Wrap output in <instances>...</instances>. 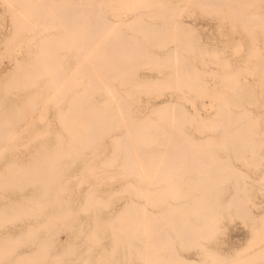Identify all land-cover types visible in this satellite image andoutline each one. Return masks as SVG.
<instances>
[{
  "label": "rangeland",
  "instance_id": "374dc122",
  "mask_svg": "<svg viewBox=\"0 0 264 264\" xmlns=\"http://www.w3.org/2000/svg\"><path fill=\"white\" fill-rule=\"evenodd\" d=\"M0 1H1V2H0V77H4V78H5V79H3V78L0 79V81H2V82H0V105H1V106H0V120H1V121L6 120L7 122H9L8 124L10 125V126H8V127L5 126V129L7 128L6 130L4 129V126H3V129H2V126H1L0 128H1L3 131L5 130V132H6L7 134H8V132H9V133H11L10 135H12V134H13V135H16V133H17V135H19L18 137H16L17 135L11 137L12 139L14 138V141L12 140V141L9 142V141H6V139L4 138V141H6L7 143H6V142L3 143L4 141L0 143V148H1L2 145H3V148H4V146H7V145H8V146L6 147V149H4V151H1V150H3V148L0 150V152H2V153L4 152L3 154L1 153L3 157H2V156L0 157V161H1V162H0V173H2L1 175H3V177H4L5 180L8 179L7 181L10 182L11 179H10V176L8 175L9 173H7V171H6V170H8V169H7L8 166L11 167V164H12V163L14 164V166L19 165V167H22V168H25L27 165L29 166L30 162H32L33 159H36V158H35V155H34L35 152L32 153V152H30V151L37 150V151H36V153H38L37 156H38V157H42V156H39L40 152H41V153H42L43 151H44L43 153L48 152L46 148H48V147L50 146L49 149L52 150V148L54 147V145L56 144V142H57V144H58V141H56L57 138H55V137H57V136L59 135L58 132L61 133L60 136H62V137L65 136V137L63 138V139H64V141H63V139L61 140L62 137L58 136V137L60 138V141H59V142H60L61 144H62V142H63L62 145H61L60 143L58 144V145H61L62 148H61L60 146H59V147H60L62 150H61V149L58 147V145L56 144V146H57L58 148H57L56 150L54 149L55 151L60 150V151H64V152H66L67 154H68V153L70 154V153H72V151H73L75 148H76L75 150L78 149L77 147L73 148L75 145H74V146L71 145V142H72V144L77 142V140H76L77 138L74 139L75 137H74V138L72 137V138L74 139V141H76V142H73V139H72V141L68 142V138H69V137H67V135H66V133H65V128H64L63 131H62V128H63V127H62V128H61L60 126L58 127L57 120H56V118H55V117H56L55 113H58V114H59V115H57V118H58V116H60V113H62L63 110L65 111V108H66V107H69V106L67 105V103H68V99L70 98L69 96H72V95L74 94V92H75V94L77 95V93L79 92V91L77 90V86H78V85H77V86H76L75 84H72V85H71V83L74 82V81H76V80H77V82H75V83H76V84L78 83V79H77V78L80 76V73H81V72L78 71V69L80 70V68H81V66H80L81 63L79 64V68H77L78 65H77V67L75 66L76 68L73 67V64L76 62V58H77V62H76V63L79 62V60H78L79 58H78V57L75 58V57H73V55L75 54V52H78V50H79L80 47H79V45H78V46L75 45V47L77 46V47L75 48L76 51L73 50V48H74L73 46H71V47H73V48L69 47V45H74V44H71V43L68 41V39L70 40V38H68V39H67V42H65V43H68V42L70 43L69 45H66L68 48H70V56H68L69 51H65V49H64V50L59 49V48H58V45H57V44H59V42H60V45H61V43L64 42V41L61 42V41H62L61 39H60L61 41H59L60 36H63V34L60 35L59 33H60V32H61V33H66V34H68V32L71 33V29H72V28H71V29H70V28H67L68 31L65 32L64 29H63V28H65V27L62 26V27H63V28H62V29H63V32H62V29H61V28H58L59 30H57V28H56V29L53 28V29H51L53 32H52L51 30H50V32H47V31H48L47 29H48L49 27L46 28V30H47V31H46L44 28H42L43 26H42V27H37V25H36V29L34 30L35 33H33V34L31 33L32 35H34V34L37 33L36 30H37V28H38V30H41V33H43L44 36H43L41 33H38V34L42 35L43 37L48 36V37H46L47 40H48V39H51V40H53V41L55 42V40L58 39V42H56L57 44H56V43H52L53 45L51 44L52 46H51V45H50V46H51L52 48H54V49L57 48L59 51L62 50L61 52L64 51V53H63L64 57H63V58L66 57L65 54L67 55V57L65 58V59H66L65 62H64L63 60L59 61V62H60L59 66L61 65V68H63V67L65 66V67H64L65 70L62 69V70H63L62 72H64V73H62L61 76H59V79H60V77H64L63 75H66V76H67L66 79H68V78L70 77V80H71V76H72L73 73L71 72V76H68L67 74H68V73L70 74L69 69L72 70V71H74L73 69H75V72L78 71L77 73H79V74H78V77H77V74H73V75H76V79H72L71 82H70V80H69V82H70V84H69V85H70V88H71V86L75 85V87L73 86L74 88L70 89V90H71L70 92H69V91L67 92V93H70V95H69V94L67 95V94L65 93V94L67 95V96H66V95L64 94V97L66 98V100H65L64 102H60V101L57 102V101H56L57 103H60V106H59V104H58V106H57L56 104L54 105V104H53L54 102L51 101L50 99H48V96H50L51 94H54V93H51L52 91H50L51 89L53 90V86H52V87L49 86V87H51V89H48V92H49V93H48V92L46 93V90H47V88H48V86H46V84H47V80L45 81L46 83L43 84V83H44L43 80L47 79L46 77H48V76L45 75V77H44V74H43V77H44L45 79H44L43 77H42V78H37V79H39V81L37 80L38 82L36 81L35 83H37L38 85L35 84V83L33 82L32 77L30 78L31 80L28 78L29 75H30L31 73H30L28 76H26V75L28 74V71H29V70H28L29 66L32 65L33 63H34V64H37V63H35V62L32 63V61L29 63V61H30V60H29V59H30V56H31L32 58L35 59V60H33V61H36V62H37V60H38V56H40V55L42 54L41 52L43 51V48H44V47H43L42 50H40V51H38V50L41 49V48H37V47L39 46V45H37V44H39L38 40H39V39L41 40V39H42V38H41L42 36H38V35L35 36V35H34L33 39H35V40H34L35 42L30 41V42H29V46H30V45H31V46L27 49L26 46H25V41H26V38L28 39L29 36H31L30 33H29L28 30H27L26 32H28L29 35L26 34L25 31H23L24 29H22L23 33H20L19 31H21V29H20L21 27L18 28V25H17L18 22H17V23L14 22V24L16 23L17 28H14L15 25L12 26L13 23H12V24L10 23V21H11L12 19L9 17V15H10L9 12H11V16H12V13H13V12L10 11L8 8H6V5H5V4L2 6V4H3L4 2H2V0H0ZM33 1H34V0H32V3H33ZM39 1H40V0H39ZM39 1H36V2L38 3ZM44 1L47 2L46 0H44ZM50 1H51V0H50ZM56 1H58V0H56ZM60 1H61V0H59V2H60ZM64 1H66V0H64ZM64 1H61V2L63 3ZM69 1H70V0H68V2H69ZM72 1H73V0H72ZM75 1H76V0H75ZM75 1H74V3H75ZM83 1H84V0H82L81 2H83ZM101 1L104 2L105 0H101ZM118 1H120V0H118ZM118 1L115 0V2L119 3ZM129 1H130V0H129ZM135 1H136V0H135ZM138 1H139V0H138ZM138 1H137V2H138ZM142 1H143V0H142ZM150 1H153V2L155 3V6L152 5L153 2H152V4H151V6H148V3H151ZM156 1H157V0H156ZM159 1H160V2L162 1V3H163V4H162V3L159 2V3H160L159 6L162 5L161 8H163V7H166V8H169V7H170V9H171L172 7H173V9L176 8L175 11H177V12L174 13V11H173V13L175 14V17H176V18L173 16L174 14H172V15L170 14L171 11H168L169 9H164V8H163V9H162L163 11H161V12H157L158 10L161 9V8L157 7V3H158V2L156 3L154 0H148V3H147V1H146L147 6H148L149 8L146 9L147 6H146L145 8L141 6L142 8H144V10H141L142 8H140V10H137L139 13L142 12V14H141V13H140V14L143 15V16H141V19H142V17H143V21H144V22L148 20V23H147V22H145V23L142 22V24H141V19L137 18V22H140V24H139V23L137 24V22H136V25H137V29H139L138 32L140 33L141 36H139V34L137 33V30L135 29V26L133 25V26H134V27H133V26L131 25L130 22H129L128 25H131V26H129V28H128V26H127V31H126L127 33L125 32L124 29H125L127 23L125 24L124 22H122V19H123V21H124V20H125V21H126V20L128 21L127 18H131L133 15H135V16L138 15V12L135 11L136 8H135L134 6H133V8H132V4H128L130 8H129V7H127V8H129V10L131 9L130 12H132V9H133L134 12H135V13H130L129 10H128L127 8H124L126 5L124 6V5L122 4V3H123L122 1H121L122 3H119L120 6H123L122 8H123V9H127L128 12L123 11V10H122V11H118V10H120V9H118V8H121L120 6H118V8H116V9H118V10H116V11L118 12V14L116 13V11H114V9L111 10L112 8H114V7L117 6V4H115V6H114V1H113V3H111L110 1H108L109 4L106 3L107 5H106L105 3H103V2L101 3V7H100V8H102V9L105 8L106 6L110 5V4H113L112 6H114V7L111 8V7H110L111 5H110V6H109V7H110L109 9H110L111 11H114L116 14L114 15V12L111 13V11H110V13H107L106 11H108L109 9H106V8H105V10H104V9H103V10L100 9V10H101L100 12L98 11L99 8L97 9V11L95 10V11H94L95 13H97V12H98V13H101L102 11L104 12V13L102 14V16L100 15V17H103V19L101 18V19H102V20H101V21H102V22H101L102 24H101V25L99 24V25L101 26V28H100L99 25H98V26L96 27V30L100 28L99 30H101V31H105L106 28H107V27H105L104 24H103V23L105 22V18H106L107 20H109L108 18H110L109 21H113V22H114V20H113V18H114L116 22L119 21L118 25H120V26H121V25H124V28H123V27H122V28L120 27L121 30H118V29H120V28H118V29L116 30V28H117V27H116L117 24H116L115 26H113L116 22L113 23V25H109V24H108V26H111V30H108V29H107L105 32H107V31H108V32L111 31V32H109V33H111V34H110V35H111V37H110L111 39H112L113 37H116L117 35L119 36V35H120L119 33H121L122 31H123V32H122L121 34H125V35L127 34L125 37H127V36L129 37L130 34L133 36V35L136 33V35H138L139 38H138V36H136V35H134V36H136L138 39H140V37L143 38V36H144V35H142L143 32H142V33L140 32V30L143 29V26H144V28H145V29H143V30H146L147 33L149 32V34H151V32H153L152 29H153L154 27H153L152 29H150L151 31L149 30V28L152 27V24H153V23H150V22H155V24H156V27H155V28H157V27L159 28L157 31H161V32H163L162 29L164 28V26L166 27V28H164V30H165V29H170V25L172 26V24H173L172 21H175V23H176V21H177L176 25L178 24L177 26L179 27V28L177 29V31L180 30V31H181L180 33L184 32V34H185V36H181V37H185V41H186V39L188 40V42L186 41L187 43H189V40L192 39V40H191V43H193V44H192L193 46L190 45V46H192V47H190L185 41H183L184 39H182L181 41H183V42L186 43V44L184 43V46H182V45H183V42L180 43V42H181L180 39H179V40H178V39L176 40V41L179 42L178 44H180V45L182 44V45H181L182 48L180 47V51L183 53V55H184V56H183V59H185V60H181V57H180V54H181V53H180L179 50H177L179 53L177 52V55H176L177 57L174 55V57H175V58L173 59V60H174L173 65H174V66H173L172 64H170V63L166 64L167 61L165 62V61L163 60L164 63L162 62V64H164V65L167 66V67H169V64H170L171 67H172L173 69H172L171 67H169V68H167V69H163V68L161 69V68L159 67L160 62H161L162 60H161L160 62H158V61H159L158 58H159V57H160V58L163 57L164 54L166 55V54H167L166 52L169 51L170 46H171V48H172V47H176V45H177V44L175 43V41L172 42V40H171L170 44H166V45L168 46V48H166L167 46H165V48H164V45H163L162 43L165 42V41H166L165 39H167L168 36H170V35L168 34V35H167V38H165V37H163V36H166V35H164L166 32L171 31V30H169V31L167 30L166 32H163L164 34H163V33L161 34V37H163V39L165 38V39H164L165 41H164L162 38H158V37H157V39H158L159 41L156 39L157 42H159V44L162 42V43H161V44L163 45L162 49H161V48L159 49V44H158V43H155L154 45H152V46L155 47V48H151V47H152V46H151V47H148V48H149L148 50H146L145 48H141V47H140L141 49H139V50H142V49H143V50H145V51H149V50H150V53H151V52H152V53H156L155 55H154V54H153V55L156 56L157 59H156V57L146 56V55H148L149 52H148V53L146 52L147 54H145V53H143V51H142V53L145 54L146 57H145V59H144V56H140V57H142V58H140V59H143L142 62H144V63L141 62L142 64H141V63H138V65H136L137 62H135V59H136V58H135L134 61H133V60H132V62L130 61V64H129L128 66H126V67H127L126 69H128L129 66H131V69H129V71H130V70H133L132 67H135V66H138V67H139V65L141 66V65H143V64H145V66H146L149 62H148V61L145 62V60L149 57V58L154 59L153 61H155V59H156V61L158 62L157 66H158V69H159V70H157V68H156L157 66H155V65H156L155 62L151 61V62L154 63L155 68H152L151 66L153 65V63H150V67H149V66H148V67H145V66L143 65L144 68L141 66V68L139 67L137 70H135V71L133 70L134 72H133V75H131V76H132V77H131V78H132L131 80H132V81L134 80L135 82H132V81H128V80H127L128 83H127V81H126V85H125V84H123L122 86L117 85V80H118L117 77L120 78V76H116V77H115L114 74H113V72H111V73L113 74L112 76L115 77L116 81H115V79L113 78V80H112V81H109L108 84L112 85V86H113V89L117 86V87H116L117 89L115 88V91L117 90L118 92H120V93H118V98H117L118 100H120L121 98L123 99V97H124L125 101H126L127 99H128L127 101H129V99L133 100L132 97H134V98H138V102H141V103H142V106H144L146 103H148V104H154V105H157V106H158L159 103H163V102H166V101H168V103L166 102L168 105H171V103H173V102L175 101L174 103H177V102H178L179 105H184V106H185V109L183 108L182 110H185L186 112L188 111V112L192 113V112H193V108H192V106L195 107V108H197V109L200 108L201 116H202V117L205 116L204 118H209V115H211L212 113L214 114V111H213L210 107H212V106H214V105L216 104V101H217V98H218L219 94H222L221 92H223V90H224V92H223V95H224V96H223V95H220V96H222L223 98H222V97H219V98H221L222 100L225 99L227 102L229 101L228 103H230V104H233V103H234V104H237L238 107H234V108L237 110V109L240 107V108L238 109L239 111L237 110L238 112H240V110L242 111V108H243L242 106H245V107L243 108V110H244L245 108H247V110L250 109V111H246V109H245L246 114H244L245 112H244V113H243V112H240V113H242V114L244 115V117H243L244 120H243V119H242V120L240 119L241 122H240V120L238 121V124L236 125V128H239L238 125H239L240 123H242V125L244 126V124H246V123H245L246 121H247V123H248V121L250 122L251 119H252L251 116H252L253 119H254V118H255L254 116H256V118H258L259 115H257V113L260 114L258 120L255 118V119L259 122V123H257L259 126H257V124H255L256 126L253 125L255 119H254V120L252 119L253 122H250V123H248V125H247V127H248V126H250V125L252 124L251 127H253V128L251 129V131H250V129H249L248 131H249V133L251 132L252 135L255 134L254 136L257 137V138H255V137L253 136L254 139H255L256 147H257V145L260 143V146H261L260 148H262V149L258 150V149H259V147H258L257 151H258L259 153L256 151V148H255V151H256L260 156H259V155L253 150L254 148H252L253 152L256 153V155L259 157V158H258L257 156L254 157L255 155L252 156V158L254 157V160H253L254 163H252V161H250V154H251V153L254 154V153H253L252 151L249 150L248 153L245 155V152H244V150L247 151V150H248V147H249V146L251 147V146L253 145V143H251L252 145H249V144H248V147L246 146L247 148H244V150H243V148H241V147H242V144H243V142H244V140L246 139V138H244V137H246V135H245V136H242V137H243V142H242V144H241L242 137L240 138V141H239L240 144H235L234 147H235L236 149H235L234 147H233L234 149H233L232 147H231L230 149H228V148H227V149H228V151H230V152L233 151L234 153H236V154H234V155H237V149L240 150V151H238V154L241 152V149H242V150H243V153H241V154H244L243 156H244L245 158H244V157H243V158L245 159V163H246V165L248 164V166H246V165L244 164V161H243L242 158H241V159H238V158H240V157H239L240 154H239L238 156H235L236 159H234V158H233V157H234L233 154L230 153V152L224 151V150H223L224 148H223L221 145H220L221 147L218 146L217 148H214V147H216V144H217V143H215V146H214V145H213V142H218L217 145H219V141H218L219 138H217V137H219L220 135H217V134H209V135H210V136L208 135L209 137H206V136H205L207 139H210L209 141H210L211 144H208V140H207V141L205 140L206 138H200V141H201L202 139H203L204 141H206V143H207L208 145H207L206 143H205V145H206L207 147L209 146L208 149H210V150L212 151V153H210V156L213 155L212 157L217 156V157L221 158V159H220L221 161H219V162H218V160L212 158V160L214 161V163L216 162L217 167H216V164H215V166H214L213 162H212L213 165L210 164V165H212V166H210V165H206V166H209L210 168L212 167V169H210V170H214L215 167L217 168V170H216V168H215V170L213 171V173L210 174V171L206 172V170L208 169L207 167H206L207 169H204V171L201 170V168H203L204 163H203V164H201L200 162L197 163L198 165L201 164V166H199L200 169H199L198 171H199V172H200V171L203 172V173H202V177H203V175H205L206 173H207V174L209 173V174H210V175L208 174L209 176L206 175V176H204V177L207 178V176H208L209 179H212V177L215 176V178H214L215 181L218 179V177L215 175V174H217V173H218V174L221 173L220 176H219V179H220V177H221V178L224 177V179H222V180H224V182H226L227 180L229 181V179H230L229 177H231V176H229V174H228V172H227V170L229 171V169L226 170V168H223V163H225V162H226V164H229V163L231 164V165L229 164V165H230V168H232V169L235 168V167L237 168V169L235 168V169H233V170H230V172L232 171V174H233V171H235V172L237 171V173H234V174L237 175V176H238V173L241 174V176H243V177H244V176L246 177L247 174H248L250 177L247 176L245 179L243 178L244 186L242 185V181H241L242 177H241V176H238V178H237V176L234 175L235 177H233V178H235L236 180L238 179V180H237V181H238V182H237V183H238V185H237L238 188H237V189L240 188V187H239L240 185H241V187H242V186L244 187V191H245V189H246V191L250 189V190H249L250 193H247V192L245 191V195L248 196V198H249L248 201H250L251 203L243 202V201H246V200H247V199H246L247 197H245V195H243L244 193L242 194L243 190H241V189H240V190H241L242 192L239 191V190H238L239 192L237 191V193H238L237 196H239V197L241 196V198H242V196H243V197L245 198V200H241V201H242V204H240L241 202H240V201L238 202V200L235 199V198L233 197L234 195H236V190H235L236 188H235V189H232V188H233L232 186L235 187V185H234V184H235L234 181L236 182V180H235V179L233 180L232 177H231V179H230L229 182L227 181L228 183L221 182V179H220V181L217 180V182L219 181L218 184L221 183L222 187H221V185H216L217 182H214V180H212L213 182H211V183H212V184L215 183V184H213V187H216L215 189H217V186H218V189H220V191H221V193H220L219 190H216L217 192L215 191V192H216V196L218 195V196H217L218 199L216 198V200H215V199H214V198H215V197H214V195H215L214 188L211 187V185H209L210 187H209V186L206 187V189H207V188H213L212 190L207 189L209 193H208L207 191H204L205 189H202L203 186L205 187L204 183L206 182V180H207L208 178L205 179L204 177H203V178L201 177L202 180H203V179L205 180L204 183L201 184V186H200V184L196 185V184L199 182L198 180H196V182H197L196 184H195L194 181H190L191 178H192V180H193V179H194V180L197 179V178H193V177H195L196 174H197V173L194 174L195 171H193V173H192V170H193V169H192V170L190 171V173H189L190 176L192 175L191 177H189L188 175H186L185 173H183L184 171L187 172V169H188L187 166H186V170H184V169H185L184 166H183V168H180V167L178 166V167L180 168V170H183V172L180 174L179 177L183 179V178H184L183 174H185V178H184V179H185V182H187L186 184H185V182H183L184 179L181 180V181H182V182H180L181 184H180L179 182H176V181H177L176 179H178V177H177L178 175L176 176V173L173 174V175L176 176V178H174L175 176L173 177V178L176 180V181H175L176 184L179 183L178 186L180 187V188H178V187L176 188V187L173 186V185H175V184H172L173 189L175 190V191L172 190V191L174 192V193H173V192L171 191V189L169 188L168 185H170L171 183H175V182H173L174 179H173V178H169V177H170V176H173V175H171V172H172V171H171L170 169H176V166H177V165H176V166L174 165V163H176V162L172 163V165H174L175 168H173V167L170 168L169 164H167V163H165V162L163 163V165H164V164H165L166 166L168 165L167 167H169L170 169H168L167 167H166V168H167L169 171H171L170 173L167 172L168 170H166V171L164 172V170H165L166 168L163 167V166H162V169L159 168L158 171H156L157 167L155 168V170H154V168H152V169L154 170V172H156V173L159 172V173H160V171H161V173H162V174H159V173L156 174V173H155L154 176H153L152 173L149 174V172H148V170L151 169V168H148V170L145 171L144 168H143V169H142V168H139V167H142V166H139V164H138L139 167H138V166H137V167L140 169V172H138L139 169H137L136 166L134 167V166L132 165L133 168L137 169V170H136V171H137L136 174H138V173H142L141 171L143 170V173H146V174H147V172H148V175H146V176H150V175L152 174V175H151L152 177H151V178L149 177L150 179H146V178H145L146 176H145V177H143V178H145V181L142 180V182H141V180H139L138 177H135L136 175H134V173H133V175H132V178H131V176H127V177H126V175H127L128 172H129V173H130L131 171L135 172V170H128V171L125 170V171H126V173H125V171H124V176H125V178H123V173H122V176H120L118 173H121L122 170H124L123 166H122L123 169H122L121 166H120V165H121V162L126 163V160H125V161H122V160H123V158H122L123 155L126 154V153L122 154V153L124 152V151H123L124 149H121L122 152H121V151L118 152L120 148L118 149V151H116V148H115V147H116V142H115V144H114L115 147H114V146L112 147V142H111V141H112V140H113V142H114V141H117V140H116V139H117V138H116L117 136H116L115 134H113L112 131L106 133L107 136L104 135V134H103L104 136H102V134L100 133L102 137L100 136L99 138H101V139L104 138V139H102V140L99 139L100 142L98 141V139L96 140V143L94 144L95 147H97L96 150H94V148H95L94 145H93V148H92V150H94V151H92V150L90 151L87 147H81L82 150H80V148H79L78 150H80V151H78V150H77V151H78L79 153L82 151V153L77 154L78 152H75V150H74V152L76 153V154H75V153H74V154L77 155V156H74V159H73V160H71V159L73 158V157L71 158V156H73L74 154H73V155L71 154V155H70V158H69V157H68L69 154L67 155L66 153H64V155H63V153H62V155L65 156V157L67 156V158L63 157L64 159H62V158L60 157V159H62V160H60V163H59V161L57 162V164L59 163L58 166H57L58 168H56V166H54V162H56V160H59V159L54 158V157L52 156L53 153L51 152V157L54 158V160H55V159H56V160L53 161V160H50L49 158L46 159V160H47V161H48V160L53 161V162H50V163H51V164L53 163L54 170H56V171L58 172L57 174L54 173L55 175H52L54 178H58V177H59L58 180L53 179V178H50V179H49V180L52 179V180H54L55 182H53L52 180H51L52 182H50L49 180H44V179H43V178H44V176H43L44 173H42V172H45V171H43L44 169H41V173H42L41 177L43 176V178H41L40 180L43 179V182L41 181L42 183H40L39 180L36 179V178H38V177H36V176L33 177V178H35L39 183H36L35 180H33L32 178L29 179V178H28V177L30 176V175H29V176L27 177L28 180H26V182L28 183V185H27V183H24V182H22V180H21V182H17L18 184H19V183L21 184V185L19 184L18 189H17V188L15 189V187H14V185H15V186L18 185V184H16V182H15L14 185L11 184L14 188H13L12 186L10 187V186L8 185V184H9V183H8L7 185H8L9 187L7 188V187H6L7 185H6V186H5V187H6V190H5L4 187L2 188V189L5 190V192H4L3 190H0V211H1L0 213L3 212V213L6 214L7 216H8V215H11V216L8 217V219H9L10 217H13V216H12L13 214H11V212L13 213V211H17V210L19 209L18 207H20V206H21V208H23V209H24V208H27L28 206L31 205L30 202L33 203V202L35 201V203H33L34 207H35L37 201H42V203H45V202H46L45 204H48V203H49L48 205H46V206H48V207H45V206H44L45 204L42 205L41 202L38 203L39 205L41 204L42 206H44V207H41V206H38V204H37V207H41L42 210H39L40 208L37 209V207L34 208V207L31 205V207H33L32 209H37V211H38V212H37V215L35 214L36 211L34 212L35 216H34V214L32 215V216H34V217L31 216V212H32V211L30 212V214H25V216H23L24 218L22 217V214H21V217H22L23 219H22V218H19V217H18L19 219L16 218V221H15L16 223H15V222H14V223L12 222L13 219H12V220H11V219L6 220V216H4V217H5V220H4V219L2 218L3 216H2V217L0 216V221H1V222H0V227H1V223L3 222V220H4L5 222H9V221L11 220V223L13 224V225H11L10 223H5V222H4L5 224H3L2 228H0V238H2V237L5 238V237H7V235L9 236V237H7L6 239H3V241H4V240L6 241V240L8 239L6 242H5V241H4V242H3V241H0V246H1L0 257H1V254H2V256H3V252H4V251H5V252H9V249H10V248L8 249L7 247H10V246L13 247L12 244H13L14 242H15V244H16V242H18V241H20V240H22V241L24 240V241H25V242L23 241L24 243L21 241V242H22L21 244H20V242H18L20 245L15 246V250L17 249V251L14 250V252H12L13 249L11 248V250H10L11 253H10V252H9V253L12 254V255H7V254L4 252V254H6L7 257H5V255H4L3 258H4V259L7 258V259H6V260H3V258L1 257V261H0L1 263H0V264H15V263H13V258H14V261L18 262V264H22V263H20L21 261H20V262L18 261V260L21 258L20 256H21V255H22V256H25V255H26V257H27V256H30V258H31V255H29V253H30V252L33 253V251H34L35 249H36V251H34V252H36L37 255H36L35 253H34V254L30 253V254H32V258H31V259H32V262H33L34 264H35V262H36V264H37V263L42 264L43 262H44L43 264H45L46 260L48 261V263L46 262V264H49V262L52 263L53 261L57 263V261H58L59 259H61V262L59 261L57 264H78V263H80V264H85V262L83 263L84 260H87V261H88L86 264H147L146 261H150L151 259H150V260L145 259V263H144V262L142 261V260H144V259L142 258L143 255H142V257H141V255H140V253H139V257L142 258V260H139V259L137 258V254H138V252H137V254H136L135 251H136V248H138L139 245H140V249H142V247H144V248L142 249V251L145 250V247L147 248V246H149V247L147 248V252H149L148 250H150L149 248L152 247L153 243H152V245H151V243L149 244V242L146 243V241H144L142 244H145V243H146L147 246H146V244H145V245H142V244H141V242H142L141 239H142V238H143V240L147 239V236L145 237V235H146V234L148 235V233H149L150 230H153V232H154V229H155V231H156L154 235L156 236V233H157V234H158L157 236H159V237H157V236L155 237V236L153 235L154 237L149 238V236L153 233V232H150L151 234L148 235V238H149V239H148L147 241H150V242H151V241H154V243H155V241L157 242V241L159 240V241H161V242H163V243L165 242V246H164V249H163V246H162L163 243H160V242H159L158 245L155 243V244L153 245V249L155 248V250H150L151 252H149V253H150V254H151V253L153 254V251H157L158 253H157V252H156L157 254L155 253V254H156V257H157V255H158V256H161L160 258L164 257V259H165L167 256L173 255V256H171L172 258H173V257H175V258H177V259L179 258L178 260H181L182 258H184L183 260H185V262L183 261V262L180 263V261H178V262L174 261L173 259H175V258H173V259H172V261H173L172 263H174V264H176V263H177V264H179V263H180V264H185V263L187 262L186 260H188L190 257H191V258L189 259V260H190V263L193 262L194 264H195V262H196L197 264L201 263V261H199V260H202V263H201V264H212V263L207 259V258H209V257H212L213 261L216 259V257H218L219 259H217V262H218V260H219V262L221 261L220 264H224V263L227 264L226 262H228V261H230V262H228V264H229V263L232 264L233 262L236 264V262H237L236 259H237V258H238L237 260H239V261H238V264H239V262H241L240 264H242L244 261H245L247 264H249V261H252L255 257L259 258V256H261L262 258H264V257H263L264 254H263V256H262V254H261V253H264V252H262V251L264 250V240H263V239H264V223H263V221H264V217H263L264 215H263V214H264V213H263V214L261 213V212L264 211V204H262L263 201H264V188L262 189V186L264 187V180H263L264 178L262 179L263 181H261V182L259 181V180H260L259 177H260V176H264V162H263L262 160H259V161H261V162H260V165L257 164L258 166H257V167L255 166L256 168H254V165H253V164L256 163V162H255L256 159H263L262 156L264 155V153H263V152H264V146H262V145H264V125H262V123L264 122V120H263V119H264V114H263V113H264V112H263V111H264V107H263V105H264V102H263V101H264V64L261 63V61H260V60L263 59L262 57H264V56H263V54H264V44H263V42H264V40H263V39H264V34H263L264 29H262L263 31H261V30H256V31H254V33L252 34V36L250 35L251 37H250L249 35L247 36V34H245V33L243 32L242 27L240 26V24L243 25V22H242V23H241V22L239 23V21L242 20V18L240 17L241 19L238 21V20H237V17H232V16L230 15L229 17H232V18H231L232 21L229 22V21H230V20H229L230 18H229V17H226L227 15H229L228 12H227V10H226L227 8H226V9H225V7H222V9L219 8V5H220V4L223 5V2H222L221 0H220V1H221L222 3L219 2V4H218V2L216 1L218 7L214 6V5H216V3H214L215 0H213V2H212L211 0H208V2L206 3V5H204L205 2H204V3L201 2V1H203V0H201V1H200V0H192L191 2L195 1V3H194V2H193V3H191V2L188 3V2H187L188 8H184V11H183L184 13L181 11L182 9H180V7H183V4H182V3H184V4L186 5V3H185L186 1H184V0H178V1H177V0H169L168 2H167V0H166V1H165V0H159ZM164 1H165V2H164ZM175 1H177V2H175ZM180 1H181V3H180ZM187 1H188V0H187ZM204 1H206V0H204ZM209 1H210V2H209ZM34 2H35V1H34ZM45 2H44V3H45ZM53 2H54V1H52L51 3H53ZM59 2H56L55 4L57 5V3H58V7L61 8L62 5L59 4ZM81 2H78V3L80 4ZM105 2H106V1H105ZM174 2H175V3H174ZM200 2H201V3H200ZM1 3H2V4H1ZM39 3H40V2H39ZM64 3H65V2H64ZM64 3H63V5H64ZM69 3H70V2H69ZM133 3L135 4L136 2H133ZM139 3H140V2H139ZM141 3H143V2H141ZM202 3H203V7L200 8L199 5H202ZM42 4H43V3H42ZM47 4H48V3H47ZM71 4H72V2H71ZM102 4H105V5H104L105 7H104ZM124 4H126V3H124ZM136 4H137V3H136ZM144 4H145V3H144ZM173 4H174V5H173ZM180 4H181L182 6H181ZM209 4H211V5L214 4L212 7L215 8V10H213V8H209V7H210V6H208ZM36 5H37V4H36ZM60 5H61V6H60ZM65 5L67 6L68 4H65ZM74 5H75V4H74ZM81 5H82V4H81ZM139 5H140V4H138L136 7H138ZM142 5H143V4H142ZM167 5H168V6H167ZM169 5H170V6H169ZM196 5H198V6L196 7ZM222 5H221V6H222ZM41 6H42V5H41ZM41 6H40V7H41ZM45 6H46V4H45ZM48 6H49V5H47L46 7H48ZM71 6H72V5H71ZM143 6H144V5H143ZM178 6H179V7H178ZM221 6H220V7H221ZM223 6H224V5H223ZM256 6H260V7H261V6H264V0H263V1H259L258 4L256 3ZM256 6H255V7H256ZM38 7H39V6H38ZM40 7H39V8H40ZM42 7H43V6H42ZM50 7H53V6H50ZM69 7H70V6L68 5V8H67V9H69ZM75 7H76V6H75ZM75 7H73V8L75 9ZM83 7H84V8H83L82 10H84V11L86 10V11H87L88 8L85 7L84 3H83ZM150 7H153V8H151V10H152L151 12H150ZM155 7H157L158 10H157ZM174 7H175V8H174ZM205 7H206V8H205ZM33 8H35V7H33ZM44 8H45V7H44ZM53 8H57V7L55 6V7H53ZM60 8H58V9H60ZM70 8H71V7H70ZM80 8H81V7H80ZM122 8H121V9H122ZM138 8H139V7H138ZM154 8H155L156 10H155ZM178 8H179V9H178ZM197 8H198V9H197ZM199 8L201 9V11H200ZM203 8H205V9H204L205 11L203 10ZM15 9L18 10L19 13H20V10H21V13L24 14L25 19L28 17V15H26L27 12L25 13L24 11H22L23 9H20V8L17 9V7H16ZM15 9H14V10H15ZM35 9H36V8H35ZM58 9H55V10H58ZM71 9H72V8H71ZM74 9H73V11L76 10V9H75V10H74ZM77 9H79V7H77ZM145 9H146V10H145ZM177 9H178V10H177ZM206 9H207V10H206ZM219 9H220V11H218V12H220V13H221V11L224 12V13L222 12V13H223L222 15H219L218 12H217V13H216V12H213V11H217V10H219ZM36 10H37V9H36ZM41 10H42V9H41ZM46 10H47V8H46ZM60 10L63 11V7H62ZM60 10H59V11H60ZM65 10H66V7H65ZM69 10H70V9H69ZM69 10H68V11H69ZM165 10H167V11L169 12V13H168V15H169L168 17H170V18L172 17L171 19L168 18L167 21L165 20V19L167 18V17H166V16H167V13H166V14L163 13V12H167V11H165ZM202 10L204 11V13L202 12ZM61 11H60V12H61ZM154 11H156V12H154ZM179 11H181V12L178 13ZM32 12H33V11H32ZM37 12H38V11H37ZM42 12L45 13L44 11H42ZM42 12H41V13H42ZM46 12H47V11H46ZM52 12H53V10H52ZM66 12H67V10H66ZM66 12H64V13H66ZM70 12H71V10H70L69 12H67L66 17H67V15H68V13H70ZM78 12H80V11L78 10ZM87 12H88V11H87ZM87 12H86V14H87ZM120 12H121V14H119ZM122 12H124V15H125V17H126L125 19L123 18L124 15H122V14H123ZM143 12H145V13L150 12V13L145 14V13H143ZM152 12H154L156 15H157V13H160V16H162V15L164 14V16H162L161 19L158 18V19H159V20H158V19L155 18L156 15H154ZM211 12H213V13H215V14H213V13H211ZM15 13H17V11H16ZM29 13H30V12H29ZM38 13H39V12H38ZM53 13H55V12H53ZM53 13H52V14H53ZM64 13H61V16H62ZM73 13H74V12H72V14H73ZM76 13H77V10H76ZM92 13H93V11H92ZM125 13H126V14H125ZM151 13H152L153 15H152ZM171 13H172V12H171ZM181 13H182V14H181ZM17 14H18V13H17ZM17 14H15V16H17ZM49 14H50V13H49ZM57 14H58V12H57ZM59 14H60V13H59ZM81 14H83V13H81ZM81 14H80V15H81ZM86 14H85V15H86ZM112 14H113V15H112ZM161 14H162V15H161ZM178 14L180 15V17H179ZM226 14H227V15H226ZM30 15H31V14H30ZM55 15H56V14H55ZM98 15H99V14H98ZM105 15H107V16H105ZM110 15H112L113 17L111 18ZM120 15H121V16H120ZM151 15H152V16H155V17L152 18L153 20L151 19V17H152ZM165 15H166V16H165ZM177 15H178L179 18H177ZM181 15H182V17H181ZM225 15H226V16H225ZM19 16H20V15H19ZM26 16H27V17H26ZM36 16H37V15H36ZM38 16H39V15H38ZM43 16H45V15L43 14ZM46 16H47V15H46ZM48 16H49V15H48ZM50 16H51V15H50ZM57 16H58V18L61 19L60 15H57ZM74 16H75V15H74ZM82 16H83V15H82ZM86 16H87V15H86ZM135 16H134V17H135ZM144 16H147V17H144ZM157 16H158V15H157ZM219 16L221 17L220 19H219ZM223 16H224V17H223ZM12 17H13V16H12ZM29 17H30V16H29ZM29 17L26 19L27 21H25V23L29 21L30 24H31V23L33 24V21H34V20H35L34 24L37 23V22H36V19H34V20H32V19L29 20V19H30ZM34 17H35V15H34ZM34 17H33V18H34ZM63 17H64V15H63ZM137 17H138V16H137ZM163 17H164V18L166 17V18L164 19ZM173 17H174V19H173ZM217 17H218V19H217ZM9 18H10V20H8ZM31 18H32V17H31ZM35 18H36V17H35ZM51 18H52V17H51ZM54 18H55V19H58V18L55 17V16H54ZM64 18H65V17H64ZM69 18H71V17H69ZM74 18H75V17H74ZM76 18H77V17H76ZM82 18H83V17H82ZM84 18H87V17H84ZM98 18H99V17H95V21H96V20H100V18H99V19H98ZM119 18H120V20H119ZM121 18H122V19H121ZM147 18H148V19H147ZM226 18H227V19H226ZM228 18H229V19H228ZM13 19H14V17H13ZM15 19H16V18H15ZM15 19H14V20H15ZM20 19H21V17H20ZM43 19H44V18H43ZM65 19H66V18H65ZM67 19H68V18H67ZM80 19H81V18H80ZM91 19H92V17H91ZM131 19H132V18H131ZM131 19H130V20H131ZM135 19H136V18H135ZM138 19H139L140 21H139ZM154 19H155V20H154ZM176 19H177V20H176ZM39 20H41L40 17H39ZM49 20H50V17H49ZM49 20H48V21H49ZM70 20H71V19H70ZM74 20H75V19H73V21H74ZM78 20H79V19H78ZM93 20H94V17H93ZM164 20H165V22H166L167 25L165 24ZM227 20H228V21H227ZM5 21H6V22H5ZM15 21H16V20H15ZM20 21H21V20H20ZM46 21H47V20H46ZM46 21H45V23H46ZM51 21H53V20H51ZM81 21H82V20H81ZM83 21L86 22V20H83ZM95 21H94V22H95ZM109 21H108V22H109ZM120 21H121L122 24H120ZM132 21L135 22L134 19H133ZM132 21H131V22H132ZM156 21H157V22H156ZM158 21H159V22H158ZM182 21H183V22H182ZM234 21H235V22H234ZM11 22H12V21H11ZM29 22H28V23H29ZM40 22H41V21H40ZM42 22H44V21H42ZM65 22H66V21H65ZM67 22H68V20H67ZM69 22H70V21H69ZM76 22H77V21H76ZM91 22H92V20H91ZM91 22H89V24H91V26L94 25V23H91ZM187 22H188V24H187ZM218 22H220V23H218ZM5 23H6V25H5ZM22 23H23V22H22ZM49 23L51 24L50 27H52V24H53V25H56V24L58 25V24H60V22L57 23V21H56V22L54 21V23H52V22H49ZM73 23H74V22H72V24H73ZM80 23H81V22H80ZM82 23H83V22H82ZM82 23H81V24H82ZM98 23H100V21H98ZM123 23H124V24H123ZM171 23H172V24H171ZM179 23H180V24H179ZM230 23H231V24H230ZM19 24H20V23H19ZM41 24L43 25V23H40L39 25H41ZM50 24H49V25H50ZM66 24H68V23H65V25H66ZM75 24H76V23H75ZM83 24H84V23H83ZM105 24H106V23H105ZM133 24H134V23H133ZM147 24H151V25L149 26V25H147ZM155 24H154V25H155ZM169 24H170V25H169ZM183 24H184V25H183ZM189 24H191V27H190ZM46 25H47V24H46ZM57 25H56V26H57ZM138 25H139V27H141V28H139ZM140 25H141V26H140ZM146 25H147V26H146ZM154 25H153V26H154ZM168 25H169V28H167ZM176 25H174V26L176 27ZM182 25H183V26H182ZM7 26H9V27H7ZM19 26H21V25H19ZM34 26H35V25H34ZM59 26H60V25H59ZM59 26H58V27H59ZM69 26L71 27V26H73V25H70V24H69L68 27H69ZM80 26H81V25H80ZM112 26H113L114 28H115V27H116V28L113 30V29H112ZM159 26H162V29H161ZM12 27H13V29H17V31L20 29V30L18 31V33L15 32V30H14V32L17 33V34H14V35H16V36H12V37L15 38L14 40L16 41V43H15V42L13 43L14 40H12V39H11V40H12L11 43H7L8 39L11 38V37H10V36H11L10 33L13 32V31H11V30H12ZM22 27H23V25H22ZM28 27H29V26H28ZM30 27H31V26H30ZM44 27H45V25H44ZM74 27H75V25H74ZM76 27H77V25H76ZM76 27H75V28H76ZM83 27H86V25L83 26ZM83 27H81V28L83 29ZM103 27H104V30H103ZM194 27H195L196 29H195ZM214 27H215V28H214ZM32 28L34 29V27H32ZM41 28L44 29L45 32H46L47 34H46L45 32H43L44 30L42 31ZM75 28H73L72 31H73V30L75 31V30H76ZM81 28H79V26L77 27L78 30H80ZM87 28H88V27H87ZM87 28H84V29H87ZM133 28H134V29H133ZM171 28L173 29L174 27L172 26ZM184 28H185L186 30H185ZM28 29H29V28H28ZM65 29H66V28H65ZM69 29H70V31H69ZM84 29H83V30H84ZM128 29H129L130 31H128ZM131 29H133V31H132ZM29 30H30V29H29ZM31 30H32V29H31ZM31 30H30V31H31ZM83 30H81L80 32H82ZM115 30H116V31H115ZM135 30H136V31H135ZM143 30H142V31H143ZM154 30H155V29H154ZM184 30H185V31H184ZM192 30H193V32H192ZM197 30H198V31H197ZM8 31H9V32H8ZM22 31H21V32H22ZM59 31H60V32H59ZM86 31H87V30H86ZM86 31L84 30L85 34L87 33ZM118 31H120V32L118 33ZM31 32H32V31H31ZM38 32H40V31H38ZM56 32H58V33H56ZM75 32H76V31H75ZM75 32H72V33L74 34ZM80 32H79V35H77V34L75 33V35L79 36V38L81 37V36H80ZM84 32H82V33H84ZM108 32H107V33H108ZM130 32H135V33H130ZM155 32H156V30H155ZM174 32H175V31H174ZM48 33H50V34H48ZM51 33H52V34H51ZM54 33H55L57 36H56ZM70 33H69V34H70ZM72 33H71V34H72ZM99 33H100V32H99ZM107 33H106V34H107ZM113 33H114L116 36H114ZM153 33H154V32H153ZM169 33H171V32H169ZM20 34H22V35L20 36ZM58 34H59L60 36H59ZM73 34H72V35H73ZM97 34H98V33H97ZM97 34H93V35L95 36V35H97ZM128 34H129V35H128ZM154 34H155V33H154ZM154 34H153V35H154ZM166 34H167V33H166ZM173 34H174V36H175L176 33H173ZM184 34H183V35H184ZM195 34H196V35L198 34L197 37L195 36ZM199 34H200V35H199ZM9 35H10V36H9ZM45 35H46V36H45ZM49 35H50V36H49ZM51 35H52V36H51ZM64 35H65V34H64ZM72 35H71V36H72ZM75 35H73L72 37H74ZM81 35H84V34H81ZM87 35H89V34L87 33ZM104 35H105V33H104L103 36H102L103 39H104V41H105V39H106V40H107L106 42H111V39H109V41H108V37H109V36L107 37L106 35H105V36H104ZM108 35H109V34H108ZM162 35H163V36H162ZM171 35H172V34H171ZM180 35H181V34H180ZM6 36H7V37H6ZM8 36H9V37H8ZM18 36H19V37H18ZM53 36H54V39H55V40H54L53 38H51V37H53ZM65 36H66V35H65ZM77 36H76V37H77ZM84 36H85V35H84ZM94 36H92V37H94ZM98 36H99V38L101 37V35H99V34H98ZM122 36H123V35H120V38H121ZM157 36H160V34H158ZM186 36H187V38H186ZM198 36H200V37H198ZM5 37H6V38H5ZM57 37H58V38H57ZM66 37H70V36L67 35ZM72 37H71V38H72ZM76 37H75V38H76ZM149 37H151V36H149ZM152 37H153V36H152ZM170 37L172 38L173 35L170 36ZM176 37H177V36H176ZM179 37H180V36L178 35V38H179ZM189 37H190V38H189ZM253 37H254V40H253ZM37 38H39V39L37 40ZM81 38H82L81 40H83V37H81ZM84 38H85V37H84ZM88 38H90V37L87 36V41H90L89 43H92L91 41H92L93 38H92L91 40H89ZM122 38H123V37H122ZM132 38H133V37H132ZM142 38H141V39H142ZM153 38H154V37H153ZM4 39H5V40H4ZM30 39H31V38H30ZM63 39H64V37H63ZM72 39H73V38H72ZM95 39H96V38H95ZM101 39H102V38H101ZM101 39H100V40H101ZM113 39H114V38H113ZM117 39H119V37L115 38L114 41H115V43L117 42V44H118V43L121 42V41H120V39H119V40H117ZM124 39H125V38H123V39H121V40L123 41ZM200 39H201V40H200ZM249 39H250V40H253L254 43L250 42ZM28 40H29V39H28ZM31 40H32V39H31ZM40 40H39V41H40ZM42 40H43V39H42ZM47 40L45 41V38H44V41H45V42H48ZM51 40H50V41H51ZM75 40H76V39H75ZM75 40H74V41H75ZM128 40L130 41L129 38H128ZM136 40H137V39H135V41H136ZM160 40H163V41L160 42ZM167 40L170 41V38L167 39ZM199 40H200V41H199ZM255 40H256V42H255ZM2 41H4V42H3L4 45H5L6 43H7V44H10V45L8 46V48L5 47L3 44H1ZM93 41H94V39H93ZM97 41H98V38H97ZM112 41H113V40H112ZM118 41H119V42H118ZM124 41H126V39H125ZM129 41H126V42H129ZM132 41H133V40H132ZM139 41H140V40H139ZM142 41H143V39H142ZM142 41H141V42H142ZM169 41H167V42H169ZM262 41H263V42H262ZM31 42H32V43H31ZM51 42H52V41H51ZM71 42H72V40H71ZM94 42H95V41H94ZM102 42H103V41H102ZM106 42H105V43H106ZM126 42H123V44H124V43L126 44ZM130 42H131V41H130ZM141 42H139V43H141ZM146 42H147V41H146ZM146 42L144 41L143 43H141V44H143V47H145L144 45L147 44ZM247 42H250L251 44H250V43L248 44ZM30 43H31V44H30ZM42 43H43L42 45H45L44 42H42ZM48 43H49V42H48ZM77 43H78V41H77ZM82 43H83V41H81V44H82ZM85 43H86V42H85ZM89 43H88V44H89ZM112 43H113V46H114V42H111V43H108V44H112ZM136 43L138 44V42H136ZM145 43H146V44H145ZM165 43H166V42H165ZM165 43H164V44H165ZM172 43H174V44H172ZM196 43H197V46H196ZM199 43H200V45H199ZM205 43H206V44H205ZM33 44L36 45L35 48H34V45H33ZM54 44H55L56 46H54ZM86 44H87V43H86ZM127 44H129V43H127ZM131 44H132V43H131ZM133 44H135V43H133ZM133 44H132V45H133ZM137 44H136V45H137ZM148 44H149V43H148ZM157 44H158V46H157ZM161 44H160V47L162 46ZM202 44L205 45V47H204ZM247 44H248L249 46H248ZM253 44H257V45L259 44V45H258L257 47H255V45L252 46ZM13 45H14V46H13ZM42 45H41V46H42ZM60 45H59V46H60ZM62 45H64V44H62ZM101 45H102V44H101ZM104 45H105L104 48H106V47H107L106 44H103L102 47H103ZM120 45H121V44L119 43V46H120ZM174 45H175V46H174ZM180 45H179V46H180ZM185 45H186V47L193 48L194 51H193L192 49H190V52H191V50H192V51L194 52V54H195L196 51H199V52L201 51L199 54L203 53L202 57H201V55H198L200 58L197 57V56L195 57V55H197L198 52H196L197 54H195V55H193L192 52L190 53L191 55H190V54H187V52L189 53V51H187L188 49H183V47H185ZM187 45H188V46H187ZM206 45H208V46H206ZM262 45H263V46H262ZM27 46H28V45H27ZM46 46L48 47V49L50 48V46H48V45H46ZM46 46H45L44 49H45V50H48V49H46ZM66 46H65V47H62V48H67ZM85 46H86V45H85ZM92 46H93L94 48H96L95 45L91 44V45H90L91 49H92ZM109 46H110V45H109ZM115 46H116V45H115ZM134 46H135V45H134ZM146 46H149V45H146ZM202 46H203V47H202ZM220 46H222V47H220ZM235 46H236V47H235ZM246 46H248V47H246ZM251 46H252V47H251ZM3 47H4V48H3ZM55 47H56V48H55ZM60 47H61V46H60ZM78 47H79V48H78ZM102 47H99V46H98V48L103 52L102 54H105V55H104V57H105L106 54H108V50H109V49L111 50V48L107 47V49H104V48H102ZM111 47H112V45H111ZM125 47H126L125 49L128 50V49H127L128 45H125ZM186 47H185V48H186ZM211 47H212V51L210 50ZM52 48H50L51 51H53ZM84 48H85V47H84ZM122 48H123V46H122ZM131 48H132V47H131ZM177 48H178V46H177ZM177 48H172V49L174 50V49H177ZM197 48H198V49H197ZM201 48H202V49H201ZM233 48H234L235 50H233ZM247 48H249L250 50L247 49ZM1 49H2V50H1ZM3 49H5V50H3ZM7 49L10 51V52L7 51L9 54L6 52ZM37 49H38V50H37ZM57 49H56L55 52H59V51H57ZM71 49H72V50H71ZM77 49H78V50H77ZM80 49H82V48H80ZM88 49H89V47H88ZM112 49H114V47H113ZM117 49H118V48H117ZM129 49H130V48H129ZM132 49H133V48H132ZM134 49H136V48H134ZM172 49H171V51H172ZM178 49H179V48H178ZM181 49H182V50H181ZM196 49H197V50H196ZM207 49H208V50H207ZM213 49H215L214 52H215L216 54H213ZM251 49H252L253 51H251ZM27 50L30 51V52L27 53ZM68 50H69V49H68ZM82 50H84V49H82ZM100 50H99V51H100ZM105 50H106V51H105ZM114 50H115V49H114ZM120 50H121V49H120ZM123 50H124V49H123ZM123 50H122V51H123ZM126 50H125V51H126ZM139 50H138V51H139ZM152 50H153V51H152ZM183 50H184V51H187V52H183ZM203 50H205V52H207V53L205 54V52H204ZM220 50H222V51H221L222 53L220 52ZM245 50H248L249 52H248V51L245 52ZM35 51H36V52L38 51L37 54H38V53L40 54V55H38V56L35 55V56H37V58L33 57ZM48 51H50V50H48ZM72 51H74V54L72 53ZM79 51H81V50H79ZM115 51H117V50H115ZM133 51H134V50H133ZM133 51H131V52L133 53ZM164 51H166V52L164 53ZM208 51H209V52H208ZM216 51L220 52V53H219L220 55H219ZM55 52L53 51V53H55ZM61 52H59V56H58V57H60V56L62 55ZM85 52L88 53V52H90V51H89V50H85ZM109 52H110V51H109ZM111 52H112V51H111ZM174 52H176V50H175ZM174 52L172 51V53L170 54V56H171ZM43 53H44V52H43ZM53 53H50V56H52V57H56V59H57V56H55L56 54L54 55ZM60 53H61V54H60ZM80 53H81V52H80ZM87 53H85L86 55L83 53L84 56H83L82 54L80 55L79 53H76L75 55L77 56V54H78V55L83 56V57L85 58V56H87V55L89 54V53H88V54H87ZM90 53H91V52H90ZM94 53H95V51H94ZM99 53H100V52H98V54H99ZM118 53H119V52H118ZM118 53H117V54H118ZM121 53H122V52H121ZM123 53H124V52H123ZM125 53H126V52H125ZM125 53H124V54H125ZM129 53H130V52H129ZM139 53H140V54H139ZM139 53L136 52V54H138V55H142L141 51H140ZM211 53L214 55L215 58L212 57L213 55H212ZM246 53H248V54H249V53H252L253 56H255V57H253L252 55H251L252 57H251L250 55H248V56L246 57V56H245ZM29 54H30V55H29ZM46 54H47V53H46ZM48 54H49V53H48ZM51 54H52V55H51ZM112 54H113V52H112V53H109L108 55L110 56V55H112ZM119 54H120V53H119ZM133 54H134V53H133ZM157 54H158L159 56H157ZM168 54H169V53H168ZM174 54H176V53H174ZM178 54H179V55H178ZM217 54H218V55H217ZM43 55H45V53H44ZM53 55H54V56H53ZM57 55H58V54H57ZM75 55H74V56H75ZM120 55H121V54H120ZM122 55H123V54H122ZM134 55H135V54H134ZM151 55H152V54H151ZM153 55H152V56H153ZM161 55H162V56H161ZM192 55H193V56H192ZM207 55H209V56H207ZM215 55L217 56L218 59L216 58ZM13 56H15V57H13ZM48 56H49V55H48ZM100 56H101V55H100ZM126 56H127V55H126ZM167 56L169 57V55H167ZM167 56H166V57H167ZM249 56H250V57H249ZM19 57H21V58H19ZM23 57H24V58L27 57L25 60H26V61L29 60V61H27L28 63L24 61ZM46 57H47V56H45V58H46ZM71 57H72V58H71ZM106 57H107V56H106ZM110 57H111V58L113 57V58H112V60H113L112 62L115 64L114 67L116 66V68H120V69L122 70L123 68H121V67L119 66V64L117 65V59H116V61H114V57H116V55H112V56H110ZM110 57H109V59H106V60H108L107 62H109V61L111 60ZM118 57H120V56H117V58H118ZM129 57H130V56H129ZM129 57H128V58H129ZM166 57H163V58L166 59ZM171 57H173V56H171ZM179 57H180V59H178ZM192 57H193L194 59H193ZM224 57L227 58L226 62H228V64L230 65V66H229V65H228V66H229L230 68H227V69H226V68H224V65H222V69H221V65H220V64L224 62V61H223V59L225 60ZM259 57H260V58H259ZM15 58H17V59H15ZM48 58H49V57H48ZM48 58H46V59H48ZM60 58L63 59L62 56H61ZM60 58H58L56 61L60 60ZM81 58H82V57H81ZM81 58H80V59H81ZM107 58H108V57H107ZM133 58H134V56H133ZM133 58H132V59H133ZM169 58H170V57H169ZM186 58H188V59H186ZM189 58H190V59H189ZM201 58H202V59H201ZM219 58H220V62H221V63L219 62ZM228 58H229V60H228ZM245 58H246V59H245ZM250 58H251L252 60H251ZM257 58H258L259 61L257 60ZM14 59H15V61H14ZM20 59H21L22 61H24L26 64H25L24 62H22ZM51 59H52V58H51ZM102 59H104V58L102 57ZM102 59H101V60H102ZM119 59H121V58H119ZM125 59H126V58H125ZM129 59H131V58H129ZM161 59H162V58H161ZM170 59H172V58H170ZM170 59L167 58L166 60H170ZM175 59H177V62H178V60H181V63H185L184 61L187 60L186 62H189V63H191V64L193 65V66L191 65L192 69H196V68H197L198 70H201V71H199V74H200V75H198V73H197L198 71L196 72V74L198 75L199 78H198L196 75H195L194 78L197 77V78H198V81H199V79L201 78L203 81H202L201 83H199L200 81H199V82L196 81V82H198V83H196L195 81H194V82H195V87H196V86L198 87V84H203V85H205V86H203V85L200 86V85H199V87H201V89H202V86H203V90L205 89L204 92L206 93V95L202 93L203 91H202L201 89H199V87H198V88L196 87L197 89H199V90L197 91V93H198V92L201 93V95H199V96H198V94L194 93V89H193V92H189L190 89H188V92H189V93H188L187 91H184V90H187V88L185 89L184 87L181 88V89L183 90V92H182V90H180L179 87H178V90H177V88H176L177 86H175V85H176L177 82L180 83V82H181V79H182L183 81H185V82H189V83H191V80H190V81H188L187 79L184 80L183 77H185V75L182 76V75H181L182 73L179 74V73L183 70V66L181 65L180 61L178 62V63H179V64H178V63L175 61ZM221 59H222L223 62L221 61ZM241 59H242V60H241ZM18 60H19L20 62H19ZM31 60H32V59H31ZM49 60H50V59H49ZM52 60H53V59H52ZM52 60H50V62H51ZM82 60H83V58L81 59V61H82ZM85 60L87 61L88 59L86 58ZM101 60H100V62H102ZM121 60H122V59H121ZM137 60L139 61V59H137ZM147 60H148V59H147ZM173 60H172V62H173ZM217 60H218V62H217ZM243 60H246V61L249 60L250 62H251V61H252V62L250 63V62L248 61V63H247V62L244 61V63H243V62H242ZM256 60H257V61H256ZM67 61H68L69 64L72 62V64L69 65V64L67 63ZM81 61H80V62H81ZM97 61H98V60H97ZM97 61H96V62H97ZM119 61H120V60H119ZM122 61H123V60H122ZM126 61H127V60H126ZM140 61H141V60H140ZM149 61H150V60H149ZM203 61H204V62H203ZM208 61H209V62H208ZM215 61L217 62V64H216ZM240 61H241V62H240ZM16 62H17L19 65H18ZM21 62L24 63L25 66H26V65H29V64H30V65H29L28 67H27V66L25 67V66L22 65ZM48 62H49V61H48ZM83 62H84V60H83ZM91 62H92V61H91ZM100 62H99V63H100ZM168 62H169V61H168ZM170 62H171V60H170ZM172 62H171V63H172ZM206 62H207V63H206ZM210 62H211V63H210ZM226 62H224L223 64H225V67H228L227 64H226ZM236 62H238L239 64H237ZM259 62H260V64H259ZM51 63H52V62H51ZM55 63H56V62H55V60H54V61H53V65H54ZM76 63H75V64H76ZM87 63H89V62L87 61ZM102 63H103V62H102ZM102 63H101V64H102ZM104 63H105V62H104ZM128 63H129V61H128ZM131 63H133L135 66H132ZM175 63H177V64H175ZM189 63H188V64H189ZM202 63H205V64H202ZM213 63L216 64V65H213ZM233 63H234V65H233ZM245 63H246V64H245ZM249 63H250V64H249ZM257 63H258V65H255V64H257ZM13 64H14V65H13ZM57 64H58V62H57ZM62 64H64V65L62 66ZM107 64H108V63H107ZM111 64H112V63H111ZM151 64H152V65H151ZM206 64H207V65H206ZM236 64H237V67H236ZM11 65H13V66H11ZM38 65H39V63H38ZM53 65H50V64H49V66H51L52 68H53ZM84 65H85V64H84ZM89 65H90V64H89ZM164 65H163V66L161 65V67H165ZM175 65H176V66H175ZM179 65L182 67L181 69H180ZM189 65H190V64H189ZM217 65H218V66H217ZM219 65H220V67H219ZM238 65H239V66L241 65V66H240V67H241V71L239 70L240 67H239ZM242 65H244V66H242ZM16 66H17V68H15ZM18 66H20L21 68L19 69ZM55 66H58V65H55ZM55 66H54V69H52V70H53V71L51 72L52 74L49 73V76H50V74L53 75V76L55 75V74H54V73H56V72H54V70L56 69ZM97 66H98V65H97ZM103 66H104V65H103ZM103 66H102V68L107 67L106 65H105V67H103ZM194 66H195L196 68H195ZM251 66H252V67H251ZM22 67H23V68H22ZM31 67H32V66H30V68H31ZM34 67L37 68L36 65H35ZM34 67L31 68V69L29 68V69L31 70V72L35 70ZM39 67H40V66H39ZM68 67H70V68H68ZM72 67H73V68H72ZM82 67H83V66H82ZM93 67H95V66H93ZM110 67H112V66H110ZM175 67H176V68H175ZM193 67H194V68H193ZM235 67L237 68V71H236V72H235V70H234ZM243 67H245L244 69H245V70L247 69L248 71H247V70L244 71V70H243ZM246 67H247V68H246ZM250 67H251V68H250ZM258 67H259V68H258ZM26 68H27V69H26ZM59 68H60V67H59ZM61 68H60V69H61ZM86 68H88V66H87ZM89 68H91V67H89ZM170 68H171V71H170ZM174 68H175V69H174ZM188 68H190V66H189ZM206 68H207V72H209L208 69H211L212 71H215L214 73L217 72L216 75H218V76L213 75L214 73H212V72L208 73V74H210V75H208L207 72H206ZM213 68H214V70H213ZM262 68H263V69H262ZM6 69H7V71H6ZM11 69H12V70H11ZM15 69H18L19 71H16ZM33 69H34V70H33ZM50 69H51V68H50ZM60 69H58L57 72L60 71ZM81 69H82V68H81ZM99 69H101L100 66H99ZM110 69H111V68H110ZM124 69H125V68H124ZM126 69H125V70H126ZM160 69H161V70H160ZM204 69H205V71H204ZM8 70H9V71H8ZM21 70H23V71H22L23 74L21 73ZM36 70H37V71L39 70V73H40V69H39V68H37ZM89 70H90V69H89ZM103 70H104V69H103ZM125 70H124V71H125ZM179 70H180V71H179ZM184 70H185V69H184ZM202 70H203L204 72H203ZM211 70H210V71H211ZM233 70H234V71H233ZM5 71L8 72L9 75L11 74V71H13V73H14V74H13L14 77H13V75H11L10 77H11V80H12V77H13V79H16V80H14L15 83H13L14 81H11L10 78H9L10 81L7 79V78L9 77V75H8ZM24 71H25V72H24ZM68 71H69V72H68ZM104 71H105V70H104ZM111 71H112V69H111ZM116 71H117V70H116ZM119 71H120V70H119ZM185 71H187V72L189 71V72H190V71H193V70H191V68H190V70L187 69V70H185ZM194 71H195V70H194ZM219 71H221V72H219ZM231 71L234 72V78H236V77L239 75V73H240V75H239L240 77L238 76V77H239V81H237V79H238V77H237L236 82H235L234 78L231 76V77H232L231 81L234 80V81H233V82H234V83H233V84H234V87H232L233 85L231 86V83H229V81H228V80H229V79H228V77H229L228 74H229V73H232ZM238 71H239V72H238ZM250 71H251V72H250ZM19 72H20V73H19ZM75 72H74V73H75ZM82 72H83V71H82ZM84 72H86V71H84ZM100 72H101V71H100ZM108 72H109V70H108V71L106 70V73H107V74H108ZM121 72H122V71H121ZM121 72H118V73H121ZM144 72H145V73H144ZM175 72H176V73H175ZM201 72H202L203 74L206 72V73L203 75V77L205 76L204 78L201 76ZM223 72H224V73H225V72H226V73L228 72V74H226V75H228V77H227ZM237 72H238V73H237ZM247 72H250V73L247 74ZM259 72H261V73L263 72V74H261V73H259ZM5 73H6V75H8V76H6V75L3 76ZM16 73H17V74H16ZM18 73H19V74H22V76H21V75L18 76ZM32 73H33V72H32ZM58 73H59V72H58ZM101 73H102V72H101ZM101 73H100L99 76H101ZM168 73H169V74L172 73V75H173L174 77H175V76L177 77L178 75L181 76V77H179V76L177 77V79H179V81H178L177 79H175L176 77H175V78L173 77V78L175 79V81L177 80L176 82H175V81L173 82V78L171 79V81L167 82V80H169V78L172 77V75H171V76H170V75L168 76V75H167ZM173 73H174L175 75H174ZM211 73H212V74H211ZM220 73H221V74L223 73V74L225 75V78L228 79V80L226 79V80L228 81L227 86H226V81L223 82L225 79H222V81H220L221 83H219V77L221 76ZM235 73H237V76L235 75ZM257 73H259V74H257ZM33 74H34V73H33ZM33 74H32V75H33ZM37 74H38V72H37ZM81 74L83 75L84 73H81ZM116 74H117V72H116ZM116 74H115V75H116ZM125 74H126V73H124L123 75H125ZM145 74H146V75H145ZM164 74L167 75L169 78H168L167 76H166V78H165V75H164ZM176 74H177V75H176ZM256 74H257V75H256ZM1 75H2V76H1ZM15 75H16V78H15ZM24 75L26 76L25 78L28 79L29 82L32 81V82H30V83H33L34 85H33V84L30 85L29 82L26 83V84H29V86H25V85H24L25 83H23V85L25 86V87L23 86L24 88H23V87H20V86H13V85H11L12 83L15 85L17 82L19 83V82H24V81H26V79H24ZM32 75H30V76H32ZM35 75H36V71H35ZM41 75H42V72H41ZM57 75H58V74H57ZM57 75H55V76H57ZM86 75H87V74H86ZM120 75H121V74H120ZM127 75H128V74H127ZM127 75H126V76H127ZM134 75H135V77H134ZM150 75H151V76H150ZM190 75H191V74H190ZM190 75L187 74L186 76L190 78ZM224 75H223V77H224ZM230 75H233V73L230 74ZM248 75H249V76H248ZM20 76H21V77H20ZM84 76H85V75H84ZM105 76H106V74H105ZM121 76H122V75H121ZM126 76H125V77H126ZM128 76L130 77V75H128ZM144 76H145V77H144ZM192 76H194V75H191V79L193 78ZM215 76H216V77H215ZM260 76H261V77H260ZM33 77H35V76L33 75ZM38 77H40V74L38 75ZM82 77H83V76H82ZM85 77H86V78H85ZM85 77H84V78L87 80V76H85ZM129 77H128L127 79H129ZM138 77H141V78L144 77L145 79H144V80H143V79L138 80ZM146 77L148 78L147 80H146ZM150 77H151V78H150ZM187 77H186V78H187ZM217 77H218V78H217ZM244 77H245V80H247V82L243 79ZM251 77H252V78H251ZM35 78H36V77H35ZM48 78H49V77H48ZM50 78H52V76H51ZM55 78H56V77H55ZM57 78H58V77H57ZM57 78H56V80H57ZM64 78H65V77H64ZM101 78H102V76H101ZM104 78L109 79V76H108V77H104ZM122 78H124V77H122ZM152 78H153L154 80H152ZM155 78H156L157 80H156ZM159 78H160V79H159ZM194 78H193L192 80H194ZM221 78H222V76H221ZM19 79H20V81H19ZM52 79H54V77H53ZM66 79H63V81L66 80ZM81 79H82V78H81ZM85 79H84V80H85ZM135 79H136L137 81H136ZM166 79H167V80H166ZM201 79H200V80H201ZM204 79H205V80H204ZM7 80H8L9 82H7L5 86H3V84H5L4 82L7 81ZM48 80H49V79H48ZM73 80H74V81H73ZM86 80H85V81H86ZM101 80H103V79H101ZM109 80H110V79H109ZM151 80H152V81H155V80H156L155 82H158L159 80H161V81H159V82H161L162 85H164V83H170V82H171V83H170V86H169V84H166V86H168L169 88L166 87V86L164 85L166 88H168V90L164 89V91H163V89H162V91H161V92H162L161 95H160V92H159V91L161 90V88H159V91H156V90H155V92H157V93H154V91H153L154 89L152 90V88H153L152 86L155 85V84H154L155 82H153L154 85L152 84V86H151L152 88L149 87V88H151V89H149L150 92H151V90L153 91L152 93H150V92H149L148 90H146V89H145L146 91H145L144 89H141L144 85L141 84V85H142V87H141L140 84H136V83H138V82L141 83V82H144V81H145V84H146L147 81H148V84H149V83L151 84ZM196 80H197V79H196ZM206 80H207V82H204V81H206ZM241 80H242V81H241ZM248 80H249V81H248ZM256 80L258 81V83H256ZM49 81H50V80H49ZM52 81L54 82L55 80H52ZM52 81H51V82H52ZM57 81H58V80H57ZM66 81H67V80H66ZM85 81H83V82H85ZM123 81H124V80H123ZM149 81H150V82H149ZM162 81H165V82H162ZM231 81H230V82H231ZM240 81H241V82H240ZM26 82H27V81H26ZM40 82H41V83H40ZM60 82H61V83H60ZM87 82H88V81H87ZM89 82H90V81H89ZM102 82H103V81H102ZM104 82H106V81L104 80ZM110 82H111V83H110ZM112 82H113V83H112ZM172 82L175 83V85H173ZM194 82L192 81L193 84H194ZM212 82H213V83H212ZM216 82H217L218 84H216ZM222 82H223V83H222ZM237 82H238V83H237ZM244 82L247 84V87H246V85H245ZM248 82H250V83L248 84ZM18 83H17V84H18ZM49 83H50V82H49ZM49 83H48V84H49ZM56 83H57V82H56ZM58 83L60 84V86H58V85L56 84L57 87H58V89L55 90V93H56L57 91H60V89H62V88L65 89L64 87H61V84L63 83V82H62V78H61V81H60V80L58 81ZM65 83H66V82H64V86H65ZM85 83H86V82H85ZM85 83H83V84L85 85ZM129 83H130V84H129ZM131 83H132V84H131ZM179 83H178V85H180ZM204 83H205V84H204ZM239 83H240V85H239ZM251 83H252V84H251ZM8 84L11 85L13 88L15 87V89H17V90L11 88V86L8 87V86H9ZM19 84H20V83H19ZM86 84H87V83H86ZM88 84H89V83H88ZM88 84L85 85V86H87L88 89H89V85H88ZM96 84H97V83H96ZM96 84H95V86H96ZM99 84H100V83H99ZM104 84H105V83H104ZM127 84H128V85H127ZM143 84H144V83H143ZM148 84H146V85H148ZM150 84H149V85H150ZM156 84H158V83H156ZM171 84H172V85H171ZM182 84L184 85L185 83H182ZM206 84H207V85H206ZM208 84H210V85H208ZM212 84H215V85H212ZM224 84H225V87H222ZM229 84H230L231 87H228ZM241 84H244L245 86L243 85V87H242ZM36 85H37V86H36ZM49 85H53V83H52V84H49ZM56 85H54V87H55ZM69 85H67V87H68ZM91 85H92V83H91ZM93 85H94V83H93ZM132 85H134V86H132ZM136 85H137V86H138V85L140 86V87L135 88L137 91L135 92V89H134V90H133V89H130L132 92H129V91H130L129 88H130L131 86H132V87H136ZM149 85H148V86H149ZM159 85H160V83H159ZM159 85L157 86V88L159 87ZM219 85H220V86H219ZM238 85L241 86V87H240L241 90L238 88V87H239ZM249 85H251V87H250ZM32 86H33V87H32ZM41 86H42V88H40ZM45 86H46V88H45ZM62 86H63V84H62ZM85 86H84V87H85ZM97 86H98V84H97ZM112 86H111V87H112ZM114 86H115V87H114ZM129 86H130V87H129ZM172 86H173L175 92H173V91L171 90V89H172ZM180 86H181V85H180ZM215 86H216V88H215ZM253 86H254V87H253ZM255 86H257V88H255ZM2 87H4V89H2ZM7 87H8V88H11L12 90H8ZM19 87H20V88H19ZM26 87H27V88H26ZM28 87H29V89H28ZM57 87H55V88H57ZM59 87H60V88H59ZM65 87H66V86H65ZM82 87H83V85H82ZM84 87H83V88H84ZM91 87H92V86H91ZM122 87H123V88H122ZM126 87H127L128 90H129V91H127V95L129 94V95H131V96L128 95V97H125V96H127V95H125L126 92L124 91V92H125V93H124L123 90H124V88H126ZM145 87H146V86H144L143 88H145ZM155 87H156V86H154V88H155ZM160 87H161V86H160ZM206 87H209V91H210L209 93H207V92H208V89H206ZM220 87H221V88H220ZM252 87H253L255 90H254ZM5 88H7V90H8V95L5 94L6 97L8 96L7 98H5V97L3 96V95H4V94H3V91L5 90ZM43 88H44V91H41V92H40V90H42ZM83 88H81V90H83ZM93 88H94V87H93ZM100 88H101V86H100ZM127 88H126V89H127ZM146 88L148 89V87H146ZM162 88H164V87H162ZM175 88H176L177 91L175 90ZM236 88H238V89L240 90V92H242V93H239V92H238V94H239L238 96L236 95L237 93H235V90H237ZM243 88H244L245 90H244ZM246 88H248L249 90H248V89L246 90ZM63 89H62V91H64ZM85 89H86V88H85ZM88 89L85 90V91H86L85 93H88V92H87ZM119 89H120V90H119ZM121 89H123L122 92H121ZM138 89H139L140 91H141V90H144V92H148V93H150V94H148V93L145 94L143 91H142L143 93L141 94V93L138 91ZM155 89H156V88H155ZM169 89H170V90H169ZM219 89L221 90L220 93H219V91H220ZM2 90H3V91H2ZM35 90H37V91H36L37 94H36V92H33V91H35ZM67 90H69V89H67ZM67 90H66V91H67ZM165 90H166V91H165ZM179 90H180L181 92H180ZM191 90H192V89H191ZM191 90H190V91H191ZM200 90H201L202 92H201ZM211 90H212V91H211ZM213 90H214V92H213ZM217 90H219V91L217 92ZM252 90H253V91H252ZM9 91H11V92H9ZM29 91H30V93H28ZM62 91H60V93H56V94H57V96H58L59 99H60V97H62L61 100H64L65 98L63 99V96H61V92H62ZM66 91H65V92H66ZM77 91H78V92H77ZM89 91H90V90H89ZM133 91H134V92H133ZM206 91H207V92H206ZM245 91H247L248 93H245ZM250 91H251V92H250ZM254 91H256V92H254ZM5 92L7 93V91H5ZM32 92H33V93H32ZM42 92H43V93H42ZM53 92H54V91H53ZM82 92H83V91H81V93H80L81 95H82ZM211 92H212V93H211ZM215 92L218 93V94L216 95ZM249 92H250V93H249ZM12 93H13V94H12ZM14 93H15V94H14ZM27 93H28V94H27ZM31 93H32V94H31ZM63 93H64V92H63ZM85 93H84V94H85ZM123 93H124V94H123ZM130 93H132V94H130ZM185 93H187V94H185ZM210 93L213 94L212 99H211V96H210L211 94H210ZM26 94H27V95H32L31 98H30L29 96H27ZM33 94H34V95L36 94L35 96H37V95L40 94L41 96L39 95L37 98L35 97V100H34V99H32V97L34 98V95H33ZM46 94H47V99H48V101H49V102H47V103L45 102ZM49 94H50V95H49ZM56 94H55V95H56ZM59 94H60V95H59ZM115 94H116V93H115ZM156 94H157V96H156ZM208 94H210V95H209L210 98H209ZM214 94H215V95H214ZM230 94H231L232 96H231ZM234 94H235V95H234ZM22 95H23V96H22ZM42 95H43V97H42ZM62 95H63V94H62ZM78 95H79V93H78ZM78 95H77V96H78ZM85 95H86V94H85ZM85 95H84V99H85ZM99 95H100V94H99ZM122 95H123V96H122ZM133 95H134V96H133ZM184 95H185V96H184ZM195 95H197L198 98H196ZM229 95H230V96H229ZM255 95H256V96H255ZM25 96H26V97H29V98L31 99V102H29V99H28V98L26 99ZM51 96H52V95H51ZM77 96H76V97H77ZM100 96H101L103 99H106V96H105L104 91L101 93ZM119 96H120L121 98H120ZM192 96H193V97H192ZM200 96H203V97L201 98ZM227 96H228L229 98H233V101L230 102L232 99L229 100V98H227ZM235 96H237V97H235ZM2 97H3V98H2ZM52 97L54 98V96H52ZM52 97H51V98H52ZM67 97H69V98H67ZM73 97H74V96H73ZM73 97H71V98H72V101L75 99V98L73 99ZM199 97H200V98H199ZM215 97H217V98H215ZM225 97H226L227 99H226ZM22 98H23V99H22ZM53 98H52V99H53ZM58 98H57V100H59ZM126 98H127V99H126ZM184 98H185V99H184ZM187 98H188L189 100H192V103H190L191 101H190V102L187 101V100H188ZM213 98H214L215 100H214ZM234 98H235V99L237 98L238 100H237V99L234 100ZM240 98H242V99L245 98V100H244V99L242 100V99H240ZM256 98H258V100H257ZM1 99H2V101H3V99H4L3 103H2V101H1ZM7 99H8V100H7ZM19 99H20V100H19ZM21 99H22V101H23L24 99H26V100H24V101H25V102L27 101V104H28V105H30L29 103H31L30 106H33V105H34V104H32V103H34L33 100L35 101V105H36L35 107H36V108H35V107H32V110H33V108H34V110H33V112H31L33 115L30 113V114H31V116H30V114H28V111H27V114H28L29 117H28V116L26 117V115H25L26 113H23V112H24L26 109H27V110H28V109L30 110L31 107L29 108V106H28V108H27V107H26L27 104L24 103V101L22 102ZM36 99H37V101H36ZM77 99H78V98H77ZM79 99H80V98H79ZM79 99H78V100H79ZM84 99H81V100L83 101ZM221 99H220V103H223V101L221 102ZM81 100H80V101H81ZM111 100H112V99H111ZM118 100H117V101H118ZM140 100H141V101H140ZM205 100H206V101H205ZM225 100H224V102H225ZM240 100H242V101H240ZM42 101H43V105H44V102H45V105H44L45 107H44V109H45L46 107H48V106H50V107H49V108H46L47 111L44 110V111H46V112H44V113H45V114L47 113V114H46V115H43V116H49V117H48V118H47V117L43 118V116H41V117H42L41 120H43V119H44V120H43V122L40 121V122H42V123H40L39 120H38L39 118H37V117H38V116H37V115H38L37 112L40 111L41 106L43 107V105H41V104H42ZM115 101H116V99H115ZM122 101H123V100H122ZM127 101H126V103H127ZM172 101H173V102H172ZM208 101H209V102H208ZM218 101H219V100H218ZM218 101H217V104L219 103ZM244 101H246V102H244ZM247 101H249V102L247 103ZM250 101H251V103H250ZM257 101H258V102H257ZM13 102H14V103H13ZM20 102H21V104L23 103L22 105L26 104V105L23 107L24 111H23L22 108H21L22 105H18V104H20ZM50 102H51V103H50ZM52 102H53V103H52ZM73 102H74V101H73ZM73 102H72V103H73ZM77 102H78V101H77ZM123 102H124V101H123ZM157 102H158V103H157ZM169 102H170V103H169ZM193 102H194V103H193ZM204 102H206V103H204ZM256 102H257V103H256ZM262 102H263V103H262ZM48 103H49V105H48ZM61 103H63L64 105L61 104ZM78 103H81V105H82L84 108L86 107V106H84V105L86 104L85 101H83V103H85V104H82V102H78ZM120 103H122V102H120ZM128 103H129V102H128ZM130 103H131V101H130ZM166 103H164V104H166ZM180 103H181V104H180ZM252 103H254V104H252ZM10 104H11V105H10ZM46 104H47V105H46ZM52 104L54 105V108H53V105H52ZM255 104H256V106H255ZM261 104H262V106H261ZM62 105H63V108H64V109L61 107ZM70 105H71V103H70ZM174 105L178 107V105H176V104H174ZM4 106H5V107H4ZM6 106H7V107H6ZM17 106H18V107H17ZM37 106H38V107H37ZM56 106H57V107H56ZM72 106L77 108V107L79 106V104H78V105L76 104V106H74V105H72ZM159 106H160V104H159ZM184 106H182V107H184ZM16 107L18 108L19 113L22 114V115L24 116V119H25L26 121L22 118V117H23L22 115L16 113V112H17V111H15V110H16V109H15ZM83 107H82V108H83ZM180 107H181V106H180ZM182 107H181V108H182ZM186 107H187V108H186ZM206 107H209L210 109H207ZM256 107H257V108H256ZM262 107H263V108H262ZM2 108H3V109H2ZM37 108H38V109H37ZM51 108H52L53 110H52ZM58 108L61 110V112H60L59 110H58V112L56 111ZM70 108H71V106H70ZM70 108H69V110H70ZM84 108H83V109H84ZM248 108H249V109H248ZM48 109H49V111H48ZM67 109H68V108H67ZM67 109H66V110H67ZM74 109H75V108H74ZM74 109H73V110H74ZM78 109H80V108H78ZM231 109H232V108H231ZM251 109H252V110H251ZM21 110H22L23 112H22ZM35 110H36V111H35ZM41 110H42V109H41ZM69 110H67L66 112H69ZM76 110H77V109H76ZM76 110H75V112H76ZM189 110H190V111H189ZM42 112H43V111H41V113H42ZM66 112H63V113L66 114ZM73 112H74V111H73ZM75 112H74L73 114H75ZM78 112H79V111H77V113H78ZM247 112H248V113L250 112L249 114H251L250 117L247 118V119H250V118H251L250 120H246V118H245V115H246V117H247V115H249V114H247ZM251 112H252V113H251ZM254 112H255V113H254ZM52 113H53V114H52ZM70 113L72 114L71 111H70ZM79 113H80V112H79ZM79 113H78V114H79ZM42 114H43V113H42ZM73 114H72V115H73ZM213 114H212V115H213ZM40 115H41V114L39 113V116H40ZM62 115H63V114H62ZM62 115H61V117H62ZM66 115H67V114H66ZM75 115H76V114H75ZM253 115H254V116H253ZM14 116H16V118H15ZM20 116H21V118H20ZM33 116H34V117H33ZM53 116H54V117H53ZM78 116H79V115H78ZM206 116H208V117H206ZM12 117H13V118H12ZM31 117H32V120H31ZM61 117H59V120L61 119ZM69 117H71V116L69 115ZM76 117H77V116H76ZM211 117H212V116H211ZM34 118H35V120H34ZM46 118L49 120V123H48V120H46ZM52 118H53V120H54L55 123L52 121ZM77 118H78L79 120L81 119L80 117H77ZM22 119H23L24 121H23ZM67 119H68V118H66V120H67ZM74 119H76V118H74ZM78 119H77V123H76V121L73 120V119H70L71 121L73 120L72 123H71V121H69V122H70V124H72V125H74V126H77V125H78L77 127H79V124H80L79 122H82V125H83L82 127H84V128L81 127V129H79V130H80V131H81L82 129L85 130V127H86L85 125L87 124L86 121H82L83 118L81 119V121H79ZM21 120H22V121H21ZM62 120H65V117H64ZM62 120H60V122L58 121V122L60 123L61 126H63V124H61V121H62ZM84 120H85V118H84ZM245 120H246V121H245ZM259 120H260V121H259ZM18 121H20V122L17 123ZM27 121H31V122L28 124V123H26ZM67 121H68V120H67ZM67 121H66V123H67ZM74 121H75V122H74ZM78 121H79V122H78ZM242 121H245V122H242ZM46 122L48 123V124H47L48 126L46 125ZM63 122H65V121H63ZM63 122H62V123H63ZM69 122H68L67 124L65 123V125L68 126V125H69ZM73 122H74V124H73ZM84 122H85V125L83 124ZM5 123H6V122H5ZM243 123H244V124H243ZM8 124H7V125H8ZM25 124L28 125V130H26V129H27V127H26L27 125H25ZM75 124H76V125H75ZM249 124H250V125H249ZM263 124H264V123H263ZM21 125H22L24 128H23ZM24 125H25V126H24ZM43 125H45L46 128L49 127V128H47V130H48L47 135L44 134V136H43L42 134L45 133L47 130H46V128H45ZM190 126H191V127H190ZM190 126H189V125L187 126V130H188V129H191V130H188V134H189V135L192 134V136H191V135L189 136V137H191L190 139H192V137H194V138H193L192 140H187V141H188V142H189V141H190V142H191V141H194V142H195V140H196V141H197L196 143H198V146H199V147L197 148L196 146H194L195 149H196V148H197V149H200V147H201V149H203V147L205 148V145H204V144H202V146L200 145L201 143L199 144V141H198V140H199L200 135H199V136H198V135H195V128H194V126H193V125H190ZM240 126H241V125H240ZM14 127H15L17 130L14 129ZM20 127L22 128V130H21ZM25 127H26V128H25ZM188 127H189V128H188ZM244 127H246V125H245ZM254 127H255V128L258 127L256 131H255V128H254ZM40 128H41V129L43 128V130H41V131H40V130H39V131L36 130V129H40ZM44 128H45V129H44ZM236 128H235V129H236ZM241 128H243V127H241ZM241 128H239V129H241ZM249 128H250V127H249ZM1 129H0V131H1ZM24 129H25V130H24ZM246 129H248V128H246ZM259 129H260V130H259ZM262 129H263V132H262ZM18 130H20V133H21V134H18V132H19ZM45 130H46V131H45ZM66 130L69 131V130H70V127L68 126ZM79 130H78L79 133L77 132V133H78V136H80L79 134H81V136H83V138H84V134H85L84 131H81V132H80ZM3 131H1L0 133L3 134V133H2ZM13 131H14V132H13ZM15 131H16V132H15ZM34 131H35V132H34ZM44 131H45V132H44ZM71 131H72V130H71ZM71 131H70V132H71ZM253 131H255V132H257V133H254ZM260 131L262 132L263 135L260 133ZM5 132H4V135H5ZM12 132H13V133H12ZM32 132H33V133H32ZM258 132H259V135H258ZM14 133H15V134H14ZM35 133H36V134H35ZM38 133H39V136H42V138L39 137V136H38V137L36 136ZM55 133H56V134L58 133L57 136H56ZM71 133H73L74 135L76 134L75 136H77V133H75V132H73V131H72ZM82 133H83V134H82ZM245 133H246V132H245ZM247 133H248V132H247ZM253 133H254V134H253ZM67 134L70 135L69 133H67ZM100 134H98V135H100ZM116 134H117V133H116ZM188 134H187V135H188ZM256 134H257V135H256ZM260 134H261V135H260ZM114 135H115V136H114ZM232 135H233V134H232ZM234 135H235V134H234ZM247 135H248V134H247ZM252 135H250V136H252ZM33 136H35V140H31V138H32ZM70 136H73V135L71 134ZM111 136H113L114 139L111 138ZM197 136H198V138H197ZM212 136L216 137V139L213 138V140H212V139L210 138V137H212ZM262 136H263V137H262ZM1 137H2V136H1ZM4 137H5V136H4ZM8 137L10 138L9 135H8ZM15 137H16V138H15ZM165 137H166V136H165ZM171 137H172V136H171ZM230 137H231V134H230ZM230 137H229V138H230ZM235 137H236V136H235ZM235 137H234V136L231 137V140H233V138H235ZM2 138H3V137H2ZM6 138H7V137H6ZM9 138H8L7 140H9ZM59 138H58L57 140H59ZM110 138H111L112 140H111ZM173 138H176V140H177V144H179L178 142H180V141H178L177 137L173 136ZM173 138H172V140H173ZM178 138L181 139L180 137H178ZM184 138L188 139L187 136H184ZM195 138H196V139H195ZM236 138L238 139V137H236ZM248 138H251V137H248ZM258 138L261 140V142L256 143V140H257V142L259 141ZM32 139H33V138H32ZM70 139H71V137H70ZM164 139L166 140V139H168V137H167V138H164ZM194 139H195V140H194ZM197 139H198V140H197ZM0 140H1V139H0ZM2 140H3V139H2ZM29 140H31V141H29ZM103 140H104V141H103ZM169 140H170V138H169ZM172 140H171V141H172ZM176 140H175V141H176ZM214 140H216V141H214ZM229 140H230V139H229ZM247 140H248V139H247ZM247 140H245V141H247ZM262 140H263V141H262ZM27 141H29V142H28L27 144H25V142H27ZM39 141H40V142H39ZM44 141H46V142H44ZM61 141H62V142H61ZM173 141H174V140H173ZM184 141H185V140H184ZM204 141H203V142H204ZM236 141H237V143H238V140H236ZM251 141H252V140H251ZM42 142H43V143H42ZM65 142H66V144H65ZM67 142H68V143H67ZM110 142H111V143H110ZM194 142H193V143H194ZM203 142H202V143H203ZM262 142H263V144H262ZM40 143H41L42 145H41ZM45 143H48V145L46 144L48 147L45 145ZM54 143H55V144H54ZM98 143H99V145L96 146ZM183 143H184V142H183ZM196 143H194V144H196ZM235 143H236V142H235ZM248 143H250V142H248ZM4 144H5V145H4ZM6 144H7V145H6ZM16 144H17V146L15 147ZM23 144H24V147H21ZM49 144H50V145H49ZM51 144L53 145V147H52ZM67 144H68V145H69V144L71 145V146L69 145V146L72 148V150L70 149L71 152H67V151H65V150L63 149V148H65L64 146H66V148H67ZM189 144H190V143H189ZM194 144H193V145H194ZM220 144H221V143H220ZM244 144H245V142H244ZM244 144H243V145H244ZM255 144H254V145H255ZM25 145H26V147H25ZM39 145H40V146H39ZM44 145H45L46 147H45ZM183 145H184V144H183ZM187 145H188V144H187ZM187 145H186V146L184 145L185 148H184V146H183V148L186 149ZM191 145H192V144H190V147H191L190 149H192V146H191ZM196 145H197V144H196ZM203 145H204V146H203ZM211 145L214 146V147H213L214 149H212V147H210ZM236 145H239V146L241 145V147H239V148H241V149H239L238 146H236ZM254 145H253V147H255ZM37 146H39V147H37ZM42 146H44L46 150H45ZM110 146H111L113 149L110 148ZM164 146H166V144L163 145L162 147L160 146V153H159V154H156V153H155V154L160 156V154H161V152H162V154L164 155V154L167 152L166 150L170 151V153H173V152H171L172 149H173V147H172L171 150H169V148H170L169 146H167L168 148H167V147H164ZM177 146H178V145H177ZM258 146H259V145H258ZM33 147H34V148H33ZM35 147H37L39 150H38L37 148L35 149ZM40 147H42V148H40ZM70 147H68V149H69ZM179 147H180V146H179ZM54 148H56V147H54ZM66 148H65V149H66ZM83 148H85V149H83ZM89 148H90V147H89ZM165 148H166V149H165ZM174 148H176V147H174ZM218 148H219V149H218ZM40 149H41L42 151H41ZM49 149H48V150H49ZM68 149H66V150H68ZM106 149H107V150H106ZM110 149H112V150L110 151ZM114 149H115V151H116V153L114 152L116 155H117V153H119V154L121 153V154H120L121 156H120V155H117V156L115 155L116 157H120V161H119V158H118V160H117V158L114 156V153L112 152ZM177 149L179 150L178 147H177ZM181 149H182V148H181ZM190 149L188 148V150H187V149H186V150L189 151ZM231 149H233V150L231 151ZM70 150H69V151H70ZM161 150H163V151L165 150L166 152L163 153V151H161ZM204 150H205L204 152L207 153V152H206L207 149L205 148ZM210 150H209V151H210ZM213 150L216 152V153H215V152H214V153L217 154V155H215V154L213 153ZM6 151H7V152H6ZM55 151H54V152H55ZM60 151H59V152H60ZM173 151H174V150H173ZM197 151L200 152L199 150H197ZM197 151H196V152H197ZM201 151H202V150H201ZM211 151H210V152H211ZM222 151H223V152H222ZM14 152H15V153H14ZM49 152H50V151H49ZM49 152H48V154H49ZM92 152H93V153L96 152V153H94V154L92 155ZM109 152H110V153L112 152L113 155H108V154H110ZM152 152H153V151H152ZM174 152H175V151H174ZM179 152L182 153L183 151H178L177 154H179ZM198 152H197V153H198ZM202 152H203V151H202ZM204 152H203V154H204ZM220 152H221V154H220ZM225 152H227V153H226L227 155H225ZM250 152H251V153H250ZM16 153L18 154L19 157L16 156V155H17ZM83 153H84V154H83ZM102 153H103V154H102ZM112 153H111V154H112ZM149 153H150V152H149ZM157 153H158V152H157ZM167 153H169V152H167ZM167 153H166V156H167L169 159H170V156H171V159H172V160L174 159V161H175V159H176L174 156H178L177 154L175 155L174 153H173L172 155L169 153L170 156H168L169 154H167ZM185 153H187V152L185 151ZM193 153H194V152H193ZM249 153H250V154H249ZM65 154H66V155H65ZM81 154H82V155H81ZM87 154H89V155L86 156ZM90 154L92 155V157H93V156L95 157V156H97V155H99V156H97V157H95L93 160H91L92 158H91V155H90ZM127 154H128V152H127ZM151 154H152V153H151ZM195 154H196V153H195ZM200 154H201V153H200ZM252 154H251V155H252ZM261 154H263V155H261ZM33 155H34V158H33ZM53 155H54V154H53ZM58 155H60V153L57 154V156H58ZM78 155H79V156H78ZM102 155H103V156H102ZM105 155H106V156H105ZM128 155H129V154H128ZM128 155H127V156H128ZM156 155H155V156H156ZM163 155H162V156H163ZM183 155H184V153H183ZM183 155L180 154V155L178 156V158H179L180 156H183ZM205 155H206V154H205ZM205 155H204V156H205ZM15 156H16V157H15ZM45 156H46V155H45ZM48 156H49V155H47L46 158H47ZM54 156H55V155H54ZM111 156H112V157H111ZM149 156H150V155H149ZM151 156H152V155H151ZM159 156H157V158H158ZM166 156H165V157H166ZM185 156H188V154H187V155H184L183 157H181V158H180V162H182L181 160H183V158H184ZM191 156H192V155H191ZM196 156L199 157L200 155L196 154ZM196 156H193L191 159H194V157L196 158ZM206 156H207V155H206ZM206 156L203 157V158H205V160H206V159H210V158H208V157H206ZM225 156H226V157L229 156L228 158H229V159H232V162H233V163L231 162V160H230V162H229V160H228L229 163L227 162V160L225 161V159H228V158H225V159H224ZM246 156H247V157H246ZM13 157H14V158H13ZM30 157H31V158H30ZM75 157H76L77 159H76ZM79 157H80V158H79ZM86 157H87V158H86ZM98 157H100V158H98ZM104 157H105V158H104ZM106 157H107L108 159L110 158V160H108ZM113 157H114V158H113ZM128 157H129V156H128ZM160 157H161V156H160ZM160 157H159V158H160ZM173 157H174V158H173ZM217 157H216V158H217ZM241 157H242V156H241ZM260 157H261V158H260ZM43 158H44V157H43ZM43 158H42V160H43ZM57 158H59V156H58ZM90 158H91V159H90ZM97 158H98V159H97ZM112 158L114 159L115 162H113V163L108 162V161H111V162H112V160H111ZM115 158H116V159H115ZM121 158H122V160H121ZM126 158H127V157H126ZM159 158H158V159H159ZM168 158H165V159H167V160H165V161L173 162V161H171V159L168 160ZM222 158H223V160H222ZM252 158H251V159H252ZM14 159L20 160V162L18 161L19 163H17V161L14 160ZM22 159H23V161H22ZM27 159H28V160H27ZM37 159H39V158H37ZM37 159H36V160H37ZM89 159H90L91 161H90ZM102 159H103V160H102ZM104 159H105V160H104ZM124 159H125V158H124ZM161 159H162V157H161ZM161 159H160V160H161ZM163 159H164V158H163ZM189 159H190V157H189ZM217 159H218V158H217ZM237 159H238V160H237ZM12 160H13V161H12ZM29 160H30V161H29ZM46 160H45V161L43 160V166H44V168L46 167L45 164H48V162H49V161L47 162ZM70 160H71L72 162H70ZM83 160H84V161H83ZM100 160H101L103 163L105 162V164H106V162H107L108 166H109V165H110V166H109L108 168H107L106 165H105L104 167H103V166H100V165H103L102 163H100ZM132 160H133V159H132ZM139 160H140V159H139ZM150 160H151V159H150ZM184 160L186 161V160H187V157H186ZM194 160H195V159H194ZM194 160H193V161H194ZM201 160H203V159H202V155H201ZM205 160H204V162H205ZM215 160H216V161H215ZM240 160H241V161H240ZM21 161H22V162H21ZM25 161H27V162H25ZM28 161H29V162H28ZM39 161H40V160H39ZM73 161H74V162H73ZM87 161H90V163L88 162L89 164L87 165V168H86L85 165L87 164ZM117 161H119V162H117ZM188 161H189V160H188ZM193 161H192V163H193ZM197 161H198V159H197ZM197 161H194V162H197ZM206 161H207V160H206ZM222 161H223V162H222ZM238 161H239V162H238ZM7 162H8V164H10V165L6 164V165H7V166H6L7 168H6L4 165H5V163H7ZM11 162H12V163H11ZM36 162H38V161H36ZM45 162H47V163H45ZM69 162L72 163V165H71ZM82 162H83V163H82ZM137 162H138V161H137ZM201 162H202V161H201ZM209 162H211V159H210L207 163H209ZM217 162H218V163H221V164H218ZM257 162H258V161H257ZM16 163H17V164H16ZM32 163L36 164L34 161H33ZM40 163H42V161L38 162L37 165L40 164ZM50 163H49V164H50ZM64 163H65L66 165H65ZM99 163H100V164H99ZM109 163H110V164H109ZM115 163H116V164H115ZM117 163H120V164H118V166H117ZM133 163H135V160H134ZM133 163H132V164H133ZM138 163H139V162H138ZM177 163H178V162H177ZM188 163L190 164L191 162H187L186 164H188ZM49 164H48V165H49ZM57 164H56V165H57ZM62 164H64L65 166L62 165ZM182 164H184V163L182 162ZM193 164H194V166H195V163H193ZM193 164H191V165H193ZM226 164H224V167H227V166H228V165H226ZM251 164H252L253 166H251ZM261 164H262V165H261ZM30 165H31V164H30ZM32 165H33V164H32ZM40 165H42V164H40ZM83 165L85 166V168H84ZM89 165H90L91 169H89V167H88ZM91 165H94V166L96 167V168H95V167L93 166V168H95L94 170H96V171H94V173H98V175H97V174H94V173L92 172L93 169H92V166H91ZM98 165H99V166H98ZM113 165H114V166H113ZM122 165H123V164H122ZM135 165H137V164H135ZM150 165H151V163H150ZM150 165H148V166H150ZM165 165H164V166H165ZM172 165H171V166H172ZM198 165H197V166H198ZM249 165H250L251 167H250ZM2 166H3V167H2ZM12 166H13V165H12ZM38 166H39V165H38ZM43 166H41V167H43ZM49 166H50V168H52V167H51L52 165H49ZM62 166H63L62 171L59 172V170H61V167H62ZM67 166H68V167H67ZM111 166H112L113 168H112ZM126 166H127V165H126ZM181 166H182V165H181ZM220 166H222L221 168H222L224 171L220 168ZM4 167L6 168V170H5V171H6V174L3 172ZM10 167H9V169H10ZM35 167H37V166H35ZM35 167H34V168H35ZM39 167H40V166H39ZM47 167H48V166H47ZM101 167H102L103 170L100 169V171H99L97 168H101ZM110 167H111V168H110ZM117 167H118V168H117ZM152 167H153V164H152ZM154 167H155V166H154ZM188 167L190 168V166H188ZM204 167H205V165H204ZM218 167H219L220 169H218ZM228 167H229V166H228ZM239 167H240V168H239ZM14 168H15V167H14ZM55 168H56V169H55ZM65 168H66V169H65ZM82 168L87 169V170H85V172H86V171L89 172V170L92 172V173H91V172H89V173H87V172L84 173V172H83V173L85 174V175L83 174L85 177H86V176H89V177H87V178H88V179L90 178V179H89L90 181L86 178V180H88V181H87V182L84 181L85 184H84L83 182H82L83 184L80 183L81 180L84 178V177H82V179H80V177L82 176V171H81ZM164 168H165V169H164ZM193 168H196V167H193ZM238 168H239V169H238ZM260 168H261V169H260ZM17 169H18V167H17ZM17 169H16V171H17ZM20 169H21V168H20ZM30 169H31V168H29V171H30V174H31V173H32V172H31L32 169H31V170H30ZM52 169H53V168H52ZM118 169H119V170H118ZM141 169H142V170H141ZM152 169L150 170V172H153ZM177 169H178V168H177ZM1 170H2V171H1ZM27 170H28V167L25 168L24 172L27 171ZM45 170H46V168H45ZM50 170H51V169H50ZM77 170H78V171H77ZM110 170H111L112 172L115 170L114 173H113V175L111 174L112 177H111V176H110V177L108 176L109 178L105 179V178H104L105 175H110L111 172H108V171H110ZM120 170H121V172H120ZM188 170H189V169H188ZM196 170H197V168H196ZM238 170H240V171H238ZM22 171H23V170H22ZM32 171L34 172L35 170L33 169ZM36 171H37V173L40 172V171H38V170H36ZM47 171H48V172H47ZM47 171H46L47 174H48V173H51V172H54V171H52V170L49 172V167L47 168ZM79 171L81 172V174H79V173H80ZM101 171H102V172H105V171H106V172H105V173H102ZM162 171H163L164 173H163ZM176 171H177V173L179 174L178 170H176ZM176 171H174V172H176ZM215 171H217V173H214ZM218 171H219V172H218ZM221 171H222L223 173H222ZM225 171H226V172H225ZM27 172H28V171H27ZM73 172H74V174H73ZM76 172H78V173H76ZM100 172H101V174H100ZM154 172H153V173H154ZM166 172H167V174H168V173L170 174V176H169V175L166 176V177H168L167 179H172V180H171L172 182L169 181L170 183L167 182L168 180H167V179L165 180V178H164L165 175H167ZM188 172H189V171H188ZM224 172H225V173H224ZM262 172H263V173H262ZM13 173H14V172H13ZM15 173H16V172H15ZM34 173H35V172H34ZM34 173H32V174H34ZM41 173H40V174H41ZM90 173H91V175H89ZM129 173H128V174H129ZM204 173H205V174H204ZM226 173H227V176L224 175V174H226ZM244 173H245V174H244ZM261 173H262L263 175H261ZM22 174H23V173H20V175H22ZM32 174H31V175H32ZM40 174H38V176H39ZM45 174H46V173H45ZM47 174H46V175H47ZM52 174H53V173H52ZM76 174H77V175H76ZM92 174H93V175H96L97 177L93 176ZM117 174H118L120 177H118ZM131 174H132V172H131ZM131 174H130V175H131ZM193 174H194V176H193ZM199 174H200V173H199ZM199 174H198V175H199ZM218 174H217V175H218ZM222 174H223V176H221ZM5 175L7 176L6 178H5ZM10 175H11V178H12V176H13L14 174L10 173ZM18 175H19V174H17V175L15 174V175H14V178H15V177H18ZM20 175H19V176H20ZM25 175H26V174H25ZM50 175H51V174H50ZM50 175L48 174L47 176H48V177H52V176H50ZM72 175L75 177V178L73 177L74 180H73V179L69 180V177L72 178V177H71ZM75 175H76V176H75ZM79 175H80V176H79ZM100 175H101V179H100ZM116 175H117V177H116L117 179H115V177H114V176H116ZM144 175H145V174H144ZM156 175L161 176V178H163V179L165 180V181H164L163 179H160V181L163 180L164 182H166L165 185H167V183H168L167 188L170 189V192H172V193L174 194L175 197L178 196V200H179V201H178L176 198H174L173 200H177V201H172V199H170V201L168 200L167 197H169V196H171V195H172V197H173V194L170 193V194H171V195H170V194L168 193L169 196L164 194L165 192H167V191L165 190V185L163 184V182L160 183V181H157V180H156V178L158 177V176L156 177ZM198 175H197V177H198V179H199L200 176H201V174H200V176H198ZM230 175H231V174H230ZM77 176H78V177H77ZM162 176H164V177H162ZM181 176H182V177H181ZM21 177H22V176H20L19 178H21ZM23 177H25V176H23ZM106 177H107V176H106ZM133 177H134V178H133ZM154 177H156V178H154ZM186 177H187V178H186ZM210 177H211V178H210ZM216 177H217V178H216ZM225 177H226V178L228 177L227 180L225 179ZM239 177H241V178H239ZM14 178H12V179H14ZM39 178H40V176H39ZM39 178H38V179H39ZM46 178H47V177H46ZM110 178H113V180H111ZM140 178L143 179L142 176H140ZM152 178H154V179H153L154 182H157V183L159 182V183L157 184L158 186L156 185V183L150 181V180H152ZM188 178H189V179H188ZM251 178H252V179H251ZM261 178H262V177H261ZM2 179H3V178H2ZM2 179H1V177H0V181H1ZM9 179H10V180H9ZM47 179H48V178H47ZM65 179H66V182L68 181L69 184L66 183V182H64ZM67 179H68V180H67ZM78 179H80V180H78ZM102 179H105L106 181L104 182V180H103V181H102L103 183H102V182L100 181V180H102ZM109 179L111 180L112 183L109 182V181H110ZM114 179H115V180H114ZM209 179H208V181H207L206 184H209V183H210V182H209V181H210ZM253 179H254V180H253ZM258 179H259V180H258ZM17 180L20 181L19 179H17ZM30 180H32L35 184H34L32 181H30ZM77 180H78V181H77ZM84 180H85V178H84ZM94 180H95V181H94ZM128 180H129V181H128ZM148 180H149V181H148ZM158 180H159V178H158ZM179 180H180V179H178V181H179ZM186 180H189V181H186ZM199 180H200V179H199ZM202 180H200V181H202ZM257 180H258V184H257V182H256ZM12 181H14V180H12ZM12 181H11V182H12ZM23 181H25V179H24ZM28 181H29V182H28ZM47 181H49V182L51 183V185L49 184V182L47 183ZM56 181H57V182H56ZM76 181H77V182H76ZM82 181H83V180H82ZM126 181H127V183H130V185L133 183V184H134V185H133V188H134V189H135V187H136V188L139 187V188H137V189H140L142 194H144V193L142 192V189H141V188H144V187L146 186L145 188L148 190L149 188H148L147 186H149L150 183H151V184H154L153 188L155 189L156 192H157V191H161V190L164 189V190H163V191H164V193H163L164 195L161 194L160 192H157V195H158V193H159V195L161 194L163 197H162L161 195H160V196H161V199H160L159 195H158V197H155V196H156V195H155L156 193L152 190V185H150L151 190H150V189H149V190H150V191H153V192H154V195H155V196H152V198L155 197L154 200H155V199H156V200H157V199H160L159 201L161 202L162 198H165V197H166V198H167L166 200H168V201L164 203V201H166V200H164V201L162 200V201H163V203L161 202V203H162V206L160 205L161 203H160V204H159V202L156 203L157 201L154 202V203H156V205H154V203H153V204H151V206H153V207H154V206L157 207L158 205H160V206H158V208H155V207H154V209H153L151 206H149V203H151V201L149 200V199L151 198V193H150V191H147V192H149L150 194H149V193L147 194V192H145V193L147 194V196L149 195V197H150V198H148V197L146 196V194H145V196H146V199H145V200H144V198H145L144 195H135V196H134V193H133V192H134V191H133L134 189H132L131 187L128 188L129 191L126 189L127 192H129V194H130V195H129L127 192H124V190H122V189H124L125 186H128V185L125 184ZM131 181H132V183H131ZM138 181H140V182L142 183V184L139 183L140 185H142L141 187H140V185L138 184ZM146 181H147V183H146ZM239 181H240L241 183H239ZM246 181H247L248 184H250V183H251V184L254 183L253 186L251 185L253 189L250 187V185H248V186L245 185ZM2 182H3V181H2ZM2 182H1V184H2ZM5 182H6V181H5ZM30 182L33 183V185H34L35 187H34ZM45 182L47 183V185L49 184V185L47 186V189L49 188L50 192L47 190L48 193H47V191H46V192L44 193V194H46V195L44 196V194H42V191L44 192V190H45V188H44V186H43V185H44L43 183H45ZM90 182H92L93 184H90ZM98 182H100L101 185H102V184H103V185H102V186L100 185V186L98 187V186H97V185H98ZM144 182L146 183L145 186H144V184H143ZM149 182H150V183H149ZM190 182H192V184H193V183L195 184V187H194V185H192V186H193L192 190H190V189H191ZM262 182H263V183H262ZM22 183H23V184H26L27 186L23 185ZM46 183H45V187H46ZM52 183L54 184V186H53ZM63 183H66V184H65V185H62ZM79 183H80L81 185H80ZM100 183H99V184H100ZM148 183H149V184H148ZM199 183H201V182H199ZM211 183H210V184H211ZM247 183H246V184H247ZM4 184H6V183L3 182L2 186H3ZM29 184H30V185H29ZM42 184H43V185H42ZM67 184H68V185H67ZM95 184H96V185H95ZM121 184H125V186H123V185H121ZM147 184H148V185H147ZM187 184H189L188 187H190L188 191H187V188H188V187H185V186H187ZM224 184H225V185H224ZM239 184H240V185H239ZM259 184H260V185L262 184V185L260 186ZM58 185H59V188L64 189V188L66 187V189H70L71 191H70V190H67V191H66V189H65V191H63V192H64L63 195H62V193H61L60 195H59V194L56 195V193H58V191H59V193H60V190L57 188ZM79 185H80V186H79ZM89 185H90V186L93 185L92 189L95 188V189H93L95 192L92 191L91 188H89ZM119 185H121V186L119 187ZM160 185H161V186H160ZM162 185H163L164 188L162 187ZM214 185H215V186H214ZM223 185H224V186H223ZM231 185H232V186H231ZM256 185L259 186L260 188L257 187ZM20 186H21V187H20ZM22 186H24L25 188H24V187L22 188ZM62 186H64V187H62ZM172 186H170V187L172 188ZM33 187H34V188H33ZM37 187H38V191H37ZM52 187H53V188H52ZM67 187H68V188H67ZM96 187H98V188H96ZM110 187H111L112 189H111ZM155 187H157V188H161V187H162V189H161V190H160V189L158 190V189H156ZM0 188H1V187H0ZM19 188H20V189H19ZM21 188H22V190H21ZM41 188L44 189V190H42V191L40 192ZM72 188H73V189H72ZM75 188H76V189H75ZM87 188H89V189L87 190L86 193L88 194V192L91 191V192H92V198H93V199H94V198L98 199L97 197H101L100 199L103 200V199L105 198L104 201H100V199H98L100 202L97 201V202L100 203V204H101L102 202L106 203V204L103 203L105 206L109 203V201L107 200V198H108V196H110L108 199H109V200L111 199V200H110V203L106 206V208H102V207H103L102 205H101V206H102V207H101L99 204H97V202L95 201V199L93 200L94 203H91V202H93V201L91 200L92 198L90 197V196H91V192H90V194L88 195L90 198H87V199H88L89 201H91V202H89L88 200H86V202H87V201H88V202H87V203H83V202L85 201L86 197H87V195L84 193V192L86 191ZM175 188H176V189H175ZM247 188H248V189H247ZM258 188L261 189L262 192H261V191H257ZM13 189H14V190H13ZM57 189H58V190H57ZM109 189H110V190H109ZM115 189H117V190H115ZM169 189H167V190L169 191ZM178 189H179V191H178ZM185 189H186V190H185ZM222 189H223V190H222ZM30 190H31V192H30ZM56 190H57V191H56ZM184 190H185L187 193H186ZM202 190H203L204 193L206 192V193L208 194L209 197L206 196V195H207L206 193H205L206 195L203 194V193H200V191L202 192ZM233 190H235V194H234V195H233V193H234ZM32 191L35 192V193L32 194V193H33ZM77 191H78V192H77ZM113 191H114V192H113ZM116 191H117V193H118V192H119V193H118V194L115 193ZM130 191H132V192L130 193ZM135 191H137V190H135ZM144 191H145V189H144ZM176 191H177L179 194L182 193V195H181V194L179 195L178 193H176ZM180 191H181V192H180ZM193 191H194V192H193ZM195 191H196L197 193H200V194H197ZM218 191H219V194H217ZM222 191H223V192H222ZM249 191H248V192H249ZM39 192H40V193H39ZM61 192H62V190H61ZM111 192H112V193H111ZM153 192H152V193H153ZM188 192H189V193H188ZM232 192H233V193H232ZM251 192H252V193H251ZM1 193H2V195H1ZM54 193H55V195L57 196V198H59L60 202L57 200V198H56V196L54 195ZM65 193H66V194H65ZM114 193H115V194H114ZM123 193H124V194H123ZM126 193H127V194H126ZM135 193H136V192H135ZM141 193H140V191L138 190L136 194H141ZM175 193H176L177 195H176ZM184 193H185V194H190V195H185ZM195 193H196V194H195ZM246 193H247V194H246ZM31 194H32V197H31ZM41 194H42V197H41ZM47 194H48V195H47ZM64 194H65V195H64ZM93 194H94V195H93ZM106 194H107L108 196H107ZM109 194H111L112 197H113L114 199H112L111 195H109ZM116 194H117V195H116ZM201 194H203L204 196L201 195ZM23 195H25V196L27 195V197H25V196L23 197ZM29 195H30V196H29ZM33 195H34V197H33ZM35 195H36V196H35ZM84 195H86V196L83 197ZM99 195H100V196H99ZM115 195H116V196H115ZM200 195H201V197H205V198L207 197L206 200H208L209 202H207V203L205 202V203L208 205V207H210V210H211L212 207L214 206L213 209H212V212H213V211H216V212L218 213V214H217L218 216H219L220 213H221V215L223 216V217H222V216L220 215V216H221L220 218H222V219H219L220 222H217V220H218L219 217L216 216V214L213 215V216H211L212 213L210 214V210H209V208H208L207 206H205V208H206V209L208 208L207 210L209 211V212H208V211L205 210L206 213L209 214V217L211 216L210 219H208L209 217L207 218L208 220H211V221H212V220L214 219L213 221H215V218L218 217L217 220H216V222H213V221H212L213 223H216V225L218 224L217 226L214 225V228H215V229L218 227V231H216V230L214 229V230H215V233L217 232L216 235H215V234L213 235L214 237L212 236V234H213L214 232H211V231H213V230H209V229L204 230V232L209 231V232L212 233V234L210 233L211 236H212V238H210V239H212V240H210V239L208 240V239H207L209 242H208V241L205 242V241H204L205 239L202 240V239H200V237H198V236L204 237V236H202V234H201L202 232L199 233L200 231L198 230V229L201 228L200 226H201V223H202V222H201V220H199V218H198V219L195 218V217L197 216V214H198L197 211L199 210L200 215H202V213H201L200 211L204 210V208L200 207L201 210H200V209H196V208H199V207H196V204H197V203H195V201H192V202L194 203V206H193V207L195 208L194 211L197 212V213H196V216H193V215H192V214L194 213V211L192 210V208H189V207H192V205H193L191 202H185V203H190V204H192L191 206L188 207V210H189L190 212L193 211V212H191L192 214H191L189 211H187V210H185V213H186V214H184V211H182V210H184V209L186 208V206H188V204H187V205L184 204L183 201H184V200H185V201H186V200H187V201L194 200L192 197H194V198L196 197V198H198V200L200 199V200L203 202V205H202V206L204 207L205 203H204L203 200H205V199L202 198V199H203V200H202L201 197H200ZM43 196H44V198H43ZM51 196H52V198H51ZM53 196H54V198L56 199V201H55V199L53 200ZM93 196H94V197H93ZM96 196H97V197H96ZM114 196H115V197H114ZM119 196H121V198H120ZM130 196H131V197H130ZM139 196H140L141 198H139ZM179 196H180V197H179ZM181 196H185V198L183 197V198H182L183 200H181V203L178 204V203L180 202ZM191 196H192V197H191ZM253 196H254V197H253ZM7 197H8V198H7ZM20 197H22L23 199H22V198L20 199ZM45 197H47V198L45 199ZM49 197H50V199H49ZM62 197H63V198H62ZM67 197H68V201H67ZM135 197H137V198H135ZM143 197H144V198H143ZM199 197H200V198H199ZM213 197H214V198H213ZM235 197H236V196H235ZM15 198H16V199H15ZM38 198H40L41 200L38 199ZM42 198H43V199H42ZM60 198H61V199H60ZM77 198H78V201H79V202H77V200H76ZM83 198H84V199H83ZM152 198H151V199H152ZM170 198H171V197H170ZM179 198H180V199H179ZM229 198H230V203H229L230 205H231V203H232V204L237 203V204H234L236 209H239V208L243 205V203L245 204L244 206H246V209H247V207H248V209L251 208V209H250L251 212H250V211H247V214L250 213V215L248 214V217H247V214H246V216L243 217V216L245 215V213H246V211H243V210H244L243 207H241L240 210H239L240 212L237 213L238 211L235 212L236 209H234V207H232V206H231V209H230V207H229V209L227 210V208H228V205H227V208L225 209L224 213L226 212V210H227V211L230 210L228 213H229V215L231 214L230 217H231V219H233V220H231V222H230V221H229V220H230V219H229L230 217H228L229 215L227 214V212L225 213V214H227V215H224V214H223V210H224V208L226 207V204H227L226 201H227ZM231 198H233V199H231ZM237 198H238V197H237ZM241 198H240V199H241ZM244 198H242V199H244ZM250 198H251V200H250ZM17 199H18V200H17ZM24 199H25L26 202H28V203L25 204ZM29 199H30V200H29ZM33 199H34V200H33ZM44 199H45V200L49 199V200L45 201ZM74 199H75V200H74ZM129 199H130L132 202L129 201ZM140 199H142L143 202H142ZM212 199H213V200H212ZM14 200H16V201H14ZM83 200H84V201H83ZM122 200H123V201H122ZM125 200H127V203H128V201L131 202L130 204H128V206H129V205H130V206H131V205H133V206L137 205V206H135L136 208L134 207L135 209L133 208V206H132L131 208H130V206H129L130 210L133 209V210L137 211V210H138L137 207L140 209V208H141V204H142V206L144 205V208H142L143 210H145V208L148 207L146 210H148V211H150V212L152 211V213L154 212V213L156 214V216L152 217V216H153L152 213L150 214V212H147L146 210L143 211V213L146 212L147 214L151 215V216H148V215H147L146 220L149 218V221H151V222L148 221L150 224L147 225L148 222H146V221L144 220L146 215L144 214V216H143L144 219H142L143 217L141 218V219L144 220V222H146V223H142V222L140 221V217H141V215H143L142 212L139 214L140 216L137 215V216L139 217V218H138V217L135 215V213L138 214V212H135V211L132 210V211H133L132 214H134V215L136 216L135 218H137V220L139 219V223H137V222H136V219L133 218V220L129 221V222H131V224L133 225V226H132V225L130 224V227H131V228H134L135 224H137L136 227H137V229H138V224H141V223H142V224H141V225H142V228H143V227L145 226V224H146V225H147V229H148V228H149V229L147 230L148 233H145V231H144L145 234H144L143 232H141V233H142V236H141V235L138 236V234H140L141 229H140V231H138L139 229L137 230V235H136V230H135V231L132 230V231H133V234H132V235H135V237L138 236V237L140 238V240H137L138 237L136 238V240H135V238L132 239V240L130 239L131 241H130V240H129V241H130L131 243L129 244L128 247H127V245H126V244H128V243H127V239H126V237H127L128 235H127V234H124V230L119 229V228H121V227H119L118 229L115 230V228H112V227H110L109 224H107L108 222H110V219H115L114 221H116V220H120V221H121V220H122V222H121L122 224H120V223H119L120 221H118V223H117L118 225H117V226H120V225H121L122 227H124V224H123V221H125L124 219H127V220L131 219V218H130V217H131V216H130L131 214H129V213H131V211H129L128 214H125V213H124V212H125V209L127 208V207H126V206H127V203H125V202H126ZM147 200H148V203L146 202ZM154 200H152V202H153ZM198 200L196 199L197 202H198ZM200 200H199V201H200ZM217 200H218L219 202H218ZM231 200H232V201H231ZM253 200H254V201H253ZM9 201H11V202H9ZM13 201H14V202H13ZM43 201H44V202H43ZM52 201H55V202L52 203ZM64 201H67V202L64 203ZM107 201H108V203H107ZM135 201H136L137 203H136ZM171 201H172V203H170ZM213 201H214V202L217 201V204H220V205L222 206V208H220V207H221L220 205H219L220 207H219L218 205H215L216 203H214ZM21 202H22V203H21ZM23 202H24V203H23ZM50 202H51V203H50ZM56 202H57V203H58V202L60 203V205H59V204H58V205H59L61 208H60V207H57L58 205H57ZM71 202H72V203H71ZM80 202H81V203H80ZM123 202H124V205L126 204L125 206L122 205ZM133 202L135 203V205L133 204ZM144 202H146L147 204L144 203ZM175 202H176L177 204H176ZM182 202H183V204H184L183 206H185L184 208H181V210H180V211H181V212H180L181 216H180V214H179V216L182 217V218H181V219H182V223H181V224L178 223V220H179L180 217H178V220L176 219V222H173V219H171L172 222H171V221H170V222H171L172 224H173V223H178V225H176V224H175L176 226H173V225H172L173 227L170 225V226H171V227H170V228H171V231H170L169 227H167L166 224L168 223V220H167L168 215L171 214V215L173 216V211H171V212H172V213H171V212H169V209H167L168 212L170 213V214H169V213L167 214V218H166L167 221L165 220L167 223H165V221H163V219H165V217H166L165 215H166V213H167V211H166V212H164V211L166 210V207H167L169 204H170V205H169V208H170V206L174 208V207H175V204H176V206L178 205L177 207H179V206L182 207ZM202 202H200V203H202ZM224 202H225V203H224ZM228 202H229V201H228ZM253 202H254V203H253ZM79 203H80V204H79ZM95 203H96V205H95ZM173 203H174V204H173ZM198 203H199V202H198ZM210 203H212L213 206H212V204H210ZM223 203H224V204H223ZM252 203H253V204H252ZM3 204H7V206H6V205L4 206ZM24 204H25V205L28 204L27 207H26ZM65 204H67V205H65ZM69 204H71V206H70ZM87 204H91V205L94 204L95 207H96V209H95L94 207L89 208L91 205H90L89 207H87V206H88ZM157 204H158V205H157ZM166 204H167V206H166ZM222 204H223V205H222ZM238 204H240V205H239L238 208H237L236 205H238ZM258 204H259V205H258ZM1 205H2L3 207H2ZM64 205H65V206H64ZM68 205H69L70 207H69ZM77 205H78V206H77ZM84 205H86V207H85ZM97 205H99V206H97ZM138 205H139V206H138ZM173 205H174V206H173ZM199 205H201V204H199ZM234 205H233V206H234ZM251 205H252V206H251ZM66 206H67V208H66ZM75 206H76V207H75ZM82 206H83L84 208H86V209L81 208ZM145 206H146V207H145ZM211 206H212V207H211ZM216 206L219 207L218 209L220 210V212H219V210H218L217 208H215ZM99 207H100V209H99ZM122 207H125V208H124V211L122 210L123 212H120V213H119L118 210L120 211V210H121L120 208H122ZM159 207H160V208H159ZM163 207H164V208H163ZM177 207H176V208H177ZM180 207H179V209H180ZM58 208H60V209L63 210V211H64L65 209H68V210L70 209V212H68V210H65V211L68 212V215H70L69 213H71L70 217H71V216H72V217L69 218V216H67V214H65V213H66L65 211H64L65 213H64V215H63V214H62L63 212H62V211L60 212V210H59ZM62 208H63V209H62ZM79 208L84 209V210H87L86 212H88L89 209H90V210H89L88 213H84V211H83V210H79ZM92 208H93V209H92ZM108 208H109V209H108ZM129 208H128V209H129ZM167 208H168V207H167ZM173 208H172V209H173ZM176 208H174V213L176 212V211H175ZM242 208H243V209H242ZM27 209H28V208H27ZM94 209H95V212H94ZM112 209H113V210H112ZM122 209H123V208H122ZM136 209H137V210H136ZM142 209H141V210H142ZM149 209H150V210H149ZM163 209H165V210H163ZM172 209L170 208V210H172ZM179 209H177V210H179ZM186 209H187V208H186ZM216 209H217L218 211H217ZM21 210H22V209H21ZM21 210H19V211H21ZM25 210H26V209H25ZM52 210H53V211H52ZM55 210H56V211H55ZM98 210H99V211H98ZM162 210H163L164 213L161 212ZM252 210H253V212H252ZM10 211H11V212H10ZM27 211H30V210H27ZM40 211H42V212H40ZM51 211H52V212H51ZM71 211H73V212L78 211L77 213H78L79 215L76 214V212H75V213H72ZM80 211H82L83 213L80 212ZM110 211H111V212H110ZM116 211H117V214H115ZM138 211H139V210H138ZM157 211H158V212L160 211L161 213H160V212L158 213ZM241 211L244 212L243 215H242V217H241V213H242ZM17 212H18V211H17ZM17 212H16V213H17ZM21 212H23V211H21ZM21 212H19V213H21ZM24 212H26V211H24ZM50 212H51V213H50ZM109 212H110V213H109ZM134 212H135V213H134ZM156 212H157V213H156ZM177 212H178V211H177ZM182 212H183V213H182ZM202 212H204V211H202ZM233 212H235V215H236V216L234 215ZM3 213H2L1 215H3ZM16 213H14V214L16 215ZM19 213H18V214H19ZM27 213H28V212H27ZM60 213L62 214V217H63V216L67 217V218L63 217V218H65L64 220H63V218L60 217V218L63 220L62 222L60 221V218L58 217V216H60ZM93 213H94L95 215H94ZM118 213H119V214H118ZM122 213H124V214H123L124 216L122 215ZM178 213H179V212H178ZM187 213H188V214L190 213V214L192 215V216H191V215L189 214V219H191V221H192L193 223H194V221H196V222L194 223L195 225H196V223L198 224V220H199V224H200L199 227H197V229H196V227H194V228H195L196 230H198V231L196 232V230H195L194 228H193V229H194V231L196 232V234L199 233L200 235L197 234V236H196V235L194 234L193 230L191 231L192 228H190V227H193V226H195V225H194L193 223H190V221L186 220V218L188 217V216H187ZM204 213H205V212H204ZM214 213H215V212H214ZM214 213H213V214H214ZM253 213H254L255 215H254ZM257 213H260V215L257 214ZM57 214H58V215H57ZM72 214H73V215H72ZM92 214H93V216H92ZM97 214H98V215H97ZM114 214H115V215H114ZM158 214H159V215H158ZM160 214H161V215H160ZM163 214H165V215H164L165 217L162 216ZM208 214H207V215H208ZM238 214H240V216H238V217H241V219H238V217H237ZM15 215H14V216H15ZM26 215H27V218H26ZM44 215H45V216H44ZM47 215H48V216H52V215H53L54 219H55V217H56V219L54 220V219H52L53 217H52V218L48 217V218L50 219V222H48L49 219L47 218ZM56 215H57V216H56ZM96 215H97L98 217H97ZM119 215H122L123 217H119ZM125 215H127V217H125ZM134 215H133V217H134ZM175 215H176V214H175ZM183 215H185V217H184ZM194 215H195V213H194ZM19 216H20V215H19ZM28 216H30L31 219H30ZM78 216H79V217H78ZM86 216H87V217H86ZM94 216H95V217H94ZM128 216H129V217H128ZM157 216H159V217H157ZM186 216H187V217H186ZM198 216H199V214H198ZM202 216L205 217V214H203ZM215 216H216V217H215ZM254 216H255V217H254ZM16 217H17V216H16ZM92 217H93V220H92ZM150 217H151V219H150ZM212 217H214V218H212ZM232 217H233V218H232ZM14 218H15V217H14ZM46 218L48 219V221L46 220ZM58 218H59V221H60V222H58ZM86 218H88V219L86 220ZM94 218H95V219H94ZM96 218H98V219H96ZM154 218H157V220L154 219ZM158 218H159V219H158ZM160 218H161V219L163 218V219L161 220ZM175 218H176V217H175ZM175 218H174V221H175ZM183 218H184V219H183ZM201 218H202V217H200V219H201ZM244 218H246V219H244ZM1 219H2V220H1ZM17 219H18V220H17ZM51 219H52V220H51ZM67 219H68L69 221H68ZM134 219H135V220H134ZM152 219L155 220V222H154ZM168 219H169V218H168ZM187 219H188V218H187ZM196 219H197V220H196ZM202 219H203V218H202ZM207 219H206V221H204L205 219L202 220V221H204V222L207 223V221H208ZM242 219H243V220H242ZM21 220H22V221H21ZM43 220H44V221L46 220V222L48 223V225L50 224V226H48L46 230H45V228H41V227H40L42 223L47 224L46 222H42ZM56 220H57V221H56ZM66 220H67V222L64 223V221H66ZM85 220H86L87 222H86ZM95 220H96L97 222L100 221L101 223L94 222ZM127 220H126V221H127ZM184 220H185V221H188L187 223H190L189 225H192V226H190V227L188 228V224L183 223ZM219 220H218V221H219ZM221 220H222V221H221ZM247 220H248V221H247ZM255 220H256L257 224H256ZM262 220H263V221H262ZM38 221H39V222H38ZM54 221L57 222V223H55L56 228L54 227L55 225L53 224ZM102 221H103V222H102ZM114 221H113V223H114ZM134 221H135V222H134ZM156 221H159V222H156ZM246 221H247V222H246ZM258 221H259V222H258ZM41 222H42V223H41ZM82 222H83L84 224H83ZM92 222H94L95 225L97 224L96 227L99 229V231H97L98 229H97V230L95 229V232H96V234L94 233V234H95V238H94V234H93V231H92V230H94V229H93V228H94V227H93L94 223H92ZM116 222H117V221H116ZM116 222H115V224H113V225H112V223H111V226H114V227L117 228V226H115V225H116ZM133 222H134L135 224H133ZM153 222L155 223V226L153 225ZM160 222H162V223H160ZM163 222H164V223H163ZM180 222H181V221H180ZM208 222L211 223L212 226H213V223H212V222H210V221H208ZM261 222L263 223V227L260 226V224H262ZM37 223H38L39 226L37 225ZM61 223H64V225L62 224V226H60ZM78 223H79V224H78ZM85 223H87V224L85 225ZM156 223L159 225V227H157ZM171 223H170V224H171ZM240 223H241V224H240ZM245 223H246V224H245ZM249 223H250V224H249ZM26 224H27V225L29 224L30 226L32 225V226H31L32 229H31V227H28V228H27V227H26V226H27ZM59 224H60V225H59ZM80 224H81V226L78 227V228H79V229H78L77 226H79ZM128 224H129V223H128ZM128 224L125 223V225H128ZM143 224H144V226H143ZM182 224H183V226H182V228H181V225H182ZM185 224H186L187 227L184 226ZM207 224H208V223H207ZM207 224H206V226H208ZM239 224H240V225H239ZM248 224H249V225H248ZM42 225H43V224H42ZM52 225H54V226H52ZM76 225H77V226H76ZM82 225H83V226H82ZM87 225H88V227H86ZM141 225H139V226L141 227ZM161 225H163V226H161ZM168 225H169V224H168ZM202 225H205V223H203ZM244 225H245V226H244ZM33 226H34V227L38 226V229H41V230L38 231L37 227H36V230H34L35 228H33ZM44 226L46 227V225H43L42 227H44ZM59 226H60V227H59ZM64 226H65V227H64ZM70 226H73L74 228H73V227H70ZM148 226H150V227H148ZM153 226H154V227H153ZM177 226H178V227H177ZM196 226H198V225H196ZM206 226H202V228L204 227V229H205ZM210 226H211V225H210ZM212 226H211V227H212ZM247 226H248V227L250 226V228H246ZM253 226H256L257 228H256V227L254 228ZM258 226H259V227H258ZM25 227H26V228H25ZM50 227H52V228L49 229ZM75 227H76V228H75ZM91 227H93V228H91ZM96 227H95V228H96ZM130 227H129L128 229H130ZM140 227H139V228H140ZM165 227H167V228H165ZM174 227H177V228H174ZM179 227L181 228V232H182L184 229H186V228L190 229V230H187V229L184 230V231L182 232V235L177 231V232L179 233L178 236L181 235V236H182V239H179V238H181V237H176V235H175L176 232H175V233H174V232L171 233L172 230L176 231L175 229L178 230ZM183 227H184V228H183ZM208 227H209V226H208ZM244 227H245V228H244ZM19 228H20L21 231L19 230ZM59 228H61V231H59V230H60ZM81 228H82V230H81ZM89 228L92 229V230H90ZM102 228H103V229H102ZM144 228H146V226H145ZM144 228H143V229H144ZM160 228H161V229H160ZM163 228H164V229H163ZM202 228H201V230H202ZM222 228H223V229H222ZM252 228H253V229H252ZM22 229H23V230H22ZM26 229H28V230H33V231H25ZM57 229H59V230H57ZM71 229H72L73 232L71 231ZM73 229H75V230H73ZM77 229H78V230H77ZM88 229H89V230H88ZM100 229H101V230H100ZM113 229H114V230H113ZM123 229H127V227L125 226V228H123ZM128 229H127V232H129ZM143 229H142V230H143ZM159 229H160V230H159ZM210 229H213V227L210 228ZM248 229H249V230H252L251 232L254 233V235H252L251 232H249ZM48 230H49V231H48ZM52 230H55V231L53 232ZM69 230H70V231H69ZM76 230H77V231H76ZM80 230H81V231H80ZM162 230H163V231H162ZM166 230H167V231H170V232H167ZM50 231H51L52 233H51ZM75 231L77 232V234L74 233ZM86 231H87V233H86ZM132 231H130V232H132ZM147 231H146V232H147ZM157 231H158L159 233H158ZM165 231H166V232H165ZM189 231H191V232H189ZM202 231H203V230H202ZM1 232H2V233H1ZM21 232H22V233L26 232V235H27V233L31 232V233L28 234V235H30V236H31V235L34 236L33 234H35L36 232H38V233H36V235L34 236V238H32V239H31V238H28L29 240H26L27 237H25V236H24V237L22 236L23 238L21 237V235H22ZM33 232H34V233H33ZM46 232H47V233H46ZM89 232H90V233H89ZM127 232H126V233H127ZM130 232H129V235H131ZM134 232H135V234H134ZM161 232H162V233L164 232L163 234L165 235V237H166L167 234H168V235H167L168 237H169V235H170V237H171V234H172V235L174 234L175 236H174V235H173V236H174L176 239L172 236V237H173V238L171 237L172 239L169 237V238L171 239V241H170L168 237H166V238H167V239H166V238L163 236V234H160ZM185 232L189 233L188 235H190V237L188 238L190 241H188V243H192V240L195 239V238L191 239V238L193 237V236H191V235L194 234V236L196 237V239H197V237H198L200 241L197 240V242H198V243H197V242L194 240L195 242L192 243V244H195V243L200 244V243H202V244L204 245V248H203L204 250H202V249L199 248V247L201 246V244H200V246L198 245L199 247H196L197 244H195V248L193 247V249H192V246H190L191 244L188 245V244H187V241H186V242L184 241V244H186V247L189 246L190 249L185 250L186 247H182V248H183V249H182L181 246H183V243H182L181 240H185V238L188 237V235H186L187 233H185ZM204 232H203V235L205 234ZM209 232H206V233L208 234ZM256 232H257V233H256ZM6 233H7V234H6ZM9 233H11V234H9ZM45 233L47 234V236H45V235H46ZM50 233H51V234H50ZM71 233H72V234H71ZM91 233H92L93 236L90 235ZM165 233H166V234H165ZM170 233H171V234H170ZM259 233H260V234H259ZM4 234H5V235H4ZM20 234H21V235H20ZM37 234H38V235H37ZM73 234H74L75 236H77V237L73 238V237H74ZM86 234H87V235H86ZM143 234H144V235H143ZM159 234H160V235H159ZM207 234H206L205 236H209V235H210V234H208V235H207ZM3 235H4V236H3ZM16 235H18V236L21 237V238H19L20 240L16 237ZM23 235H24V234H23ZM84 235H85L86 237H85ZM113 235H114V236H117L119 239L122 240V241H121V242H122V246H121V243H120V242H119L120 244L118 243L119 245L117 244L118 241H116L115 243L112 242V240H113ZM251 235H252V236H251ZM1 236H2V237H1ZM30 236H28V237H30ZM37 236H38V237H37ZM42 236H43V237H42ZM51 236H52V237H51ZM83 236H84V237H83ZM90 236L93 237V238L95 239V242L97 241L99 244H98V243H95V242L93 241L94 239H92V241H93L95 244H94L92 241H91V243H92V244H91V243H90V240H91V237H90ZM143 236H144V237H143ZM151 236H152V235H151ZM184 236H185V238H183ZM250 236H251V237H250ZM40 237H41V238H40ZM45 237L48 238V241H46L47 238H45ZM53 237H54V239H53ZM82 237H83V238H82ZM87 237H88V238H87ZM209 237H210V236H209ZM209 237H207V238H209ZM245 237H246L247 240L245 239ZM249 237H250V238H249ZM252 237H253V238H252ZM258 237H259V238H258ZM13 238L17 239L18 241L13 240ZM42 238H43V240H42ZM44 238H45V239H44ZM49 238H50V239H49ZM96 238H97V240H96ZM99 238H100V239H99ZM130 238H131V237H130ZM251 238H252V239H251ZM256 238H257V240H256ZM9 239H10V240H9ZM11 239H12L13 241H11ZM40 239H41V240H40ZM51 239H52V240H51ZM57 239H58V240H57ZM98 239H99L100 241H99ZM115 239H116V238H115ZM150 239H151V240H150ZM186 239H187V238H186ZM233 239H234V240H233ZM244 239H245V240H244ZM38 240H40V241H42V242L46 241V243H48V244H47L48 246L51 244L49 247H47V249H46L45 246H44V248L46 249V250L43 249V250H44V253L41 252L42 249L40 250V253H42V255L44 254V256H42L41 254H40V255H41V256H40V255L38 254V253H39V252H38V251H39V248H40V246L43 244L42 242L40 243V241L38 242ZM68 240H70V241H68ZM81 240H82V241H81ZM86 240H87V241H86ZM116 240H117V239H116ZM167 240H169V241L171 242V245H172L171 247H173V250L171 249V251H170V250L167 251V248L170 247V246L166 243V242H169V241H167ZM255 240H256V241H255ZM52 241H53V242H52ZM71 241L73 242L72 245H71ZM79 241H80V242H79ZM85 241H86V243H85ZM129 241H128V242H129ZM138 241H140V242L138 243ZM203 241H204V242H203ZM245 241H247V242H249V243H246ZM7 242H8V243H7ZM10 242H11L12 244L8 246V244H10ZM77 242H78V244L80 243L79 246H78ZM87 242H89V243H87ZM100 242H101V243H100ZM4 243H7V244H4ZM37 243H39L38 248H37V246L35 245V244H37ZM63 243H64V244H63ZM82 243H84V244H82ZM123 243H124V245H123ZM181 243H182V245H181ZM252 243H253V244L255 243L256 246L253 245ZM260 243H261V245H260ZM1 244L4 245V246L6 245V247H2ZM44 244H45V242H44ZM73 244H75V245L77 244L76 246L74 245L75 248L73 247ZM166 244H167L168 246H166ZM245 244H246V245H245ZM257 244H259V245H257ZM262 244H263V246H262ZM47 245H46V246H47ZM81 245H82V247H81ZM130 245H132V248H130V247H131ZM155 245H156V247H155ZM159 245H160L161 248H159ZM242 245H245V246H242ZM251 245H252V246H251ZM42 246H43V245H42ZM77 246H78V248H79V247H80V248L78 249ZM135 246H138V247H135ZM184 246H185V245H184ZM240 246H241L242 248H241ZM247 246H249V248H247ZM254 246H255V247H254ZM257 246H258V249L256 250V247H257ZM260 246H261V248H260ZM17 247H18V248H17ZM88 247H91V248H88ZM157 247H158V248H157ZM165 247H167V248H165ZM171 247H170V248H171ZM202 247H203V246H202ZM202 247H201V248H202ZM234 247H237V248L234 249ZM251 247H252V248H251ZM3 248L6 249V250L8 249V250H7V251H6V250L3 251ZM13 248H14V247H13ZM86 248H88V249H86ZM128 248L130 249L129 251L131 252V254H128V253H130V252H128ZM184 248H185V249H184ZM187 248H188V247H187ZM206 248H208V249H206ZM211 248H212L213 250H212ZM216 248H217V249H216ZM240 248H241V249H240ZM245 248H246V249H245ZM253 248H254V249H253ZM262 248H263V249H262ZM31 249H32V250H31ZM131 249H132V250H131ZM138 249H139V248H138ZM151 249H152V248H151ZM209 249H210V251H212V252H211V253H208V254H210V255H208L207 258L205 257V258H206L205 260H206L207 263H206V262L204 263V261H203V260H204V257H203V256L206 255V253H207V251H208ZM224 249H225V250H224ZM236 249H237V250H236ZM243 249H244V251H246V252H245L246 254L248 253L247 255H242V254L244 253ZM25 250L27 251V254H28V255L25 254V253H26ZM37 250H38V251H37ZM48 250H49L50 252H49ZM72 250H74L73 253L75 252V253H74L75 256H73L74 254L71 255V254H72V253H71ZM80 250H82V251H80ZM160 250H162L163 252H162V251L160 252ZM200 250H202V252H203V251H204V252L206 251L205 255H204V253H203L202 255L199 254V253H202ZM228 250H229V252H228ZM231 250H233V251H231ZM241 250H242L243 252H242ZM248 250H249V251H248ZM2 251H3V252H2ZM28 251H29V252H28ZM45 251L49 252V254L47 255V253H46ZM138 251H140V250H138ZM142 251H141V252H142ZM145 251H146V250H145ZM165 251H167V252L164 253ZM214 251H216L215 254L211 255ZM224 251H225V252H224ZM238 251H239V252H238ZM240 251H241V252H240ZM251 251H252V252L255 251V253L252 255ZM18 252H19L20 254H21V253H22V254L20 255ZM61 252H62V253H61ZM63 252H64L65 255L63 254ZM65 252L70 253V255H69V254H66ZM143 252H144V251H143ZM147 252H146V253H147ZM169 252H173V253H175V254L170 253V255H169ZM208 252H209V251H208ZM217 252H218V253H217ZM226 252H227L228 254H227ZM249 252L251 253L250 255H249ZM260 252H261V253H260ZM45 253H46V254H45ZM84 253H85V254H84ZM149 253H148V256H151L152 254L150 255ZM162 253H164V254H162ZM230 253H231L232 255H231ZM235 253H236V258H235ZM237 253H239V254L242 253V254L239 256V254H237ZM245 253H244V254H245ZM23 254H24V255H23ZM59 254H60V255L63 254L64 256L61 257V256H59ZM144 254H145V253H144ZM165 254H166V255H165ZM216 254H218V255H216ZM223 254H224V256H221V255H223ZM225 254H226V255H225ZM233 254H234V255H233ZM259 254H260V255H259ZM16 255H18L20 258H18V256H16ZM33 255H35V259L33 258V257H34ZM38 255H39V257H41V260H39V261H35L36 258L38 257ZM45 255H46V256H45ZM76 255H77V256H76ZM85 255H86V256H85ZM162 255H164V256H162ZM47 256H48V257H47ZM78 256H79V257H78ZM145 256L148 257L146 254H145ZM153 256H155V255H152V257H153ZM219 256H221V257H219ZM225 256H226V257H225ZM237 256H239V257H237ZM243 256H245L246 259H244ZM254 256H255V257H254ZM39 257H38V258H39ZM59 257H61V258H59ZM86 257H87V258H86ZM146 257H145V258H146ZM171 257H170V258H171ZM181 257H182V258H181ZM185 257L188 258V259H186ZM241 257L244 259V261H240L239 258H241ZM248 257H249V260L247 261ZM251 257H253V258H251ZM15 258H18V259L16 260ZM28 258H29V257H28ZM42 258H43V259H42ZM62 258H63V261H62ZM77 258H78V259H77ZM79 258H81V259H79ZM141 258H140V259H141ZM149 258H150V257H149ZM157 258H158V257H157ZM157 258H156L155 260L158 261L159 259H157ZM170 258L168 257L167 259L170 260ZM193 258H194V259H193ZM220 258H222V259H220ZM242 258H241V260H242ZM21 259H22V261H24L23 264H25V262H28V264L31 263V261H30L31 259H30V260L28 259V260L30 261V263H29V261L27 260V258H26V260H25V257H22ZM21 259H20V260H21ZM33 259H34V261H33ZM69 259H71V261H69L70 263H68V260H69ZM152 259H153V258H152ZM164 259L162 258V259H160V260H164ZM223 259H224V260H223ZM259 259H260V258H259ZM11 260H12V261H11ZM66 260H67V261H66ZM73 260H74V261H73ZM75 260H77V261L75 262ZM79 260H81V261H79ZM169 260H164V262L167 263V261H169ZM175 260H176V259H175ZM191 260H192V261H191ZM193 260H194L195 262H194ZM255 260H258V259L255 258L253 261H255ZM262 260H264V259H262ZM10 261H11V262H10ZM198 261H199V263H198ZM224 261H226V262H224ZM231 261H232V263H231ZM258 261H259V260H258ZM258 261H257V262H258ZM152 262H154V261L152 260ZM152 262H151V264H152ZM175 262H176V263H175ZM188 262H189V261H188ZM214 262H215V261H214ZM219 262H218V263H219ZM257 262L255 261L256 264H257ZM51 263H50V264H51ZM56 263H54V264H56ZM159 263H160V262H159ZM159 263H156V264H159ZM162 263H163V262H161L160 264H162ZM165 263H163V264H165ZM172 263L169 262V264H172ZM190 263H189V264H190ZM218 263H216V264H218ZM246 263H245V264H246ZM250 263H253V264H254V262H250ZM31 264H32V263H31ZM167 264H168V263H167ZM186 264H188V263H186ZM191 264H192V263H191ZM243 264H244V263H243ZM258 264H264V261H262V262H258Z\"/></svg>",
  "mask_w": 264,
  "mask_h": 264
},
{
  "label": "bare ground",
  "instance_id": "6f19581e",
  "mask_svg": "<svg viewBox=\"0 0 264 264\" xmlns=\"http://www.w3.org/2000/svg\"><path fill=\"white\" fill-rule=\"evenodd\" d=\"M34 1H35V2H34ZM34 1H33V3H32V0H2V2H4V3H3V4L1 3L2 6L5 4V5H6V8H8L10 11L13 12V13H12V16L14 17V19L16 18V19H15L16 21H15V20L13 19V17L11 16V12H9V13H10L9 17L12 19V20H11L12 22L10 21V23H11V24L13 23L12 26L15 25L14 28H17V25H18V28L21 27V28H20L21 31H22V29H24L23 31H25L26 34H28V32L30 33L31 36H29V38H28L29 40L26 38V41H25V46H26L27 49L31 46V45L29 46V42H30V41L35 42V41H34L35 39H33L34 35H35V36H37V35H38V36H42V35L44 36V34L41 33V30H38V28H37V30H36L37 33L34 34V35H32L33 33H35L34 30L36 29V25H37V27H42V26H43L42 28H44L45 30H46V28L49 27V28L47 29L48 31L46 30L47 32H50V30L53 29V28H54V29L57 28V30H59L58 28H61V29H62L63 27L66 28V29L63 28L64 31L66 32V31H68L67 28H70V29L72 28V29H73V28L76 27V25H77V27L79 26V28H81V27H83V26L86 25V27H83V29L88 27L87 29H84V30H85V31L87 30L86 32H87L89 35H87V33L85 34V32H84V30H83L82 28H81L80 30H78L77 27H76V28H75V29H76V30H75L76 32H75L74 30L72 31V29H71V33H72V32H75L77 35H79V32H80L81 30H83L82 32H84V33L80 32V36L83 37V40H81V39H82L81 37L79 38V36L75 35V33H74V34L72 33L73 35H75L74 37H72L73 35H72L70 32H68V34H66V33H61V32L59 31V32H60V33H59L60 35L63 34V36H60V35L58 34V35L60 36L59 41H61V40H62L61 42L64 41L63 43H61V45H60V42H59V44L56 43V42H58V39L55 40V39H54V36L51 37V38H53V39L55 40V42H54L53 40H51V39H48V40H47L46 37H48V36H46V35H45L46 37H43V36L41 37L43 40H42V39L40 40L39 38H37V40H38V39L40 40V41L38 40L39 44H37V45H39V46H38L37 48H41V49H39V50L37 49L38 51L42 50L43 47L45 48L46 45L50 46L52 43H56V44L58 45V48H59V49H62V50L65 49V51H69L68 56H70V48H68L66 45H69V44L71 43V44H74V45H69V47L73 46L74 48H73V47H71V48H73V50H75V51H76L75 48H76L78 45H79L80 48L84 49V50H82V49H80V48L78 47L79 50H81V51H79V50L77 49L78 52H75V54H76V53H79L80 55H81V54L83 55V53H84V54L87 53V52H85V50H89V51L91 52V53L88 52L89 54L87 53L88 55L85 56V58H84V57H83L84 55H83V56H80V55L77 54V56H76V55L74 54V51H72V53L75 55V56L73 55V57H75V58L78 57V58H79V59H78V60H79L78 63H76V62H77V58H76V62H75L76 64L74 63V64H73V67L76 68L77 65H78L77 68H79V64L81 63L80 66H81L82 69L80 68V70L78 69V71L81 72V73H84V74L82 75V74L80 73V76L78 77V74H79V73H77L78 71L75 72V69H73L74 71H72V70L69 69L70 74L68 73L67 75H68V76H71V72H72L73 74H77V77H78V78H77V79H78V83H77V84L75 83V82H77V80H76V81L73 80L74 82H72L71 85H72V84H75L76 86L78 85V86H77V90H78L79 92H78V91H77V92L79 93V95H78V93H77V95H78V96H77V95L75 94V92H74V94H73L72 96H69L70 98L67 97V98H69V99H68V103H67V105H68L69 107H66V108H65V111L63 110L62 113H60V116H58V118H57V115H59V114H58V113H55V115H56L55 118H56V120H57L58 127H59V126H60L61 128L63 127V128H62V131H63V129L65 128V133H66L67 137H69V138H68V142L72 141V139H73L74 137H75L74 139L77 138V139H76L77 142L74 141V139H73V142H76V143H73V144H72V142H71V145H72V146L75 145L73 148L77 147L78 149L80 148V150H82L81 147H87V148L91 151L92 148H93V145L96 143V140L98 139V141L100 142L99 139H101V138H99V137L101 136V134H102V136H104V135L107 136L106 133L112 131L113 134H115V135L117 136V137H116V138H117V139H116L117 141H114V142H113V140L111 139V138H113V136H111V138H110V139L112 140V141H111V142H112V147H113V146L115 147L114 144H115V142H116V147H115V148H116V151H118V149L120 148L118 152H120L121 149H124V150H123L124 152H123L122 154L126 153V154L123 155V157H122L123 160H122V158H121L122 161H125V160H126V163L121 162V165H120L121 168H122V166H123L124 170H122V172H121V170H120L121 173H118L120 176H122V173H123V178H125V176H124V171H125V170H127V171H128V170H135V172L131 171L132 174H131V172H130V173L128 172L129 174L127 173L126 177H127V176H131V178H132V175H133V173H134V175H136L135 177H138V179L141 180V182H142V180L145 181V178H146V179H150V178L152 177V176H151L152 174H153V176L155 175L156 172H154V170H155L156 167H157L156 171H158L159 168L162 169V166L166 168L168 165L166 166V165L164 164V165H165V166H164L163 163L165 162V163L169 164L170 168H172V167L175 168V166H176V165H177V166H176V169H170L169 167H167V168L170 169L172 172L169 171L167 168H166V169L164 168V169H165L164 172H165L166 170H168L167 172H169V173L171 172V175H173V174L176 173V176L178 175L177 177H178V179H180L179 181H178V179H176V180H177V181H176V180L174 179V178H176L175 175L170 176V174H169V173L167 174V172H166L167 175H165V177L162 176V177L165 178V180L168 178V177H166V176H168V175L170 176L169 178H173V177L175 176V177L173 178V179H174L173 182L176 181V182H179V183H180V182H182L181 180H183V179L185 178V174L188 175L189 177L192 176V175L190 176L189 173H190V171L193 169V170H192V173H193V171H195L194 174L197 173L196 176L193 177V178H197V179H195V180L193 179V180H192V178H191L190 181H194L195 184H196V183H197L196 180H198V181L201 182V183L198 182L196 185L200 184V186H201V184H203L204 181H205L204 179L202 180V178H203L204 176H206V175L209 174V173H208V174H207V173H206V174L204 173L205 175H203V177H202V173H203L202 171H204V169H207V168H208V169L206 170V172L210 171V174H211V173H213V171H214L215 168L217 167L216 162L214 163V161L212 160V158L218 160V162L221 161V160H220L221 158H219V157H217V156H214V157H212L213 155L210 156V153H212V151H211L210 149H208L209 146L207 147V146L205 145V143H206L207 140H208V144H211L210 141H209L210 139H207V138H206V137H209V136H210L209 134H217V135H220L219 137H217V138H219V140H218V141H219V145H217L218 142H213V145H214V146H215V143H217V144H216V147H214L213 145H211L210 147H212V149L217 148L218 146H219V147L222 146V147L224 148V149H223L224 151L230 152V151H228V149H230L231 147L233 148V147L235 146V144H240V142H239V141H240V138H241L242 136H245V135H246V137H244V138H246L245 140H247V139H248V140H247V141L244 140V142H245V144H244V142H243V137H242L241 144H242V142H243L244 145L242 144V147H241V145H240V146H239V145H236V146H238V148L241 147V148H243V150H244V148H247V147H248V144H249V145H252L251 143H253V145L255 144V139H254V137H255L254 135H255V134H254V133H257V132H255V131L257 130L258 127H256V128L254 127V128H255V131H253V132H254V133H253L254 135H252V133H251V132L249 133V131H248L249 129H250V131H251V129L253 128V127H251L252 124H251V125L249 124L250 126H248V127H247V125H248V123L253 122V120L256 118V116L253 115V116L255 117L254 119H253V117L251 116V118H252L253 120L250 118L251 121H250V122L248 121V123H247L246 120H250V119H247V118L250 117V115H251V114H249L250 112H249V113L247 112V114H249V115H247V117H246V115H245V118H246L245 121H246V122H245V121H242V122H245V123H246V124L243 123L244 126L246 125V127H244V126L242 125V123H240V124L238 125V127H239V128L243 127V128H241V129L236 128V125L238 124V121H239L240 119H241V120H242V119L244 120V118H243L244 115H243L242 113H240V112H243V113L245 112L244 114H246V111H250V109L248 108L249 110H247V108H245V109H246V111H245V109L243 110V108H244L245 106H242V107H243V108H242V111L240 110V112H238V111H239L238 109H239L240 107L237 109L238 111L234 108V107H238L237 104H234V103H233V104H230V103H228L229 101L227 102L225 99L222 100L221 98H219V97H222V96H220V95H223L224 90H223V92H221L220 89H219L220 91L217 90V92L219 91V93L221 92L222 94H219L218 98L215 97V98H217V101L219 100V101H218L219 103L217 104V101H216V104H215L214 106L210 107V108L214 111V114L212 113L213 115H212V114L209 115V118H204L205 116H204V117L201 116L200 108L197 109V108H195V107L192 106V108H193V112H192V113H190V112H188V111L186 112L185 110H182L183 108L185 109V106H184V105H179L178 102H177V103H174L175 101H174V102L172 101L173 103H171V105H168V104H167L168 101H166L167 103H166V102L159 103L160 106H159V104H158V106H157V105H154V104H148V103H146L144 106H142V103H141V102H138V98H134V97H132L133 100L129 99V101H127L128 99L126 98V99H127V100H126L127 103H126L124 97H123V99H122V98L119 96L121 99H120V100L117 99V98H118V93H120V92H118L117 90L115 91V88H116L117 86H116V87L114 86L115 88L113 89V86L110 85V84H108L109 81H112L113 78L115 79L116 76H120V78L117 77V78H118V80H117V85H120V86H122L123 84L126 85V81H127V80H128V81H132V80H131V79H132V78H131V77H132L131 75H133V72H134L135 70H137L139 67L141 68V66H142V67L144 68V66H145V64H143L144 66H143V65H141V66L139 65V67H138V66H135L133 63H131L132 66H135V67H132L134 71H133V70H130V71H129V69H131V66H129L128 69H126V68H127L126 66H128V65L130 64V61L132 62V60L134 61V59L136 58V59H135V62H137L136 65H138V63H141L142 60H143V59H140V58H142V57H140V56H144V59H145L146 56L156 57V56H154L156 53H152V52L150 53V50H149V51H145V50H143V49H142V50H139V49H141V48H145L146 50H148V49H149L148 47H151V46L154 45L155 43H158V44H159V42H157V40H158L157 37L163 39V37L167 38V35H168V34H169L170 36L173 35L172 38H171L170 36H168L167 39L170 38V41L167 40V39H165V38H164V39H165L166 41L163 39L166 43H165V42L162 43L161 41H163V40H160V42L164 45V48H165V46H167L166 44H170L171 40H172V42L175 41V43L177 44L176 47H172V48H177V46H178L179 49L177 48V49H174V50H173V49L171 48V46H170V49H169L168 52L164 51V53L166 52L167 54H166V55L164 54L163 57H166L167 55H169V57L172 58V59H170L168 56L166 57V59L168 58V59H170L171 62H172V60L175 58L174 55H175V56L177 55V52H178L177 50L180 51V47L182 48V46H184V43H185L186 41L188 42L187 39H186V41H185V37H181V36H185L184 32L180 33V32H181L180 30L177 31V29L179 28V27L177 26L178 24L176 25L177 21H176V23H175V21H172L173 24H172V23H171V24H172V26L174 27L173 29L171 28L172 26H171L170 24H169V25H170V29H165V30H164V28H166L165 26H164L163 29H162V26H159V27L163 30V32H166L167 30H168V31L171 30V31H169V32H171V33L166 32L167 34H166V33L164 34V33L161 32V31H157L159 28H158V27L155 28V27H156L155 22H150V23H153V24H152V27L149 28V30L152 29V28L154 27V28L152 29V31H153L155 34H154L153 32H151V34H149V32L147 33L146 30H143V29H145L144 26H143V29H141L140 32H141V33L143 32L142 35H144V36H143V38L140 37V39H138L139 36H141V35H140V33L138 32L139 29H137L136 22H137V18L141 19V16H143V15H141L142 12H140V13H141V14H140L137 10H140V8H142V7L145 8V7L147 6L148 0H143V1H142V0H139V1H138V0H136V1H135V0H130V1H129V0H120V1H118V0H117L119 3H122V2H123L122 4H123L124 6L126 5L124 8L129 7L128 4H132V8H133V6H134V7L136 8L135 11L138 12V15H136V16L133 15V16L131 17L132 19H131V18H127L128 21H127V20H126V21H125V20L123 21V19L121 18V19H122V22H124L125 24L127 23V25H126V27H125V29H124L125 32L127 31V26H128V28H129V26H131V25L133 26V25H134V26H135V29L137 30V33L139 34V36L136 35L135 32H130V33H135L134 35L138 36V38H137L136 36H134V35L132 36L131 34H130V35L128 34L129 37H128V36L125 37L127 34H126V35H125V34H121L123 31H122L121 33H119L120 31H118V33H119L120 35H123L122 37L125 38L126 41H129L128 38H129L130 41H131V42H130V41H129V42H126V41H124L125 39H124L123 41L121 40V39H123V38H122V37L120 38V35H119V36H118V35L116 36V35L113 33L114 36H116V37H113L114 39L117 38V37H119V39H120V41H121V42L118 41V42L121 44L120 46H119V43H118V44H117V42L115 43V41H114L113 38H112V39L110 38V37H111V35H110L111 33H109V32H111V31H109V32L107 31L108 33L105 32L107 29H108V30H111V26H108V24H109V25H113V23L116 22L115 19L113 18V20H114V22H113V21H109L110 18H108L109 20H107V19L105 18V22H104L103 24H104V26L107 27V28H106L105 31H101V30H99V29L101 28L100 25L102 24V23H101V22H102L101 20L103 19V17H100V15L102 16V14H103L104 12L102 11L101 13H98V12L95 13L94 11H95V10L97 11V9L99 8L98 11L100 12V11L103 10V9L105 10V8H106V9H109L110 7L112 8V7L115 6V4H117V6L114 7V8H112L111 10L114 9V11H116V10L120 9V10H118V11H122V10H123V11L128 12L127 9L129 10L130 7L127 8V9H123V8H122L123 6H120V4L117 3V2H115V0H105L106 2H105V1L103 2V1H101V0H84L83 2H81L82 0H76V1H75V0H73V1L70 0V1H69L70 3L68 2V0H66V1L61 0V1H64V2H65V3L63 2L64 5H63V3H62L61 1L59 2V0H58V1H56V0H51V1H50V0H46L47 2H45L44 0H40V1H39V0H34ZM36 1H39L40 3H39V2L37 3ZM52 1H54V2L51 3ZM74 1H75V3H74ZM108 1H110L111 3H113V1H114V6H112L113 4H110L111 6L108 5V6L105 7L104 5H105L106 3L109 4ZM121 1H122V2H121ZM137 1H138V2H137ZM146 1H147V3H146ZM154 1H155L156 3L158 2V3H157V7H159V8L162 7V5L159 6L160 3H162V1H161V2H160L159 0H157V1L154 0ZM165 1H166V0H165ZM165 1H164V2H165ZM168 1H169V0H167V2H168ZM177 1H178V0H177ZM177 1H175V2H177ZM184 1H186V2H185L186 5H185L184 3H182V4H183V7H180V9H182V10H181L182 12L184 11V8H188L187 2L189 3V2H191L192 0H188V1H187V0H184ZM200 1H201V0H200ZM211 1L213 2V0H211ZM216 1L218 2V4H219V2H221V1L223 2V5H224V6H223L222 4H220V5H219V8H220V9H222V7H225V9L227 8L226 10H227V12H228L229 15L226 14V15H227V16L225 15L226 17H229V16L231 15L232 17H237V20H238V21L242 18V20H240L239 23H240V22H241V23L243 22V25L240 24V26L242 27L243 32H244L245 34H247V36H248V35H249V36H250V35L252 36V34L254 33V31H256V30H261V31H263L262 29H264V6H261V7H260V6H256V3L258 4L259 1H263V0H221V1H220V0H215L214 3H216ZM0 2H1V1H0ZM44 2H45V3H44ZM56 2H59V4L62 5V7H63V11L60 10L62 7H61V8L58 7V3H57V5L55 4ZM71 2H72V4H71ZM78 2H81V3L79 4ZM102 2L105 3V4H102V5L105 7V8H103V9L100 8ZM133 2H136L137 4H136V3L134 4ZM139 2H140V3H139ZM141 2H143V3H141ZM150 2H151V3H148V6H151V4H152L153 1H150ZM159 2H160V3H159ZM175 2H174V3H175ZM193 2L195 3V1H193ZM193 2H191V3H193ZM201 2H203V3L205 2L204 5H206V3L208 2V0H206V1L203 0V1H201ZM201 2H200V3H201ZM209 2H210V1H209ZM222 2H221V3H222ZM42 3H43V4H42ZM47 3H48V4H47ZM83 3H84V5H85V7L88 8V9H87L88 12H87L86 10H85V11L82 10V9L84 8V7H83ZM124 3H126V4H124ZM144 3H145V4H144ZM180 3H181V1H180ZM203 3H202V5H199L200 8L203 7ZM36 4H37V5H36ZM45 4H46V6H47V5H49V6L46 7ZM65 4H68V5L72 8V9H71V8L69 7V9L71 10V12L68 13L67 17H66V14H67V12H69L70 10L67 9V8H68V5L66 6ZM74 4H75V5H74ZM81 4H82V5H81ZM107 4H106V5H107ZM138 4H140V5L138 6L139 8L136 7ZM142 4H143L144 6H143ZM162 4H163V3H162ZM41 5H42L43 7H42ZM61 5H60V6H61ZM71 5H72V6H71ZM152 5L155 6V3L153 2ZM173 5H174V4H173ZM180 5H181V4H180ZM213 5H214V4H213ZM213 5L209 4L208 6H210L209 8H213V7H212ZM221 5H222V6H221ZM38 6H39V7L41 6V7L39 8ZM50 6H53V7L56 6L57 8H53V7H50ZM75 6H76V7H75ZM109 6H110V7H109ZM118 6H120L122 9H121V8H118ZM141 6H142V7H141ZM148 6L146 7V9L149 8ZM167 6H168V5H167ZM169 6H170V5H169ZM181 6H182V5H181ZM197 6H198V5H196V7H197ZM214 6L218 7L217 3H216V5H214ZM220 6H221V7H220ZM255 6H256V7H255ZM16 7H17V9H18V8L23 9L22 11H24L25 13L27 12L26 15H28V17L30 16V17H29V18H30L29 20H31V19H32V20L36 19V22H37V23L34 24L35 20L33 21V24H32V23L30 24L29 21H28L29 23H28V22L25 23V21H27L26 19H27L28 17L26 16L27 18L25 19L24 14L21 13V10H20V13H19V11L15 9ZM33 7H35L37 10H36L35 8H33ZM44 7H45V8H44ZM65 7H66L67 12H66V10H65ZM73 7H75V9L77 10V13H76V10H75ZM77 7H79V9H77ZM80 7H81V8H80ZM157 7H155V8L158 10ZM178 7H179V6H178ZM46 8H47V10H46ZM58 8H60V9H58ZM116 8H118V9H116ZM144 8H142L141 10H144ZM151 8H153V7H150V12L152 11ZM155 8H154V9H155ZM163 8H164V9H169L168 11H171V12H172V13L170 12L171 15L177 12V11H175V10H176L175 7H174L175 9H173V7H172L171 9H170V7H169V8L163 7ZM163 8H161V9L158 10L157 12H161V11H163V10H162ZM200 8H199V9H200ZM205 8H206V7H205ZM205 8H203V10H204ZM14 9H15V10H14ZM41 9H42V10H41ZM55 9H58V10H55ZM73 9H74L75 11H73ZM100 9H101V10H100ZM146 9H145V10H146ZM156 9H155V10H156ZM178 9H179V8H178ZM178 9H177V10H178ZM197 9H198V8H197ZM220 9L217 10V11H213V12H216V13H217L218 11H220ZM52 10H53V12H55V13H53ZM59 10H60L61 12H60ZM68 10H69V11H68ZM78 10H79L80 12H78ZM111 10L109 9V10L106 11V12H107V13H110ZM130 10H131V9H130ZM130 10H129V12H130ZM203 10H202V12L204 13L205 10H204V11H203ZM206 10H207V9H206ZM213 10H215V8H213ZM16 11H17L18 14L15 13ZM32 11H33V12H32ZM37 11H38L39 13H38ZM42 11H44L45 13H43ZM46 11H47V12H46ZM92 11H93V13H92ZM114 11H111V13H113ZM165 11H167V10H165ZM168 11H167V12H163L164 14L167 13V16L165 15L167 18L165 17V18H166V19H165V18L163 17L166 21H167L168 18H170V17H168V16H169V15H168V13H169ZM173 11H174V13H173ZM181 11H179L178 13H180ZM200 11H201V9H200ZM29 12H30V13H29ZM41 12H42V13H41ZM57 12H58V14H57ZM64 12H66V13H64ZM72 12H74V13L72 14ZM86 12H87V14H86ZM150 12H148V13H150ZM154 12H156V11H154ZM154 12H152V13H153L154 15H156ZM213 12H211V13H213ZM222 12H223V11H221V13L218 12V14H219V15H222V14L224 13V12H223V13H222ZM49 13H50V14H49ZM52 13H53V14H52ZM59 13H60V14H59ZM61 13H64L63 15H64V17H65L66 19L63 17V15L61 16ZM81 13H83V14H81ZM116 13L118 14L117 11H116ZM116 13L114 12V15H115ZM122 13H123L122 15H124V12H122ZM130 13H135V12H134V10L132 9V12H130ZM143 13H145V12H143ZM148 13H145V14H148ZM152 13H151V14H152ZM183 13H184V12H183ZM15 14H17V16H15ZM30 14H31V15H30ZM43 14H44L45 16H43ZM55 14H56V15H55ZM80 14H81V15H80ZM85 14H86L87 16H86ZM98 14H99V15H98ZM119 14H121V12H120ZM125 14H126V13H125ZM153 14H152V15H153ZM164 14H163V15L161 14V15L164 16ZM181 14H182V13H181ZM213 14H215V13H213ZM19 15H20V16H19ZM34 15H35L36 18L34 17ZM36 15H37V16H36ZM38 15H39V16H38ZM46 15H47V16H46ZM48 15H49V16H48ZM50 15H51V16H50ZM57 15H60L61 19L58 18ZM74 15H75V16H74ZM82 15H83V16H82ZM112 15H113V14H112ZM112 15H110L111 18L113 17ZM152 15H151V16H152ZM157 15H158V16H157ZM157 15H156V17H155V16H152L151 19H152L153 17H155L156 19H158V18L161 19V18H162V16H160V13H157ZM178 15H179V14H178ZM178 15H177V18L180 17V15H179V17H178ZM54 16L57 17L58 19H55ZM105 16H107V15H105ZM120 16H121V15H120ZM134 16H135V17H134ZM137 16H138V17H137ZM173 16L175 17V14H174ZM20 17H21V19H20ZM31 17H32V18H31ZM33 17H34V18H33ZM39 17H40L41 20H39ZM49 17H50V20H49ZM51 17H52V18H51ZM69 17H71V18H69ZM74 17H75V18H74ZM76 17H77V18H76ZM82 17H83V18H82ZM84 17H87V18H84ZM91 17H92V19H91ZM93 17H94V20H93ZM95 17H99L100 20H96V21H95ZM144 17H147V16H144ZM174 17H173V19H174ZM181 17H182V15H181ZM223 17H224V16H223ZM232 17H229L230 19L228 18V19L230 20L229 22L232 21V19H231ZM240 17H241V18H240ZM10 18H9L8 20H10ZM43 18H44V19H43ZM67 18H68V19H67ZM80 18H81V19H80ZM99 18H98V19H99ZM101 18H102V19H101ZM123 18H124V19L126 18L125 15H124ZM135 18H136V19H135ZM171 18H172V17H171ZM171 18H170V19H171ZM175 18H176V17H175ZM220 18H221V17L219 16V19H220ZM70 19H71V20H70ZM73 19H75V20L73 21ZM78 19H79V20H78ZM130 19H131V20H130ZM133 19H134L135 22L132 21ZM139 19H138V20H139ZM147 19H148V18H147ZM159 19H158V20H159ZM217 19H218V17H217ZM226 19H227V18H226ZM20 20H21V21H20ZM46 20H47V21H46ZM48 20H49V21H48ZM51 20H53V21H51ZM67 20H68V22H67ZM81 20H82V21H81ZM83 20H86V22L83 21ZM91 20H92V22H91ZM119 20H120V18H119ZM152 20H153V19H152ZM154 20H155V19H154ZM165 20H164V22H165ZM176 20H177V19H176ZM40 21H41V22H40ZM42 21H44V22H42ZM45 21H46V23H45ZM54 21H55V22L57 21V23L60 22V24H58V25L56 24L57 26L52 24V27H50L51 24H50L49 22L54 23ZM65 21H66V22H65ZM69 21H70V22H69ZM76 21H77V22H76ZM94 21H95V22H94ZM98 21H100V23H98ZM108 21H109V22H108ZM131 21H132V22H131ZM139 21H140V20H139ZM227 21H228V20H227ZM5 22H6V21H5ZM14 22H16V23L18 22L17 25H16V23L14 24ZM22 22H23V23H22ZM72 22H74V23L72 24ZM80 22H81V23L83 22L84 24H83V23L81 24ZM89 22L94 23V25L91 26V24H89ZM129 22L131 23V25H128ZM142 22H144V21H143V17H142V19H141V24H142ZM145 22L148 23V20L145 21ZM145 22H144V23H145ZM156 22H157V21H156ZM158 22H159V21H158ZM182 22H183V21H182ZM234 22H235V21H234ZM19 23H20V24H19ZM40 23H43V25H42V24L39 25ZM65 23H68V24L65 25ZM75 23H76V24H75ZM105 23H106V24H105ZM118 23H119V21H117V22L113 25V26H115V25L117 24V26H116L117 28L115 27L116 30H117L118 28H120V27H121V28H122V27L124 28V25H121V26H120V25H118ZM124 23H123V24H124ZM133 23H134V24H133ZM138 23L140 24V22H137V24H138ZM218 23H220V22H218ZM46 24H47V25H46ZM49 24H50V25H49ZM69 24H70V25H73V26H71V27L69 26V27H68ZM99 24H100V25H99ZM120 24H122L121 21H120ZM154 24H155V25H154ZM165 24H166V22H165ZM179 24H180V23H179ZM187 24H188V22H187ZM230 24H231V23H230ZM5 25H6V23H5ZM19 25H21V26H19ZM22 25H23V27H22ZM34 25H35V26H34ZM44 25H45V27H44ZM59 25H60V26H59ZM74 25H75V27H74ZM80 25H81V26H80ZM98 25H99L100 28L96 30V27H97ZM147 25L150 26L151 24H147ZM147 25H146V26H147ZM153 25H154V26H153ZM166 25H167V24H166ZM169 25L167 26V28H169ZM174 25H176V27H175ZM183 25H184V24H183ZM183 25H182V26H183ZM189 25H190V27H191V24H189ZM28 26H29V27H28ZM30 26H31V27H30ZM58 26H59V27H58ZM62 26H63V27H62ZM113 26H112V29L114 30L115 28H114ZM134 26H133V27H134ZM140 26H141V25H140ZM7 27H9V26H7ZM32 27H34V29H33ZM138 27H139V25H138ZM28 28H29L30 30L32 29V30H31L32 32H31ZM42 28H41V29H42ZM121 28L118 29V30H121ZM139 28H141V27H139ZM194 28H195V27H194ZM214 28H215V27H214ZM20 29H19V30H20ZM44 29H42V31H43ZM63 29H62V32H63ZM70 29H69V31H70ZM133 29H134V28H133ZM133 29H131V30L133 31ZM154 29L156 30V32H155ZM184 29H185V28H184ZM195 29H196V28H195ZM14 30H15V32H17V33H18V31H19V30L17 31V29H13V27H12V30H11V31H13V32L10 33L11 36H10V35H9V36H10L11 38L8 39L7 43H11V41L15 39L14 37H12V36H16V35H14V34H17V33L14 32ZM27 30H28V32H26ZM45 30H44L43 32H45ZM103 30H104V27H103ZM116 30H115V31H116ZM136 30H135V31H136ZM142 30H143V31H142ZM185 30H186V29H185ZM185 30H184V31H185ZM21 31H19V32H20V33H23V31H22V32H21ZM38 31H40V32H38ZM51 31H52V30H51ZM128 31H130V30L128 29ZM150 31H151V30H150ZM174 31H175V32H174ZM197 31H198V30H197ZM8 32H9V31H8ZM52 32H53V31H52ZM99 32H100V33H99ZM192 32H193V30H192ZM31 33H32V34H31ZM38 33H41L42 35H40V34H38ZM45 33H46V32H45ZM56 33H58V32H56ZM69 33H70V34H69ZM97 33H98L99 35H101L100 38H99V36H98ZM104 33H105V35H106L107 37L109 36V37H108V41H109V39H111V42H114V46H113V43H112V44H108V43H111V42H106V41H107L106 39H105V41H104V39H103V37H102ZM106 33H107V34H106ZM126 33H127V32H126ZM162 33H163L164 35H166V36H163V35H162L163 37H161V34H162ZM173 33H176L175 36H174ZM46 34H47V33H46ZM48 34H50V33H48ZM51 34H52V33H51ZM54 34H55V33H54ZM64 34H65L66 36L68 35V36H70V37H66ZM81 34H84L85 36H84V35H81ZM93 34H97V35L94 36ZM108 34H109V35H108ZM153 34H154V35H153ZM158 34H160V36H157ZM171 34H172V35H171ZM180 34H181V35H180ZM183 34H184V35H183ZM263 34H264V32H263ZM21 35H22V34H20V36H21ZM28 35H29V34H28ZM55 35H56V34H55ZM71 35H72V36H71ZM105 35H104V36H105ZM178 35L180 36L179 38H178ZM197 35H198V34H197ZM197 35L195 34L196 37H197ZM199 35H200V34H199ZM9 36H8V37H9ZM49 36H50V35H49ZM51 36H52V35H51ZM56 36H57V35H56ZM76 36H77V37H76ZM87 36L90 37V38H88L89 40H91V39L93 38L95 42H94L93 39H92V41H91L92 43H89L90 41H87ZM92 36H94V37H92ZM149 36H151V37H149ZM152 36H153L154 38H153ZM176 36H177V37H176ZM251 36H250V37H251ZM6 37H7V36H6ZM6 37H5V38H6ZM18 37H19V36H18ZM63 37H64V39H63ZM71 37H72L73 39H72ZM75 37H76V38H75ZM84 37H85V38H84ZM132 37H133V38H132ZM198 37H200V36H198ZM30 38H31L32 40H31ZM44 38H45V41L47 40L49 43H48V42H45V41H44ZM57 38H58V37H57ZM68 38H70V40H69ZM95 38H96V39H95ZM97 38H98V41H97ZM101 38H102V39H101ZM141 38L143 39V41H142ZM186 38H187V36H186ZM189 38H190V37H189ZM11 39H12V40H11ZM60 39H61V40H60ZM67 39H68V41H69L70 43H69V42H68V43H65V42H67ZM75 39H76V40H75ZM100 39H101V40H100ZM119 39H117V40H119ZM135 39H137V40L135 41ZM156 39H157V40H156ZM177 39H178V40L180 39V41H181L182 39H184L183 41H185V42H183V41L180 42V43L183 42V45L181 44L182 46H181L180 44H178L179 42L176 41ZM4 40H5V39H4ZM50 40H51L52 42H51ZM71 40H72V42H71ZM74 40H75V41H74ZM112 40H113V41H112ZM132 40H133V41H132ZM139 40H140V41H139ZM191 40H192V39H191ZM191 40H189V43L186 42L189 46L193 44V43H191ZM200 40H201V39H200ZM200 40H199V41H200ZM249 40H250V39H249ZM253 40H254V37H253ZM253 40H250V42L254 43ZM263 40H264V39H263ZM77 41H78V43H77ZM81 41H83L82 44H81ZM102 41H103V42H102ZM141 41H142V42H141ZM144 41H145V42L147 41V42H146L147 44H146V43H145V44H146V45H149V46L144 45L145 47H143V44H141V43H143ZM158 41H159V40H158ZM167 41H169V42H167ZM3 42H4V41H2L1 44H3ZM14 42L16 43L15 40L13 41V43H14ZM42 42H44L45 45H42V44H43ZM85 42H86L87 44H86ZM105 42H106V43H105ZM123 42H126V44H125V43L123 44ZM136 42H138V44H137ZM139 42H141V43H139ZM250 42H247V43L249 44ZM255 42H256V40H255ZM262 42H263V41H262ZM7 43H6L5 45H4V44H3V45H4L5 47L8 48V46H9L10 44H7ZM31 43H32V42H31ZM31 43H30V44H31ZM88 43H89V44H88ZM127 43H129V44H127ZM131 43H132V44L135 43V44L132 45ZM148 43H149V44H148ZM161 43H160V44H161ZM164 43H165V44H164ZM186 43H185V44H186ZM62 44H64V45H62ZM91 44L95 45L96 48H94V47L92 46V49H91V47H90ZM101 44H102V45H103V44H106L107 47L111 48V50H110V49L108 50V54L113 52L112 55H116V57H114V61H116V59H117V65L119 64V66H120L121 68H123L122 70H121L120 68H116V66L114 67L115 64L112 62V61H113V60H112L113 57H112V58L110 57V56H112V55L109 56L108 54H106V56H107L108 58H107L106 56L104 57L105 54H102L103 52L98 48V46H99V47H102ZM136 44H137V45H136ZM158 44H157V46H158ZM160 44H159V49H160V48L162 49L163 45L161 44L162 46L160 47ZM172 44H174V43H172ZM205 44H206V43H205ZM248 44H247V45H248ZM250 44H251V43H250ZM263 44H264V42H263ZM27 45H28V46H27ZM33 45H34V44H33ZM41 45H42V46H41ZM52 45H53V44H52ZM52 45H51V46H52ZM59 45H60L61 47H60ZM75 45H77V46L75 47ZM85 45H86V46H85ZM109 45H110V46H109ZM111 45H112V47H111ZM115 45H116V46H115ZM125 45H128V47H127L128 50L125 49V48H126ZM134 45H135V46H134ZM179 45H180V46H179ZM188 45H187V46H188ZM199 45H200V43H199ZM202 45H203V44H202ZM254 45H255V47H257L259 44H258V45H257V44H253L252 46H254ZM13 46H14V45H13ZM35 46H36V45H34V48H35ZM51 46H50V48H52ZM54 46H56V45L54 44ZM65 46H66L67 48H62V47H65ZM122 46H123V48H122ZM174 46H175V45H174ZM192 46H193V45H192ZM192 46H190V47H192ZM196 46H197V43H196ZM203 46L205 47V45H203ZM203 46H202V47H203ZM206 46H208V45H206ZM248 46H249V45H248ZM248 46H246V47H248ZM252 46H251V47H252ZM262 46H263V45H262ZM84 47H85V48H84ZM88 47H89V49H88ZM104 47H105V45H104L102 48H104ZM107 47L104 48V49H107ZM113 47H114V49L117 50V51H115L114 49H112ZM131 47H132L133 49H132ZM140 47H141V48H140ZM185 47H186V45H185ZM185 47H183V49H188L187 51H189V53H188L187 51H184V50H183V52H187V54H190V53L192 52L193 55L197 54L196 52H198V54L195 55V57H196V56L199 57L198 55H201V57H202L203 53L199 54L201 51H200V52H199V51H196L195 54H194V52H193V51H194L193 48H189V47H186V48H185ZM220 47H222V46H220ZM235 47H236V46H235ZM3 48H4V47H3ZM44 48H43V51L41 52V53H42L41 55H40L39 53L37 54L38 51H37V52L35 51L33 57L37 58V56L40 55V56H38V60H37V62H36V61H33V60H35V59L32 58L31 56H30V59H29L30 61L27 60V61H29V63H30L31 61H32V63H33V62L37 63V64H34V63H33L32 65H30V64H29V65L32 66L31 68H33V67L36 65V67L40 69V73H39V70L37 71V70H36L37 68L34 67L35 70L33 69V70H34V71H32V72L34 73V74H33V73L31 72V70H30V69H31L30 66H29V65H26L27 67L29 66V68H30V69L28 68L29 71H28V74H27L26 76H28L30 73H31L30 75L33 74L36 78L33 77V75H32V76L29 75L28 78L30 79V78L32 77L33 82L35 83L37 80L39 81V79H37V78H42V77H43V74H44V77H45V75H47L49 78L46 77L47 79H45V78L43 77V78L45 79V80H43V82H44L43 84H45V83H46L45 81L47 80V84H46V86H48V88H47V90H46V93L48 92V89H51L52 86H53V90L51 89L50 91H52L51 93H54V94H51L52 96H54V98L49 94L50 96H48V99H50L51 101H53L54 103H53V102H52V103H53L54 105L56 104V105L58 106V104H59V106H60V103H57V102H59V101H60V102H64V101L66 100V98L64 97V94L66 93L67 95H68V94L70 95V93H67V92H68V91L70 92V91H71L70 89H72V88L75 87V85H73L74 87L71 86V88H70V85H69V84H70V82H71L72 79H76V75H73V74H72V76H71V80H70V77H69L68 79H66V77H67L66 75H63L65 78H64V77H60V79H59V76H61V74L64 73V72H62V71H63L62 69H64V67H65V66H64L63 68H61V65L59 66V64H60L59 61L63 60V61L65 62V60H66L65 58L67 57V55L65 54L66 57L63 58V57H64V55H63L64 51L61 52L62 50L59 51V50L55 47V48L57 49V51H59V52L62 53L61 56H62L63 59H61V58H60L61 56L58 57V56H59V52H55L56 49L52 48L53 51L55 52V53H53V51H51L50 48L48 49L47 46H46V49H48V50H50V51L45 50ZM117 48H118V49H117ZM129 48H130V49H129ZM134 48H136V49H134ZM151 48H155V47L152 46ZM166 48H168V46H167ZM68 49H69V50H68ZM120 49H121V50H120ZM123 49H124V50H123ZM171 49H172L173 52L176 50V52H174V53H176V54L173 53V54L171 55V56H173V57L170 56V54L172 53ZM190 49H192L193 51L191 50V52H190ZM197 49H198V48H197ZM197 49H196V50H197ZM201 49H202V48H201ZM247 49H249V48H247ZM1 50H2V49H1ZM3 50H5V49H3ZM71 50H72V49H71ZM99 50H100V51H99ZM122 50H123V51H122ZM125 50H126V51H125ZM133 50H134V51H133ZM138 50H139V51H138ZM181 50H182V49H181ZM207 50H208V49H207ZM210 50L212 51V47H211ZM214 50H215V49H213V54H216V53L214 52ZM233 50H235V49L233 48ZM249 50H250V49H249ZM7 51H9V50L7 49L6 52H7ZM94 51H95V53H94ZM105 51H106V50H105ZM109 51H110V52H109ZM111 51H112V52H111ZM131 51H133V53H134L135 55H134ZM140 51H141V53H142V51H143V53H145V54H147L148 52H149V53H148V55H146V56H145V54H143V53H142V55H138V54H136V52L139 53ZM152 51H153V50H152ZM203 51L205 52V50H203ZM221 51H222V50H220V52H221ZM247 51H248V50H245V52H247ZM251 51H253V50L251 49ZM9 52H10V51H9ZM28 52H30V51L27 50V53H28ZM43 52L45 53V55H43V54H44ZM80 52H81V53H80ZM98 52H100V53L98 54ZM118 52H119L121 55H120ZM121 52H122V53H121ZM123 52H124V53L126 52V53L124 54ZM129 52H130V53H129ZM146 52H147V53H146ZM208 52H209V51H208ZM216 52H217L218 54L220 53V52H218V51H216ZM248 52H249V51H248ZM7 53H8V52H7ZM46 53H47V54H46ZM48 53H49V54H48ZM50 53H53L54 55L56 54L55 56H57V59L60 58V60L56 61V60H57L56 57H52V56H50ZM61 53H60V54H61ZM117 53H118V54H117ZM168 53H169V54H168ZM178 53H179V52H178ZM180 53H181V54H180L181 60H185V59H183V56H184L183 53H182L181 51H180ZM206 53H207V52H205V54H206ZM221 53H222V52H221ZM8 54H9V53H8ZM57 54H58V55H57ZM122 54H123V55H122ZM139 54H140V53H139ZM151 54H152V55L154 54V55L152 56ZM211 54H212V53H211ZM213 54H212V55H213ZM218 54H217V55H218ZM29 55H30V54H29ZM35 55H37V56H35ZM48 55H49V56H48ZM51 55H52V54H51ZM54 55H53V56H54ZM85 55H86V54H85ZM100 55H101V56H100ZM126 55H127V56H126ZM178 55H179V54H178ZM190 55H191V54H190ZM193 55H192V56H193ZM219 55H220V54H219ZM248 55H250V56L252 55V56H253L252 53H249V54L246 53L245 56L247 57ZM45 56H47L46 58H48V57H49V58L46 59ZM117 56H120V57L117 58ZM129 56H130V57H129ZM133 56H134V58H133ZM157 56H159V55L157 54ZM161 56H162V55H161ZM207 56H209V55H207ZM215 56H216V55H215ZM250 56H249V57H250ZM252 56H251V57H252ZM263 56H264V54H263ZM13 57H15V56H13ZM81 57L83 58L84 62H83V60L81 61V59H82ZM102 57H103L104 59H102ZM109 57H110L111 60H110L109 62H107L108 60H106V59H109ZM128 57L131 58V59H129ZM163 57H161L162 59H161L160 57L158 58V59H159L158 62H160V61L162 60V61L160 62L159 67H160L161 69H162V68H163V69H167V68L171 67L170 64L173 65L174 60H173V62L171 63L170 60H166V59L163 58ZM176 57H177V56H176ZM180 57H179L178 59H180ZM212 57H214V55H213ZM253 57H255V56H253ZM19 58H21V57H19ZM26 58H27V57H26ZM26 58L23 57V59H24L25 62H27V61L25 60ZM51 58H52L53 60H52ZM71 58H72V57H71ZM80 58H81V59H80ZM86 58L88 59L87 61H88L89 63H87V61L85 60ZM119 58H121L123 61H122L121 59H119ZM125 58H126V59H125ZM132 58H133V59H132ZM192 58H193V57H192ZM199 58H200V57H199ZM214 58H215V57H214ZM216 58H217V56H216ZM224 58H225V60L223 59V61L226 62L227 58H226V57H224ZM259 58H260V57H259ZM262 58H263V59L260 60V61H261V63L264 64V57H262ZM15 59H17V58H15ZM15 59H14V61H15ZM31 59H32V60H31ZM49 59L52 60V61H51L52 63L50 62ZM101 59H102V60H101ZM137 59H139V61H138ZM147 59H148V60H147ZM147 59L145 60V62L148 61L149 63H148L145 67H148V66L150 67V63H153V62H155V64H156L155 66H157V64H158V62L156 61L157 57H156L155 61H153L154 59L149 58V57H148ZM186 59H188V58H186ZM189 59H190V58H189ZM193 59H194V58H193ZM201 59H202V58H201ZM217 59H218V58H217ZM245 59H246V58H245ZM250 59H251V58H250ZM20 60H21V59H20ZM54 60H55L56 63L53 65V61H54ZM97 60H98V61H97ZM100 60H101L103 63L100 62ZM119 60H120V61H119ZM126 60H127V61H126ZM140 60H141V61H140ZM149 60H150V61H149ZM163 60H164L165 62L167 61L166 64L170 63V64H169V67H167V66H165L164 64H162ZM181 60H178V62L180 61V63H181ZM228 60H229V58H228ZM241 60H242V59H241ZM251 60H252V59H251ZM257 60H258V58H257ZM257 60H256V61H257ZM18 61H19V60H18ZM21 61H22V60H21ZM24 61H22V62H24ZM48 61H49V62H48ZM80 61H81V62H80ZM91 61H92V62H91ZM96 61H97V62H96ZM128 61H129V63H128ZM151 61H153V62H151ZM168 61H169V62H168ZM175 61L177 62V59H175ZM186 61H187V60H186ZM186 61H184L185 63H181V65L183 66V70H182L179 74L182 73V74H181L182 76L185 75V77H183L184 80H186V79H187L188 81L191 80V83H189V82H185V81H183V80L181 79V82H180V83L177 82L176 85H175V83H173V82L175 81V79H177V77H178L179 75H178L177 77L175 76V77H176V78H175V77L172 75V73H170V74L168 73V74H167L168 76H169V75H170V76L172 75V77H170V78H169L167 75L164 74V75H165V78H166V76H167V77L169 78V80H167V79H166V80H167V82H169V81H171V79L174 77L175 79L173 78V82H172V84L175 85V86H177V87H176L177 90H178V87L180 88V90H182V89H181L182 87H184L185 89L187 88V90H184V91H187V92H188V89H190V90L192 89L191 91L189 90V92H193V89H194V93L198 94V96H199V95H201V93H199V92L197 93V91H198L199 89H201V87H199V85L201 86V85H203V84H198L199 89H197L198 87H197V86H196L197 88L195 87V82L198 81V78H199L198 75H200V74H199V71H201V70H198L195 66H194V67H195L196 69H192V67H191L192 64L189 63V62H186ZM221 61H222V59H221ZM223 61H222V62H223ZM244 61L248 63L249 60H248V61L243 60L242 62L244 63ZM258 61H259V60H258ZM19 62H20V61H19ZM22 62H21V63H22ZM25 62H24V63H25ZM57 62H58V64H57ZM99 62H100V63H99ZM104 62H105V63H104ZM178 62H177V63H178ZM203 62H204V61H203ZM208 62H209V61H208ZM215 62H216V61H215ZM217 62H218V60H217ZM217 62H216V64H217ZM219 62H220V58H219ZM224 62H223V63H224ZM240 62H241V61H240ZM249 62H250V61H249ZM251 62H252V61H251ZM251 62H250V63H251ZM16 63H17V62H16ZM24 63H22L23 66H25ZM27 63H28V62H27ZM38 63H39V65H38ZM67 63H68V61H67ZM101 63H102V64H101ZM107 63H108V64H107ZM111 63H112V64H111ZM142 63H144V62H142ZM142 63H141V64H142ZM163 63H164V62H163ZM177 63H175V64H177ZM188 63H189L190 65H189ZM206 63H207V62H206ZM210 63H211V62H210ZM220 63H221V62H220ZM223 63L220 64V65H221V69H222V65H224V68H226V69H227V68H230V67H229L230 65L228 64V62H226L227 66L229 65L228 67H225V64H223ZM236 63L239 64L238 62H236ZM250 63H249V64H250ZM17 64H18V63H17ZM25 64H26V63H25ZM49 64H50V65H53V68H52L51 66H49ZM68 64H69V63H68ZM70 64H72V62H71ZM70 64H69V65H70ZM84 64H85V65H84ZM89 64H90V65H89ZM178 64H179V63H178ZM202 64H205V63H202ZM216 64L213 63V65H216ZM237 64H236V67H237ZM245 64H246V63H245ZM259 64H260V62H259ZM13 65H14V64H13ZM13 65H11V66H13ZM18 65H19V64H18ZM55 65H58V66H55ZM63 65H64V64H62V66H63ZM97 65H98V66H97ZM103 65H104V66H103ZM105 65H106L107 67H105ZM151 65H152V64H151ZM161 65H162V66L164 65L165 67H161ZM206 65H207V64H206ZM220 65H219V67H220ZM233 65H234V63H233ZM255 65H258V63L255 64ZM26 66H25V67H26ZM39 66H40V67H39ZM54 66H55V68H56V69L54 70V72H56V73H54V74H55V75L58 74L57 76H55V75H54V76L51 75V74H52L51 72L53 71L52 69H54ZM75 66H76V67H75ZM82 66H83V67H82ZM87 66H88V68H86ZM93 66H95V67H93ZM99 66H100L101 69H99ZM102 66L105 67V68H102ZM110 66H112V67H110ZM155 66H154V63H153V65H152L151 67H152V68H155ZM173 66H174V65H173ZM175 66H176V65H175ZM189 66H190L191 70H193V71H190V72H189V71H188V72L185 71V70H187V69L190 70V68H188ZM192 66H193V65H192ZM217 66H218V65H217ZM238 66H239V65H238ZM240 66H241V65H240ZM240 66H239V67H240ZM242 66H244V65H242ZM18 67H19V69L21 68L20 66H18ZM59 67H60L61 69H60ZM73 67H72V68H73ZM89 67H91V68H89ZM179 67H180V69L182 68L180 65H179ZM194 67H193V68H194ZM236 67L234 68L235 72L237 71V68H236ZM251 67H252V66H251ZM251 67H250V68H251ZM15 68H17V66H16ZM22 68H23V67H22ZM50 68H51V69H50ZM68 68H70V67H68ZM110 68L112 69V71H111ZM124 68H125L126 70H125ZM156 68H157V70H159V69H158V66H157ZM171 68H172V67H171ZM171 68H170V71H171ZM175 68H176V67H175ZM175 68H174V69H175ZM244 68H245V67H243V70L246 71L247 69L245 70ZM246 68H247V67H246ZM258 68H259V67H258ZM26 69H27V68H26ZM58 69H60V71H58L59 73L57 72ZM89 69H90V70H89ZM103 69H104L105 71H104ZM161 69H160V70H161ZM172 69H173V68H172ZM184 69H185V70H184ZM262 69H263V68H262ZM11 70H12V69H11ZM15 70H16V71H19L18 69H15ZM64 70H65V69H64ZM106 70H107V71L109 70L108 74L106 73ZM116 70H117V71H116ZM119 70H120V71H119ZM124 70H125V71H124ZM194 70H195V71H194ZM210 70H211V69H208L209 72H207V68H206V72H207V74L210 73V72H212V73L215 72V71H212V70L210 71ZM213 70H214V68H213ZM234 70H233V71H234ZM239 70L241 71V67H240ZM6 71H7V69H6ZM6 71H5V72H6ZM8 71H9V70H8ZM22 71H23V70H21V73H22ZM35 71H36V75H35ZM69 71H68V72H69ZM82 71H83V72H82ZM84 71H86V72H84ZM100 71H101L102 73H101ZM121 71H122V72H121ZM179 71H180V70H179ZM197 71H198V72H197ZM202 71H203V70H202ZM204 71H205V69H204ZM204 71H203V72H204ZM247 71H248V70H247ZM24 72H25V71H24ZM37 72H38V74H37ZM41 72H42V75H41ZM74 72H75V73H74ZM111 72H113V74H114L115 77L112 76L113 74H112ZM116 72H117V74H116ZM118 72H121V73H118ZM196 72L198 73V75L196 74ZM206 72H205V73H206ZM219 72H221V71H219ZM231 72H232V71H231ZM238 72H239V71H238ZM238 72H237V73H238ZM250 72H251V71H250ZM250 72H247V74H249ZM6 73L8 74V72H6ZM6 73H5L3 76H5ZM19 73H20V72H19ZM19 73H18V76H19V75L22 76L23 73H22V74H19ZM49 73H51L50 76H49ZM100 73H101L102 78H101V76H99ZM124 73H126V74L123 75ZM144 73H145V72H144ZM175 73H176V72H175ZM205 73H204V74H205ZM212 73H211V74H212ZM216 73H217V72H216ZM216 73H214L213 75H216ZM223 73H224V72H223ZM223 73H222V74L220 73V75L222 76V78H221V76L219 77V83H221L220 81H222V79H225L223 82L226 81V86H227V83H228V81H229V83H231V86L233 85L232 87H234V84H233L234 82H233V81L235 80V82H236V79H237V77L240 75V73H239L238 76H237V73H235V75H236L237 77L234 78V72H232L233 75H230V74H232V73H229V74H228V72H227V73L225 72V73H224L225 75H226V74L229 75V77H228V75H226V76L228 77L229 80H228L227 78H225V75H224ZM259 73H261V72H259ZM259 73H257V74H259ZM13 74H14L13 71H11V74H10V75L8 74L9 77H8L7 79L9 80V78H10V80H11V77H10V76L13 75ZM16 74H17V73H16ZM39 74H40V77H38ZM86 74H87V75H86ZM105 74H106V76H105ZM115 74H116V75H115ZM120 74H121L122 76H121ZM127 74L130 75V77H129ZM173 74H174V73H173ZM187 74H188V75H190V74H191V75H194V76H192L193 78H194L195 75H196L198 78L196 77V78H194V80H192L193 78L191 79V75H190V78H189V77L186 76ZM204 74L201 72V76H202V77H203ZM257 74H256V75H257ZM261 74H263V72H262ZM8 75H6V76H8ZM84 75L87 76V80L85 79L86 77H85ZM126 75H127V76H126ZM145 75H146V74H145ZM174 75H175V74H174ZM176 75H177V74H176ZM208 75H210V74H208ZM223 75H224V77H223ZM1 76H2V75H1ZM21 76H20V77H21ZM26 76L24 75V79H26V78H25ZM51 76H52V78L54 77V79L50 78ZM82 76H83V77H82ZM108 76H109V79H110V80L104 78V77H108ZM125 76H126V77H125ZM150 76H151V75H150ZM216 76H218V75H216ZM216 76H215V77H216ZM231 76L234 78V80H232V81H231V79H232ZM248 76H249V75H248ZM13 77H14V75H13ZM13 77H12V80H11V81L16 80V79H13ZM55 77H56V78L58 77V78H57L58 81H59V80L61 81V78H62V82H63L62 84H63V86H62V84H61V87H64L65 89L62 88L64 91H62V89H60V91H62V92H61V96H63V99L65 98L64 100H61L62 97H60V99H59L58 96H57V94H56V93H60V91H57V92L55 93V90L58 89L57 85L60 86V84L58 83V81L56 80ZM84 77H85V78H84ZM122 77H124V78H122ZM128 77H129V79H127ZM134 77H135V75H134ZM144 77H145V76H144ZM144 77H142V78H141V77H138V80H140V79H143V80H144V79H145ZM179 77H181V76H179ZM186 77H187V78H186ZM204 77H205V76H204ZM204 77H203V78H204ZM239 77H240V76H239ZM239 77H238L237 81H239ZM260 77H261V76H260ZM2 78L5 79L4 77H0V79H2ZM15 78H16V75H15ZM81 78H82V79H81ZM150 78H151V77H150ZM217 78H218V77H217ZM251 78H252V77H251ZM48 79H49L50 81H49ZM63 79H66L67 81H66V80L63 81ZM84 79H85L86 81H85ZM101 79H103V80H101ZM147 79H148V78L146 77V80H147ZM155 79H156V78H155ZM159 79H160V78H159ZM196 79H197V80H196ZM200 79H201V78H200ZM200 79H199L200 82L198 81L199 83H201V82L203 81L202 79H201V80H200ZM226 79H227L228 81H227ZM243 79L245 80V77H244ZM8 80L4 82L5 84H3V86H5L6 83L10 81V80H9V81H8ZM30 80H31V79H30ZM52 80H55V81L53 82ZM69 80H70V82H69ZM104 80H105L106 82H104ZM123 80H124V81H123ZM135 80H136V79H135ZM152 80H154V79L152 78ZM152 80H151V84L149 83L150 85L148 84V81L146 82V84H148L149 86L145 84V81H144V82H141V83L138 82V83H136V84H140V85L142 84V85L148 87V89H147L146 87L143 88L144 86L142 87V85H141V87H142L141 89H144V90L146 89V90H148L149 92H150L149 89H151V88L153 87L152 90L154 89V90H153L154 93H157V92H155V90H156V91H159V88H161V90L159 91V92H160V95H161V93H162V92H161L162 89H163V91H164V89L168 90V88H169L168 86H166V84H169V86H170V83H171V82H170V83H164V85H165L166 87H168V88H166L164 85L161 84V82H159V81H161V80H159L158 82H155L157 79H156L155 81H152ZM177 80L179 81V79H177ZM177 80H176V81H177ZM204 80H205V79H204ZM19 81H20V79H19ZM26 81H27V82H26ZM26 81H24V82H19L20 84L17 82L18 84L16 83L15 85L13 84V83H15V81H14L11 85H13V86H20V87H23L24 85H25V86H29V84H30V85L33 84V83H30V82H32V81L29 82L28 79H26ZM38 81H37V82H38ZM51 81H52V82H51ZM83 81H85L87 84L89 83V84H88V85H89V89H88L87 86H85V85H87V84H86L85 82H83ZM87 81H88V82H87ZM89 81H90V82H89ZM102 81H103V82H102ZM115 81H116V79H115ZM128 81H127V83H128ZM136 81H137V80H136ZM176 81H175V82H176ZM192 81H193V82L195 81L194 84L192 83ZM230 81H231V82H230ZM241 81H242V80H241ZM241 81H240V82H241ZM245 81L247 82V80H245ZM248 81H249V80H248ZM0 82H2V81H0ZM28 82H29V84H26V83H28ZM49 82H50V83H49ZM56 82H57V83H56ZM64 82H66V83H65V86H66V87L64 86ZM132 82H135V81L133 80ZM149 82H150V81H149ZM153 82H155V83H154L155 85L153 84ZM162 82H165V81H162ZM198 82H196V83H198ZM204 82H207V80L204 81ZM223 82H222V83H223ZM23 83H25V84L23 85ZM40 83H41V82H40ZM48 83H49V84H52V83H53V85H49ZM60 83H61V82H60ZM83 83H85V85H84ZM91 83H92V85H91ZM93 83H94V85H93ZM96 83L98 84V86H97ZM99 83H100V84H99ZM104 83H105V84H104ZM110 83H111V82H110ZM112 83H113V82H112ZM143 83H144V84H143ZM156 83H158V84H156ZM159 83H160V85H159ZM178 83H179L181 86L178 85ZM182 83H185V84L183 85ZM212 83H213V82H212ZM237 83H238V82H237ZM244 83H245V82H244ZM249 83H250V82H248V84H249ZM256 83H258L257 80H256ZM35 84H37V83H35ZM56 84H57V85H56ZM95 84H96V86H95ZM129 84H130V83H129ZM131 84H132V83H131ZM152 84H153L154 86H156V87H155L156 89L154 88V86H152ZM172 84H171V85H172ZM204 84H205V83H204ZM216 84H218V83L216 82ZM251 84H252V83H251ZM8 85H9V84H8ZM11 85H9L8 87H10ZM33 85H34V84H33ZM37 85H38V84H37ZM37 85H36V86H37ZM54 85H56L55 87H57V88H55ZM67 85H69V86L67 87ZM82 85H83V87H84V86H85V87L83 88ZM127 85H128V84H127ZM158 85H159V87L157 88ZM206 85H207V84H206ZM208 85H210V84H208ZM212 85H215V84H212ZM239 85H240V83H239ZM239 85H238V86H239ZM243 85H244V84H241L242 87H243ZM245 85H246V87H247V84H246V83H245ZM245 85H244V86H245ZM25 86H24V87H25ZM46 86H45V88H46ZM49 86H51V87H49ZM91 86H92V87H91ZM100 86H101V88H100ZM111 86H112V87H111ZM132 86H134V85H132ZM132 86H131V87L129 86V87H130L129 90H130V89H133V90H134L135 88L140 87L139 85H138V86L136 85V87H132ZM151 86H152V87H151ZM160 86H161V87H160ZM203 86H205V85H203ZM203 86H202V89H201L203 92H202L201 90H200V91H201L203 94L206 95V93L204 92L205 89L203 90ZM219 86H220V85H219ZM231 86H230V84H229L228 87H231ZM241 86L238 87L240 90H241V88H240ZM249 86L251 87V85H249ZM8 87H7V88H8ZM20 87H19V88H20ZM24 87H23V88H24ZM32 87H33V86H32ZM93 87H94V88H93ZM149 87H151V88H149ZM162 87H164V88H162ZM222 87H225V84H224ZM253 87H254V86H253ZM253 87H252V88H253ZM7 88H5L4 91L2 90V91H3V94H4L3 96H4L5 98L8 97V96L6 97V95H8V90H12L11 88H13V87L11 86V88H8V90H7ZM26 88H27V87H26ZM40 88H42V86H41ZM59 88H60V87H59ZM81 88H83V90H81ZM85 88H86V89H85ZM122 88H123V87H122ZM126 88H127V87H126ZM126 88H124V90L121 89V92H122V90H123V92H124V91L126 92L125 95H127V91H129L128 88H127V89H126ZM176 88H175V90H176ZM215 88H216V86H215ZM220 88H221V87H220ZM238 88H236L237 90H235V93H237V94H236L237 96L239 95L238 92H239V93H242V92H240V90H239ZM255 88H257V86H255ZM2 89H4V87H2ZM13 89H15V87H14ZM28 89H29V87H28ZM67 89H69V90H67ZM87 89H88V91H87L88 93H85V92H86L85 90H87ZM116 89H117V88H116ZM206 89H208V92H207V91H206V92L209 93V92H210V91H209V87H206ZM243 89H244V88H243ZM247 89H248V88H246V90H247ZM253 89H254V88H253ZM15 90H17V89H15ZM66 90H67V91H66ZM89 90H90V91H89ZM119 90H120V89H119ZM144 90H141V91H140V90L138 89V91H139L141 94L144 92ZM146 90H145V91H146ZM152 90H151L150 93L153 92ZM166 90H165V91H166ZM169 90H170V89H169ZM171 90H172L173 92H175L173 86H172V89H171ZM177 90H176V91H177ZM180 90H179V91H180ZM244 90H245V89H244ZM248 90H249V89H248ZM254 90H255V89H254ZM5 91H7V93H6ZM36 91H37V90H35V91H33V92H36ZM41 91H44V88H43L42 90H40V92H41ZM53 91H54V92H53ZM65 91H66V92H65ZM81 91H83V92H82V95L80 94ZM103 91H104V93H105L106 99H103V98L100 96L101 93H102ZM136 91H137V90L135 89V92H136ZM142 91H143V92H142ZM211 91H212V90H211ZM252 91H253V90H252ZM9 92H11V91H9ZM33 92H32V93H33ZM63 92H64V93H63ZM125 92H124V93H125ZM129 92H132V91L130 90ZM133 92H134V91H133ZM180 92H181V91H180ZM182 92H183V90H182ZM189 92H188V93H189ZM213 92H214V90H213ZM250 92H251V91H250ZM250 92H249V93H250ZM254 92H256V91H254ZM28 93H30V91H29ZM28 93H27V94H28ZM32 93H31V94H32ZM42 93H43V92H42ZM48 93H49V92H48ZM84 93H85L86 95H85ZM115 93H116V94H115ZM124 93H123V94H124ZM144 93L146 94V93H148V92H144ZM150 93H148V94H150ZM211 93H212V92H211ZM211 93H210V94H211ZM215 93H216V92H215ZM245 93H248V92L245 91ZM5 94H6V95H5ZM12 94H13V93H12ZM14 94H15V93H14ZM27 94H26V95H27ZM36 94H37V92H36ZM36 94H35V95H36ZM55 94H56V95H55ZM62 94H63V95H62ZM66 94H65V95H66ZM99 94H100V95H99ZM130 94H132V93H130ZM185 94H187V93H185ZM210 94H208V96H209ZM217 94H218V93H216V95H217ZM33 95H34V94H33ZM35 95H34V98L32 97V99H34V100H35V97L37 98L40 94L37 95V96H35ZM59 95H60V94H59ZM67 95H66V96H67ZM84 95H85V99H84ZM128 95H129V94H128ZM128 95L125 96V97H128ZM214 95H215V94H214ZM230 95H231V94H230ZM230 95H229V96H230ZM234 95H235V94H234ZM22 96H23V95H22ZM27 96H29V97L31 98L32 95H27ZM40 96H41V95H40ZM73 96H74V97H73ZM76 96H77V97H76ZM122 96H123V95H122ZM129 96H131V95H129ZM133 96H134V95H133ZM156 96H157V94H156ZM184 96H185V95H184ZM198 96L195 95L196 98H198ZM210 96H211V99H212L213 94H211ZM210 96H209V98H210ZM223 96H224V95H223ZM231 96H232V95H231ZM237 96H235V97H237ZM255 96H256V95H255ZM29 97H26V96H25V98H26V99L28 98V99H29V102H31V99H30ZM42 97H43V95H42ZM51 97H52L53 99H52ZM71 97H73V99L75 98V99L73 100L74 102L72 101V98H71ZM192 97H193V96H192ZM200 97L202 98L203 96H200ZM200 97H199V98H200ZM2 98H3V97H2ZM57 98H58L59 100H57ZM77 98H78V99L80 98V99L78 100ZM222 98H223V97H222ZM225 98H226V97H225ZM227 98H229V97L227 96ZM227 98H226V99H227ZM22 99H23V98H22ZM22 99H21V101H22ZM26 99H24V100H26ZM48 99H47V94H46V99H45V102H46V103L49 102ZM81 99H84L83 101H85L86 104L83 103V101H82ZM111 99H112V100H111ZM115 99H116V101H115ZM184 99H185V98H184ZM187 99H188V98H187ZM213 99H214V98H213ZM220 99H221V102L223 101V103H220ZM230 99H232V100L230 101V102H232V101H233V98H229V100H230ZM236 99H237V98H236ZM236 99L234 98V100H236ZM240 99H242V98H240ZM243 99L245 100V98H243ZM243 99H242V100H243ZM256 99L258 100V98H256ZM7 100H8V99H7ZM19 100H20V99H19ZM24 100H23V101H24ZM34 100H33L34 103H32V104H34L33 106H30L31 103H29L30 105H28V104H27V101H26V102L24 101V103H26L27 105H26V104L22 105L23 103L21 104V102H20V104H18V105H22L21 108H22L23 111H24L23 107H24L25 105H26L27 108H28V106H29V108L31 107L30 110H29V109H28V110L26 109L24 112L21 110L23 113H26V114H25L26 117L28 116V114H30L31 112H33L34 108H33V110H32V107H35V106H36ZM80 100H81V101H80ZM117 100H118V101H117ZM122 100H123L124 102H123ZM214 100H215V99H214ZM224 100H225V102H224ZM237 100H238V99H237ZM242 100H240V101H242ZM1 101H2V99H1ZM3 101H4V99H3ZM3 101H2V103H3ZM23 101H22V102H23ZM36 101H37V99H36ZM56 101H57V102H56ZM77 101H78V102H82V104H85L84 106H86V107L84 108V107L81 105V103H78ZM130 101H131V103H130ZM140 101H141V100H140ZM187 101H189V102L191 101L190 103H192V100H189V99H188ZM205 101H206V100H205ZM45 102H44V105H45ZM72 102H73V103H72ZM120 102H122V103H120ZM128 102H129V103H128ZM208 102H209V101H208ZM244 102H246V101H244ZM248 102H249V101H247V103H248ZM257 102H258V101H257ZM257 102H256V103H257ZM263 102H264V101H263ZM263 102H262V103H263ZM13 103H14V102H13ZM50 103H51V102H50ZM70 103H71V105H70ZM157 103H158V102H157ZM164 103H166V104H164ZM169 103H170V102H169ZM193 103H194V102H193ZM204 103H206V102H204ZM250 103H251V101H250ZM53 104H52V105H53ZM61 104H63V103H61ZM76 104H77V105L79 104V106H78L77 108L72 106V105L76 106ZM174 104L178 105V107L175 106ZM180 104H181V103H180ZM252 104H254V103H252ZM10 105H11V104H10ZM41 105H43V101H42V104H41ZM44 105H43V107L41 106V109H42V110L40 109V111L37 112V113H38V115H37L38 117H37V118H39V119H38L39 122H40V121L43 122L44 119L41 120V118H42L41 116L46 115L47 113L45 114L44 112L47 111L46 108H49V107H50V106H48V107H46V108L44 109V107H45ZM46 105H47V104H46ZM48 105H49V103H48ZM54 105H53V108H54ZM63 105H64V104H63ZM63 105L61 106L62 108H63ZM0 106H1V105H0ZM57 106H56V107H57ZM70 106H71V108H70ZM180 106H181V107L184 106V107L181 108ZM255 106H256V104H255ZM261 106H262V104H261ZM4 107H5V106H4ZM6 107H7V106H6ZM17 107H18V106H17ZM17 107L15 108V109H16L15 111H17L16 113L20 114V113H19V110H18ZM37 107H38V106H37ZM82 107H83L84 109H83ZM263 107H264V105H263ZM263 107H262V108H263ZM35 108H36V107H35ZM67 108H68V109H67ZM69 108H70V110H69ZM74 108H75V109H74ZM78 108H80V109H78ZM186 108H187V107H186ZM206 108H207V109H210L209 107H206ZM231 108H232V109H231ZM256 108H257V107H256ZM2 109H3V108H2ZM37 109H38V108H37ZM51 109H52V108H51ZM63 109H64V108H63ZM66 109L69 110V112H66V111H67ZM73 109H74V110H73ZM76 109H77V110H76ZM44 110H46V111H44ZM52 110H53V109H52ZM58 110L61 112V110H60L59 108H58L56 111L58 112ZM75 110H76V112H75ZM251 110H252V109H251ZM27 111H28V114H27ZM35 111H36V110H35ZM41 111H43V112H42L43 114L41 113ZM48 111H49V109H48ZM70 111L72 112V114L75 112L76 115H75V114L72 115V114L70 113ZM73 111H74V112H73ZM77 111H79L80 113L78 112V113H79V114H78ZM189 111H190V110H189ZM63 112H66L67 115H66L65 113H63ZM263 112H264V111H263ZM39 113L41 114L40 116H39ZM251 113H252V112H251ZM254 113H255V112H254ZM31 114H32V113H31ZM31 114H30V116H31ZM52 114H53V113H52ZM62 114H63V115H62ZM263 114H264V113H263ZM20 115H22V114H20ZM32 115H33V114H32ZM61 115H62V117H61ZM69 115H70L71 117H69ZM78 115H79V116H78ZM257 115L260 116V114H258V113H257ZM22 116H23V115H22ZM76 116H77V117H80L81 119L83 118L82 121H86V123H87L86 125H85V122L83 123L86 127H85V130H83V129L81 130V131H84V133H85V134H84V138H83V136H81V134H79L80 136H78V133H79L78 130L81 129V127H82L83 125H82V122H79V121H81V119L79 120ZM211 116H212V117H211ZM259 116H258V118H259ZM14 117L16 118V116H14ZM28 117H29V116H28ZM33 117H34V116H33ZM45 117L48 118L49 116H43V118H45ZM53 117H54V116H53ZM59 117H61L60 120H62V119L65 117V120H62V121H61V124H63V126H61L60 123H59V122H60ZM206 117H208V116H206ZM12 118H13V117H12ZM20 118H21V116H20ZM22 118L24 119V116H23ZM47 118H46V120H48ZM66 118H68V119H67L68 121L66 120ZM74 118H76V119H74ZM84 118H85V120H84ZM258 118H256V119L258 120ZM23 119H22V120H23ZM70 119L75 120L76 123H77V119H78V120H79L78 122L80 123V124H79V127H77L78 125H77V126H74V125L70 124V122H69V121H71ZM256 119H255L254 124H253L254 126H256L255 124L259 123ZM22 120H21V121H22ZM24 120H25V119H24ZM24 120H23V121H24ZM31 120H32V117H31ZM34 120H35V118H34ZM73 120H72V121H73ZM241 120H240V122H241ZM263 120H264V119H263ZM25 121H26V120H25ZM52 121L54 122L53 118H52ZM58 121H59V122H58ZM63 121H65V122H63ZM66 121H67V123L69 122V125H68V126L70 127V130H69V131L66 130L67 127H68V126L65 125ZM72 121H71V123H72ZM75 121H74V122H75ZM259 121H260V120H259ZM5 122H6V123H5ZM19 122H20V121H18L17 123H19ZM30 122H31V121H27L26 123L29 124ZM42 122H40V123H42ZM62 122H63V123H62ZM74 122H73V124H74ZM8 123H9V122H7L6 120H4V121H1V120H0V127L2 126V129H3V126H4V129H5V126H6V127L10 126ZM48 123H49V120H48ZM48 123L46 122V125H47ZM54 123H55V122H54ZM67 123H66V124H67ZM263 123H264V122H263ZM263 123H262V125H264ZM7 124H8V125H7ZM25 125H27V124H25ZM25 125H24V126H25ZM75 125H76V124H75ZM188 125H189V126H190V125H193V126H194V128H195V135H198V136L200 135L199 140H198V139H197V140L199 141V144L201 143V144H200L201 146H202V144L205 145V148L207 149V150H206L207 153L204 152V151H205V150H204V149H205L204 147H203V149H201V147H200V149H197L199 146H198V143H196V142H197V141L195 140L196 138L194 139L195 142H194V141H191V142H190V141H189V142L187 141V140H192V139L194 138V137H192V139H190L191 137H189L190 135L192 136V134H190V135L188 134V130H191V129H188V130H187V126H188ZM240 125H241V126H240ZM21 126H22V125H21ZM43 126L45 127V125H43ZM47 126H48V125H47ZM257 126H259V125L257 124ZM22 127H23V126H22ZM26 127H27L26 130H28V125H27ZM26 127H25V128H26ZM190 127H191V126H190ZM249 127H250V128H249ZM20 128H21V127H20ZM23 128H24V127H23ZM45 128H46V127H45ZM45 128H44V129H45ZM47 128H49V127H47ZM47 128H46V130H47ZM82 128H84V127H82ZM188 128H189V127H188ZM235 128H236V129H235ZM246 128H248V129H246ZM0 129H1V128H0ZM2 129H1V131H3ZM6 129H7V128H6ZM6 129H5V130H6ZM14 129H16V128L14 127ZM5 130L2 132L3 134L0 133V139H1V140H0V143L4 141V138L6 139V141H9V142L12 141V140L14 141V138L12 139L11 137L16 136L17 133H16V135H13V134L10 135L11 133L8 132V134H7V133L5 132ZM16 130H17V129H16ZM21 130H22V128H21ZM24 130H25V129H24ZM36 130H38V131L40 130V131H41V130H43V128H42V129H41V128H40V129H36ZM46 130H45V131H46ZM71 130H72L73 132H75V133L78 132V133H77V136H75L76 134L74 135L73 133H71V132H72ZM259 130H260V129H259ZM1 131H0V132H1ZM18 131H19L18 134H21V133H20V130H18ZM45 131H44V132H45ZM70 131H71V132H70ZM79 131H80V130H79ZM81 131H80V132H81ZM4 132H5V135H4ZM13 132H14V131H13ZM13 132H12V133H13ZM15 132H16V131H15ZM34 132H35V131H34ZM47 132H48V130H47L45 133H43L42 135H43V136H44V134L47 135ZM245 132H246V133H245ZM247 132H248V133H247ZM262 132H263V129H262ZM262 132L260 131L261 134H262ZM32 133H33V132H32ZM58 133H59L58 136H60L61 133H60V132H58ZM58 133H57V134H58ZM67 133H69L70 135L72 134L73 136H70V135H68ZM100 133H101V134H100ZM116 133H117V134H116ZM14 134H15V133H14ZM35 134H36V133H35ZM55 134H56V133H55ZM57 134H56V136H57ZM82 134H83V133H82ZM98 134H100V135H98ZM103 134H104V135H103ZM187 134H188V135H187ZM230 134H231V137H233V136L235 137V136H236V137H238V139L235 137V138H233V140H231ZM232 134H233V135H232ZM234 134H235V135H234ZM247 134H248V135H247ZM261 134H260V135H261ZM8 135L10 136V138L8 137ZM115 135H114V136H115ZM208 135H209V136H208ZM250 135H252V136H250ZM256 135H257V134H256ZM258 135H259V132H258ZM262 135H263V134H262ZM1 136H2L3 138H2ZM4 136H5V137H4ZM18 136H19V135H17L16 137H18ZM36 136L38 137V136H39V133H38ZM58 136L55 137V138L58 139V138H59ZM102 136H101V137H102ZM165 136H166V137H165ZM171 136H172V137H171ZM173 136L177 137L178 141H180V142H178L179 144H177V140H176V138H173ZM184 136H187L188 139L184 138ZM198 136H197V138H198ZM205 136H206V137H205ZM253 136H254V137H253ZM6 137H7V138H6ZM16 137H15V138H16ZM39 137L42 138V136H39ZM60 137H62V136H60ZM64 137H65V136H64ZM64 137H62L61 140H62ZM70 137H71V139H70ZM72 137H73V138H72ZM167 137H168V139L165 140L164 138H167ZM178 137H180L181 139H179ZM229 137H230V138H229ZM248 137H251V138H248ZM262 137H263V136H262ZM8 138H9V140H7ZM32 138H33V139H32ZM32 138H31V140H35V136H33ZM169 138H170V140H169ZM172 138H173L174 141L172 140ZM200 138H206V139H205L206 141H204L203 139L200 141ZM210 138H211L212 140H213V138L216 139V137H214V136H212V137H210ZM255 138H257V137H255ZM2 139H3V140H2ZM57 139H56V141H58V144H59V143H60V142H59V141H60V138H59V140H57ZM102 139H104V138H102ZM102 139H101V140H102ZM113 139H114V138H113ZM229 139H230V140H229ZM258 139H259V138H258ZM31 140H29V141H31ZM171 140H172V141H171ZM175 140H176V141H175ZM184 140H185V141H184ZM236 140H238V143H237ZM251 140H252V141H251ZM6 141H4L3 143H5ZM29 141L25 142V144H27ZM63 141H64V139H63ZM103 141H104V140H103ZM203 141H204V142H203ZM214 141H216V140H214ZM262 141H263V140H262ZM39 142H40V141H39ZM44 142H46V141H44ZM61 142H62V141H61ZM68 142H67V143H68ZM111 142H110V143H111ZM183 142H184V143H183ZM193 142L196 143L197 145L194 144ZM202 142H203V143H202ZM235 142H236V143H235ZM248 142H250V143H248ZM259 142H261L260 139H259L258 142H257V140H256V143H259ZM6 143H7V142H6ZM42 143H43V142H42ZM189 143L192 144V145H191V146H192V149H190L191 147H190V144H189ZM220 143H221V144H220ZM40 144H41V143H40ZM46 144L48 145V143H45V145H46ZM54 144H55V143H54ZM56 144H57V142H56ZM56 144L54 145V147H56V148H54L53 145L51 144L52 147H53L52 150L49 149L50 146L48 147V146L46 145V146L48 147V148H46L47 151H48V152L50 151V152H49V154H48V152L43 153L44 151H43L42 153L40 152L39 156H42V157H38V156H37V155H38V153H36L37 150L30 151V152H32V153L35 152V154H34V155H35V158H36V159L39 158V159H37V160H36V159H33V160H32V162L34 161L36 164L30 162L31 165L29 164V166H28V165L26 166V167H28V170H27L28 172H27V171L24 172V170H25L26 167H25V168H22V167H19V165L14 166V164L11 162V163H12V164H11V167L8 166V168H7V167H6V166H7L6 164H8V162L5 163L4 166H5L8 170H6V168L4 167L3 172L6 174V171H7V173H9L8 175L10 176V179H11V180L9 179L10 182L7 181L8 179L5 180L4 177H3V175H1L2 173H0V177H1V179L3 178V179L0 181V187H1L0 190H3V191L5 192L6 187H7V188H8L9 186L11 187V186H12L11 184L14 185L15 182H16V184H18L17 182H21V180H22V182L27 183L26 180H28V178H29V179L32 178L33 180H35L36 183H39V182L42 183V182H43V179H44V180H49L50 178H53V179L58 180L59 177H58V178H54V177L52 176V175H55L54 173H56V174L58 173L56 170H54V166H56V168H58L57 166H58V164L60 163V160L64 159L63 157H65V156H63V155H64V153H66V152H64V151H60V150L55 151L59 146L61 147V145L63 144V142H62V144L60 143L61 145H58V144H57L58 147L56 146ZM65 144H66V142H65ZM165 144H166V146H164V147L169 146V147H170L169 150H171L172 147H173V149H172L171 152H173L175 155L178 153V151H183L182 153L179 152V154H177L178 156H179L180 154L183 155V153H184V155H187V154H188V156H185V157L183 158V160H181L184 164H182V162H180V158L183 157L184 155H183V156H180L179 158H178V156H174V157L176 158L175 161H174V159L172 160V159H171V156H170V154L172 155L173 153H170V151L166 150L167 152L170 153V154H169V153H167L165 150H164V151L161 150V151H163V153L166 152L167 154H169L168 156H170V159H171V161H173V162L165 161V160H167V159H165V158H168V157L166 156V153L163 155L162 152H161L160 156L162 157V159H161V157H160L159 155H156V154H159V153H160V146L162 147V146L165 145ZM183 144H184L185 146L188 144L187 147H186V149L188 150V148H189L190 150L187 151L186 149H184L185 146H184ZM193 144H194V145H193ZM206 144H207V143H206ZM208 144H207V145H208ZM262 144H263V142H262ZM4 145H5V144H4ZM6 145H7V144H6ZM41 145H42V144H41ZM45 145H44V146H45ZM49 145H50V144H49ZM69 145H70V144H69ZM69 145L67 144V148H66V146H64V147H65L66 149H68V147L71 146V145H70V146H69ZM98 145H99V143H98L96 146H98ZM177 145H178V146H177ZM204 145H203V146H204ZM220 145H221V146H220ZM253 145H252L251 147L249 146L247 151L244 150L245 155L248 153L249 150L253 152V150L255 151V148H256V151H257L258 147H259L258 150L262 149V148H260V147H261V146H260V143L258 144L259 146L257 145V147H256V144L254 145L255 147H253ZM7 146H8V145H7ZM7 146H4V148H3V145H2L1 148H0V150L3 148V150H1V151H4V149H6ZM16 146H17V144L15 145V147H16ZM39 146H40V145H39ZM39 146H37V147H39ZM44 146H42V147L45 149L46 146H45V147H44ZM179 146H180V147H179ZM183 146H184V148H183ZM194 146H196L197 148L195 149ZM246 146H247V147H246ZM262 146H264V145H262ZM21 147H24V144H23ZM25 147H26V145H25ZM37 147H35V149H36ZM42 147H40V148H42ZM60 147H59V148H60ZM89 147H90V148H89ZM94 147H95V145H94ZM112 147L110 146V148H112ZM174 147H176V148H174ZM177 147L179 148V150L177 149ZM213 147H214V148H213ZM33 148H34V147H33ZM61 148H62V147H61ZM61 148H60V149H61ZM65 148H63V149H64L65 151H67V152H71V150H72L71 147H70L68 150H66ZM96 148H97V147H95L94 150H96ZM167 148H168V147H167ZM181 148H182V149H181ZM227 148H228V149H227ZM234 148H235V147H234ZM234 148H233V149H234ZM241 148H239V149H241ZM252 148H254V149L252 150ZM37 149H38V148H37ZM46 149H45V150H46ZM48 149H49V150H48ZM54 149H55V150H54ZM70 149H71V150H70ZM75 149H76V148H75ZM75 149H74V150H75ZM78 149H77V150H78ZM83 149H85V148H83ZM112 149H113V148H112ZM112 149H110V151H111ZM165 149H166V148H165ZM218 149H219V148H218ZM233 149H231V151H232ZM235 149H236V148H235ZM38 150H39V149H38ZM40 150H41V149H40ZM61 150H62V149H61ZM69 150H70V151H69ZM74 150L72 151V153H70V154L68 153V154H69V156H68L69 158H70V155H71V154L73 155L75 152L80 151V150H78V151L75 150V152H74ZM94 150H92V151H94ZM106 150H107V149H106ZM173 150H174L175 152H174ZM197 150H199L200 152H198ZM201 150L204 152V154H203V152H202ZM209 150H210L211 152H210ZM243 150L241 149V152L239 153V154H240V156H239L240 158H238V159H241V158H242L243 161H244V164L246 165V163H245V159H244L245 157L243 156L244 154H241V153H243ZM41 151H42V150H41ZM54 151H55V152H54ZM59 151H60V152H59ZM116 151H115V149H114L112 152H113V153H114V152L116 153ZM152 151H153V152H152ZM185 151H186L187 153H185ZM196 151H197L198 153H197ZM238 151H240V150L237 149V155H234V154H236V153H234L233 151L230 152V153L233 154V156H234L233 158H234V159H236L235 156H238V155H239V154H238ZM256 151H255V152H256ZM6 152H7V151H6ZM51 152L55 155V156H54V155L52 154V156H53L54 158L59 159V160H56V159H55L56 162H54V166H53V163H52V164L50 163V162L55 161L54 158L51 157ZM112 152H111V153H112ZM121 152H122V151H121ZM127 152H128L129 155L127 154ZM149 152H150V153H149ZM157 152H158V153H157ZM193 152H194V153H193ZM214 152H215V151L213 150V153H214ZM222 152H223V151H222ZM227 152H225V155H227V154H226ZM257 152H258V151H257ZM257 152H256V153H257ZM1 153H2V152H0V157L2 156V154H3L4 152H3L2 154H1ZM14 153H15V152H14ZM59 153H60V155H58L59 158H57V157H58L57 154H59ZM62 153H63V155H62ZM80 153H82V151H81ZM80 153L78 152L77 154H80ZM94 153H96V152H94ZM94 153L92 152V155H93ZM109 153H110V152H109ZM111 153L108 154V155H113V153H112V154H111ZM115 153H114V156L116 155ZM151 153H152V154H151ZM155 153H156V154H155ZM195 153L198 154V155H200V156H199V157L196 156ZM200 153H201V154H200ZM215 153H216V152H215ZM215 153H214V154H215ZM250 153H251V152H250ZM250 153H249V154H250ZM253 153H254V152H253ZM256 153H254V154L251 153L252 155L250 154V161H252V163H254V161H253V160H254V157L257 156ZM258 153H259V152H258ZM258 153H257V154H258ZM263 153H264V152H263ZM16 154H17V153H16ZM66 154H67V153H66ZM66 154H65V155H66ZM68 154H67V155H68ZM75 154H76V153H75ZM75 154H74L73 156H71V158L73 157L71 160L74 159V156H77V155H75ZM83 154H84V153H83ZM102 154H103V153H102ZM120 154H121V153H120ZM120 154L117 153V155H120ZM205 154H206L207 156H206ZM220 154H221V152H220ZM34 155H33V158H34ZM45 155H46V156L49 155V156L46 158ZM81 155H82V154H81ZM88 155H89V154H87L86 156H88ZM90 155H91V154H90ZM92 155H91V158H92V159L90 158L91 160H93L95 157L99 156V155H97V156H95V157H94V156L92 157ZM117 155H116V156H117ZM127 155H128L129 157H128ZM149 155H150V156H149ZM151 155H152V156H151ZM155 155H156V156H155ZM162 155H163V156H162ZM191 155H192V156H191ZM201 155H202V159H203V160H201ZM204 155H205L206 157L210 158V159H211V162L207 163L210 159H206V160H207V161H206L205 158H203V157H205ZM215 155H217V154H215ZM254 155H255V156H254ZM258 155H259V154H258ZM261 155H263V154H261ZM16 156H18V154H17ZM16 156H15V157H16ZM78 156H79V155H78ZM102 156H103V155H102ZM105 156H106V155H105ZM116 156H115V157H116ZM120 156H121V155H120ZM157 156H159L160 158L158 157V158H159V159H158ZM165 156H166V157H165ZM193 156H196V158L194 157L195 160H194V159H191ZM241 156H242V157H241ZM252 156H254V157L252 158ZM259 156H260V155H259ZM2 157H3V156H2ZM18 157H19V156H18ZM43 157H44V158H43ZM60 157H61L62 159H60ZM111 157H112V156H111ZM126 157H127V158H126ZM174 157H173V158H174ZM186 157H187V160L185 161L184 159H185ZM189 157H190V159H189ZM216 157H217L218 159H217ZM228 157H229V156H228ZM228 157L225 156L224 159H225V158H228ZM243 157H244V158H243ZM246 157H247V156H246ZM257 157H258V156H257ZM13 158H14V157H13ZM30 158H31V157H30ZM42 158H43L44 161H45L46 159H48V158H49L50 160H53V161L48 160L49 162L46 160V161L48 162V164L50 163L49 165H52L51 167H52L53 169L50 168V166H49L48 164H45V166H46V167H45L46 170H45V168H44V166H43V160H42ZM65 158H67V156H66ZM75 158H76V157H75ZM79 158H80V157H79ZM86 158H87V157H86ZM98 158H100V157H98ZM98 158H97V159H98ZM104 158H105V157H104ZM106 158H107V157H106ZM113 158H114V157H113ZM113 158L111 159L112 162H111V161H108V162H110V163L115 162ZM116 158H117V160H118V158H119V161H120V157H116ZM116 158H115V159H116ZM124 158H125V159H124ZM163 158H164V159H163ZM251 158H252V159H251ZM258 158H259V157H258ZM260 158H261V157H260ZM262 158H263V159H256V161H255L256 163L253 164V165H254V168H256V167L258 166L257 164L260 165V162H261V161H259V160H262V161L264 162V155L262 156ZM76 159H77V158H76ZM90 159H89V160H90ZM107 159H108V158H107ZM132 159H133V160H132ZM139 159H140V160H139ZM150 159H151V160H150ZM160 159H161V160H160ZM170 159L168 158V160H170ZM197 159H198V161H197ZM238 159H237V160H238ZM14 160H16L17 163L20 162V160H17V159H14ZM27 160H28V159H27ZM39 160L42 161V163H40V164H42V165L38 164L40 167L37 165V163L40 162ZM71 160H70V162H72ZM91 160H90V161H91ZM102 160H103V159H102ZM104 160H105V159H104ZM108 160H110V158H109ZM134 160H135V163H133ZM188 160H189V161H188ZM193 160H194V161H197V162H194ZM204 160H205V162H204ZM216 160H215V161H216ZM222 160H223V158H222ZM226 160H227V162H228V160H229V162H230V160H231V162H232V159H229V158H228V159H225V161H226ZM12 161H13V160H12ZM18 161H19V162H18ZM22 161H23V159H22ZM22 161H21V162H22ZM29 161H30V160H29ZM29 161H28V162H29ZM36 161H38V162H36ZM58 161H59V163L57 164ZM83 161H84V160H83ZM90 161H87V164L85 165L86 168H87V165L90 163ZM119 161H117V162H119ZM137 161H138L139 163H138ZM192 161H193V163H195V166H194V164L192 163ZM201 161H202V162H201ZM240 161H241V160H240ZM257 161H258V162H257ZM0 162H1V161H0ZM25 162H27V161H25ZM47 162H45V163H47ZM70 162H69V163H70ZM73 162H74V161H73ZM88 162H89V163H88ZM174 162H176V163H174ZM177 162H178V163H177ZM187 162H191V163H190V164H189V163L186 164ZM199 162H200L201 164L204 163V165H205V167H204V165H203V168H201L202 171H200V172H199L198 170L200 169L199 166H201V164H200V165L197 164V163H199ZM212 162H213L214 166H215V164H216V167L214 168V170H210V169H212V167L210 168L209 166H206V165H210V164H212ZM218 162H217V163H218ZM222 162H223V161H222ZM229 162H228V163H229ZM238 162H239V161H238ZM17 163H16V164H17ZM82 163H83V162H82ZM100 163L103 164V165H100V166H103V167H104L105 165L107 166V168L110 166V165L108 166L107 162H106V164H105V162L103 163L101 160H100ZM100 163H99V164H100ZM110 163H109V164H110ZM132 163H133V164H132ZM150 163H151V165H150ZM172 163H174L175 166L172 165ZM232 163H233V162H232ZM32 164H33V165H32ZM56 164H57V165H56ZM64 164H65V163H64ZM64 164H62V165H64ZM70 164L72 165V163H70ZM115 164H116V163H115ZM118 164H120V163H117V166H118ZM122 164H123V165H122ZM135 164H137V165H135ZM138 164H139V166H142V167H139ZM152 164H153V167H152ZM191 164H193V165H191ZM213 164H212V165H213ZM218 164H221V163H218ZM224 164H226V162L223 163V168H226V170L229 169V171L227 170L229 176H231L232 178L235 177V176H237V175L234 174V173H237V171H236V172L233 171V174H232V171L230 172V170H233V169H235L236 167L232 169V168H230V165H231L230 163H229L230 165H229V164H226V165H228L229 167H228V166H227V167H224ZM8 165H10V164H8ZM12 165H13V166H12ZM65 165H66V164H65ZM65 165H64V166H65ZM126 165H127V166H126ZM132 165H133L134 167H135V166H136V167L138 166L139 168H142V169L144 168L145 171H147L148 168H151V169L154 168V170L152 169L154 173H153V172H150L151 169H149V170H148L149 174H150V173H152V174H151L150 176H146V175H148V172H147V174H146V173H143V170L141 169V170H142V171H141L142 173H138V174H136V172H137L136 170L139 169V168L137 167V169H135V168H133ZM148 165H150V166H148ZM171 165H172V166H171ZM181 165H182V166H181ZM197 165H198V166H197ZM212 165H210V166H212ZM253 165L251 164V166H253ZM261 165H262V164H261ZM35 166H37V167H35ZM41 166H43V167H41ZM47 166L49 167V172H50L51 170L54 171V172L48 173L49 175L51 174L50 176H52V177H48V176H47V175H48V174H47V172H48V171H47V168H48ZM83 166H84V165H83ZM85 166H84V168H85ZM91 166H92V169H93L92 172L94 173V171H96V170H94L96 167H95L94 165H91ZM93 166H94L95 168H93ZM98 166H99V165H98ZM113 166H114V165H113ZM154 166H155V167H154ZM178 166H179L180 168H183V166H184V168H185L184 170H186V166H187V168H188L189 170L187 169V172H185V171L183 172V170H180V168H179ZM188 166H190V168H189ZM246 166H248V164H247ZM249 166H250V165H249ZM251 166H250V167H251ZM255 166H256V167H255ZM2 167H3V166H2ZM9 167H10V169H9ZM14 167H15V168H14ZM17 167H18V169H17ZM34 167H35V168H34ZM67 167H68V166H67ZM88 167H89V169H91L90 165H89ZM111 167H112V166H111ZM111 167H110V168H111ZM193 167H196L197 170H196V168H193ZM206 167H207V168H206ZM221 167H222V166H220V168H221ZM20 168H21V169H20ZM29 168H31L32 170L34 169V170H35V171H34L35 173L30 169L31 172L34 173V174L31 173V174H32V175H31V174H30V171H29ZM56 168H55V169H56ZM62 168H63V166L61 167V170H59V172L62 171ZM84 168H82V170H81V171H82V176L80 177V179H82V177H84L85 180H84V178H83V179H82L83 181L81 180V182H80L81 184H83V183L85 184L84 181L87 182V181L90 179V178H89V179L87 178V177H89V176H86V177H85V176H84V175H85L84 173H86V172L89 173V172H91V171L89 170V172H88V171L85 172V170H87V169H84ZM112 168H113V167H112ZM117 168H118V167H117ZM123 168H122V169H123ZM177 168H178V169H177ZM220 168L218 167V169H220ZM239 168H240V167H239ZM239 168H238V169H239ZM16 169H17V171H16ZM41 169H44L43 171H45V172H42V173H44V175H43L44 178H43V176L41 177V175H42V173H41ZM50 169H51V170H50ZM65 169H66V168H65ZM97 169L100 171V169H102V167H101V168H97ZM221 169H222V168H221ZM236 169H237V168H236ZM260 169H261V168H260ZM5 170H6V171H5ZM22 170H23V171H22ZM36 170H38V171H40V172L37 173ZM102 170H103V169H102ZM118 170H119V169H118ZM176 170H178L179 174L177 173ZM216 170H217V168H216ZM222 170H223V169H222ZM1 171H2V170H1ZM46 171H47V172H46ZM77 171H78V170H77ZM114 171H115V170H114ZM114 171H113V172H112L111 170L108 171V172H111L110 175H105L104 178L107 179V178H109L110 176L112 177ZM174 171H176V172H174ZM188 171H189V172H188ZM223 171H224V170H223ZM238 171H240V170H238ZM13 172H14V173H13ZM15 172H16V173H15ZM79 172H80V171H79ZM83 172H84V173H83ZM92 172H91V173H92ZM101 172H102V171H101ZM101 172H100V174H101ZM105 172H106V171H105ZM105 172H102V173H105ZM138 172H140V169H139ZM162 172H163V171H162ZM164 172H163V173H164ZM182 172L185 173V174H183V176H184L183 179L179 177L180 174H181ZM218 172H219V171H218ZM221 172H222V171H221ZM225 172H226V171H225ZM225 172H224V173H225ZM10 173H12V174H14V175H15V174H16V175H17V174L20 175V173H23V174L20 175V176H22L21 178H19V177H20L19 175H18V177H15V178H14V175H13L12 178H14V179H12ZM40 173H41V174H40ZM45 173H46L47 175H46ZM52 173H53V174H52ZM76 173H78V172H76ZM91 173H90L89 175H91ZM125 173H126V171H125ZM158 173H159V172H157L156 174H158ZM199 173L201 174V176H200ZM214 173H217V171H215ZM222 173H223V172H222ZM262 173H263V172H262ZM262 173H261V175H263ZM25 174H26V175H25ZM38 174H40V175H39L40 178H39ZM73 174H74V172H73ZM79 174H81V172H80ZM83 174H84V175H83ZM94 174H97V175H98V173H94ZM111 174H112V175H111ZM118 174H117V175H118ZM130 174H131V175H130ZM144 174H145V175H144ZM159 174H162L161 171H160ZM194 174H193V176H194ZM198 174H199V175H198ZM210 174H209V175H210ZM217 174H218V173H217ZM217 174H215V175L218 177L217 180L220 181V179H221V182H224V180H222V179H224V177H222V178L220 177V179H219V176H220L221 173L218 174V175H217ZM230 174H231V175H230ZM244 174H245V173H244ZM29 175H30V176H29ZM76 175H77V174H76ZM76 175H75V176H76ZM92 175H93V174H92ZM117 175L114 176L115 179H117V178H116ZM119 175H118V177H120ZM197 175L200 176L199 179L202 180V181H200V180L198 179ZM209 175H208V176H209ZM224 175L227 176V173L224 174ZM234 175H235V176H234ZM23 176H25V177H23ZM28 176H29V177H28ZM35 176L39 178V179L36 178L37 180H39V182H38L35 178H33V177H35ZM79 176H80V175H79ZM93 176L97 177L96 175H93ZM106 176H107V177H106ZM108 176H109V177H108ZM140 176H142V178L145 177V176H146V177L143 178V179H141ZM157 176H158V177H157ZM208 176H207V178H208ZM221 176H223V174H222ZM238 176H241V174L238 173ZM238 176H237V178H238ZM247 176H249V175L247 174ZM247 176H246V177H247ZM6 177H7V176L5 175V178H6ZM27 177H28V178H27ZM46 177H47L48 179H47ZM71 177H72V178L69 177V180L73 179L74 176L72 175ZM77 177H78V176H77ZM149 177H150V178H149ZM156 177H157V178H156ZM156 177H154V178H156L157 181H160V179H163V178H161V176H159V175H156ZM181 177H182V176H181ZM201 177H202V178H201ZM217 177H216V178H217ZM231 177H229V178L231 179ZM241 177H242V179H241V181H242V185L244 186L243 178L245 179L246 177H245V176H244V177L241 176ZM241 177H239V178H241ZM249 177H250V176H249ZM261 177H262V178H261ZM41 178H43V179L40 180ZM74 178H75V177H74ZM86 178H87L88 180H86ZM133 178H134V177H133ZM154 178H152V180H150V181L154 182V181H153ZM158 178H159V180H158ZM186 178H187V177H186ZM204 178L207 179L206 177H204ZM210 178H211V177H210ZM214 178H215V176L212 177V179H209V178H208V179L210 180L209 182H210V183L213 182L212 180H214ZM227 178H228V177H227ZM227 178L225 177L226 180H227ZM263 178H264V176H260V177H259L260 180H259V179H258V180L261 182V181L264 180ZM17 179H19L20 181H18ZM24 179H25V181H23ZM80 179H78V180H80ZM100 179H101V175H100ZM105 179H102V180H100V181L102 182V181L104 180V182H105V181H106ZM110 179L113 180V178H110ZM110 179H109V180H110ZM115 179H114V180H115ZM188 179H189V178H188ZM208 179H207L206 182L204 183L205 187L203 186L202 189H205L204 191H207V192H208L207 189L212 190L213 188H214V192H215L216 190H219V191H220V189H218V186H217V189H215L216 187H213V184H215V183H213V184H212V183H211V184H210V183H209V184H206L207 181H208ZM230 179H229V181H230ZM234 179H235V178H233V180H234ZM251 179H252V178H251ZM262 179H263V180H262ZM12 180H14V181H12ZM51 180H52V179H51ZM51 180H49V181H50V182H52V181L55 182L54 180H52V181H51ZM67 180H68V179H67ZM73 180H74V179H73ZM78 180H77V181H78ZM111 180H110L109 182H111ZM163 180H164V179H163ZM163 180L160 181V183L163 182V184L165 185L166 182H164L165 180H164V181H163ZM167 180H168L167 182H169V181H171L172 179H167ZM217 180H216V181L214 180V182H217ZM235 180H236V179H235ZM237 180H238V179H237ZM237 180H236V182L234 181V183H235V184H234L235 187L231 185V186L233 187L232 189H235V188H236V189H235V190H236V195H234V194H235V190H233L234 193H233V192H232V193H233V195H234L233 197H234L235 199H237L238 202L240 201V202H241L240 204H242V201H241V200H245V198L242 196V198H244V199H242L241 196H240V197L237 196V194H238L237 191H238V190H239V191L243 190V192H242V191H241V192H242V194L244 193L243 195H245V191H246V189H245V191H244V187H243V186L241 187L240 184H239V185H240V186H239L240 188L237 189V188H238V186H237V185H238V183H237L238 181H237ZM253 180H254V179H253ZM258 180L256 181L257 184H258ZM2 181H3L4 183H6V184H4L3 186H2V184H3ZM5 181H6V182H5ZM11 181H12V182H11ZM30 181H32V180H30ZM41 181H42V182H41ZM49 181H47V183H48ZM77 181H76V182H77ZM89 181H90V180H89ZM94 181H95V180H94ZM128 181H129V180H128ZM148 181H149V180H148ZM186 181H189V180H186ZM219 181H218V182H219ZM227 181H228V180H227ZM227 181L224 182V183H228V182H229V181H228V182H227ZM1 182H2V184H1ZM28 182H29V181H28ZM32 182H33V181H32ZM50 182H49V184L51 185ZM56 182H57V181H56ZM64 182H66V179H65ZM82 182H83V183H82ZM141 182L138 181V184H139V183L142 184ZM171 182H172V181H171ZM176 182H175V183H171L170 185H168V183H167V185L169 186V188L171 189V191H172V190L175 191V190L173 189V186L176 187V188H177V187L180 188V187L178 186L179 183L176 184ZM183 182H185V179H184ZM218 182L216 183V185H221V183L218 184ZM8 183H9V184H8ZM30 183H31V182H30ZM33 183H34V182H33ZM33 183H31V184L33 185ZM45 183H46V182H45ZM45 183H43L44 185L42 184V185L44 186L45 190L42 189V188H41V190H40V192H41L42 190H44V192L42 191V194H44L47 190L50 192L49 188L47 189V186H48L49 184L47 185V183H46V187H45ZM66 183H68V181H67ZM66 183H63L62 185H65ZM80 183H79V184H80ZM99 183H100V182H98V185H97L98 187L101 185V183H100V184H99ZM102 183H103V182H102ZM111 183H112V182H111ZM131 183H132V181H131ZM146 183H147V181H146ZM146 183H145V182L143 183L144 186H145ZM149 183H150V182H149ZM149 183H148V184H149ZM154 183H156V185H157L159 182H158V183H157V182H154ZM169 183H170V182H169ZM186 183H187V182H185V184H186ZM239 183H241V182L239 181ZM246 183H247V181H246ZM246 183H245V185H247V186L250 185L251 188H252V186H253V184H254V183H252V184H251V183H250V184H248V183L246 184ZM262 183H263V182H262ZM7 184H8L9 186H8ZM19 184H20V183H19ZM19 184H18L17 186L14 185L15 189H16V188L18 189ZM22 184H23V183H22ZM34 184H35V183H34ZM52 184H53V183H52ZM68 184H69V183H68ZM68 184H67V185H68ZM81 184H80V185H81ZM90 184H93V183L90 182ZM125 184L128 185V186H125ZM125 184H121V185L125 186L124 189H122V190H124V192H127L128 188H130V187H131L132 189H134V188H133V185H134L133 183L130 185V183H127V181H126ZM140 184H139V185H140ZM148 184H147V185H148ZM172 184H175V185L172 186ZM180 184H181V183H180ZM195 184H194V183L192 184V182H190V186H191V189H190V190H192V188H193L192 185H194V187H195ZM6 185H7V186H6ZM20 185H21V184H20ZM23 185L27 186L28 183H27V185H26V184H23ZM29 185H30V184H29ZM80 185H79V186H80ZM95 185H96V184H95ZM102 185H103V184H102ZM102 185H101V186H102ZM121 185H119V187H120ZM150 185H152V190L156 193V194H155L156 196L154 195V192H153V191H150V190H151ZM150 185L147 186L150 190H149V189L147 190V189L145 188L146 186H145L144 188H141V189H142V192H143L144 194L141 193V190H140V189H137V188H139V187H137V188L135 187V189L133 190V191H134V192H133V193H134V196H135V195H144V196H145V194H146L145 192L150 191V193H151V198H152V196L158 197L159 193H158V195H157V192H160L161 194L164 193V191H163L164 189L161 190L162 187H163V185H162L161 188H157V187H155L156 189H158V190L160 189V190H161V191H157V192H156L155 189L153 188L154 184H151V183H150ZM167 185H165V190H166L167 192H165L164 194H165V195H168V193H169V194H170V193L173 194L174 192H173V191H172L173 193L170 192V189L167 188ZM209 185H211V187H213V188H207V189H206V187L209 186ZM224 185H225V184H224ZM224 185H223V186H224ZM251 185H252V186H251ZM259 185H260V184H259ZM261 185H262V184H261ZM261 185H260V186H261ZM5 186H6V187H5ZM33 186H34V185H33ZM53 186H54V184H53ZM141 186H142V185H140V187H141ZM157 186H158V185H157ZM160 186H161V185H160ZM170 186H172V188H171ZM188 186H189V184H187V186H185V187H188ZM214 186H215V185H214ZM256 186H257V185H256ZM3 187L5 188V190L2 189ZM12 187H13V186H12ZM14 187H13V188H14ZM20 187H21V186H20ZM23 187H24V186H22V188H23ZM34 187H35V186H34ZM34 187H33V188H34ZM62 187H64V186H62ZM92 187H93V185H92V186L89 185V188L92 189ZM98 187H96V188H98ZM209 187H210V186H209ZM221 187H222V185H221ZM257 187H259V186H257ZM22 188H21V190H22ZM24 188H25V187H24ZM52 188H53V187H52ZM57 188L60 190V193H59V191H58V193H56V195H58V194L60 195L61 193H62V195H63V193H64L63 191H65L66 187H65L64 189H62V188H59V185H58ZM67 188H68V187H67ZM89 188H87L86 191L84 192V193L87 195V197H86L85 201L83 200V201H84L83 203H87V202L89 201L87 198H90V197L92 198V192H91V191H89L88 194L86 193L87 190H88ZM110 188H111V187H110ZM163 188H164V187H163ZM176 188H175V189H176ZM189 188H190V187L187 188V191L189 190ZM259 188H260V187H259ZM259 188L257 189V191H261V192H262V190L259 189ZM263 188H264V187L262 186V189H263ZM19 189H20V188H19ZM58 189H57V190H58ZM72 189H73V188H72ZM75 189H76V188H75ZM93 189H95V188H93ZM93 189H92V191H94ZM111 189H112V188H111ZM126 189H127V190H126ZM144 189H145V191H144ZM167 189H169V191H168ZM240 189H241V190H240ZM247 189H248V188H247ZM252 189H253V188H252ZM13 190H14V189H13ZM57 190H56V191H57ZM61 190H62V192H61ZM67 190H70V189H66V191H67ZM109 190H110V189H109ZM115 190H117V189H115ZM135 190H137V191L139 190L141 194H136L137 191H135ZM185 190H186V189H185ZM185 190H184V191H185ZM222 190H223V189H222ZM249 190H250V189H249ZM249 190H247L246 192H247V193H250ZM37 191H38V187H37ZM48 191H47V193H48ZM70 191H71V190H70ZM128 191H129V190H128ZM178 191H179V189H178ZM219 191H218L217 194H219ZM239 191H238V192H239ZM248 191H249V192H248ZM30 192H31V190H30ZM32 192H33V191H32ZM40 192H39V193H40ZM77 192H78V191H77ZM90 192H91V196L89 197L88 195L90 194ZM94 192H95V191H94ZM113 192H114V191H113ZM131 192H132V191H130V193H131ZM135 192H136V193H135ZM152 192H153V193H152ZM180 192H181V191H180ZM185 192H186V191H185ZM193 192H194V191H193ZM195 192H196V191H195ZM216 192H217V191H216ZM216 192H215V195H214L215 198L213 197L215 200H216V198L218 199V197H217L218 195L216 196ZM222 192H223V191H222ZM34 193H35V192H33L32 194H34ZM111 193H112V192H111ZM115 193H117V191H116ZM115 193H114V194H115ZM118 193H119V192H118ZM118 193H117V194H118ZM127 193L129 194V192H127ZM127 193H126V194H127ZM148 193H149V192H147V194H148ZM150 193H149V194H150ZM176 193H178V192L176 191ZM176 193H175V194H176ZM186 193H187V192H186ZM188 193H189V192H188ZM196 193H197V192H196ZM196 193H195V194H196ZM200 193L205 194L206 192L204 193L203 190H202V192L200 191ZM200 193H197V194H200ZM208 193H209V192H208ZM220 193H221V191H220ZM247 193H246V194H247ZM251 193H252V192H251ZM32 194H31V197H32ZM42 194H41V197H42ZM65 194H66V193H65ZM65 194H64V195H65ZM117 194H116V195H117ZM123 194H124V193H123ZM147 194H146V196H147ZM161 194H160V195H161ZM164 194H163V195H164ZM171 194H170V195H171ZM178 194H179V193H178ZM180 194L182 195V193H180ZM180 194H179V195H180ZM184 194H185V193H184ZM203 194H201V195H203ZM206 194H207V193H206ZM206 194H205V195H206ZM1 195H2V193H1ZM45 195H46V194H44V196H45ZM47 195H48V194H47ZM54 195H55V193H54ZM56 195H55V196H56ZM86 195H84L83 197H85ZM93 195H94V194H93ZM106 195H107V194H106ZM109 195H111V194H109ZM116 195H115V196H116ZM129 195H130V194H129ZM160 195H159V197H160V199H161V196H162V195H161V196H160ZM176 195H177V194H176ZM185 195H190V194H185ZM201 195H200V197H201ZM24 196H25V195H23V197H24ZM29 196H30V195H29ZM35 196H36V195H35ZM44 196H43V198H44ZM99 196H100V195H99ZM107 196H108V195H107ZM115 196H114V197H115ZM146 196H145V198L143 197L144 200L146 199ZM168 196H169V195H168ZM203 196H204V195H203ZM206 196H208V194H207ZM235 196H236V197H235ZM25 197H27V195H26ZM33 197H34V195H33ZM93 197H94V196H93ZM96 197H97V196H96ZM109 197H110V196H108V198H109ZM111 197H112V195H111ZM119 197L121 198V196H119ZM130 197H131V196H130ZM147 197L150 198L149 195H148ZM155 197H154V198H155ZM162 197H163V196H162ZM170 197H171V198H170ZM179 197H180V196H179ZM183 197L185 198V196H181V199L179 198V199H180V202H179L178 204L181 203V200H183V199H182ZM191 197H192V196H191ZM200 197H199V198H200ZM208 197H209V196H208ZM237 197H238V198H237ZM245 197H247V198H246L247 200H246V201H243V202L251 203L250 201H248V200H249L248 196L245 195ZM253 197H254V196H253ZM7 198H8V197H7ZM21 198H22V197H20V199H21ZM43 198H42V199H43ZM46 198H47V197H45V199H46ZM51 198H52V196H51ZM56 198H57V196H56ZM62 198H63V197H62ZM97 198L100 199L101 197H97ZM108 198H107V200H108L109 203H110V200H111V199L109 200ZM135 198H137V197H135ZM139 198H141V197L139 196ZM151 198L149 199V200L151 201V203H149V206H151V204H153V203L156 202V201H157L156 203L159 202V204H160L161 202L163 203V201L166 200L167 198H168L169 201H170V199H172V201H177V200H178V196L175 197L174 194H173V197H172V195H171V196H169V197H167V198H166V197H165V198H162L163 201L161 200V202L159 201L160 199H157V200L155 199V200H154V198H152V199H151ZM174 198H176L177 200H173ZM192 198H193L194 200H191V201H187V200L185 201V200H184V201H183L184 204H186V205L188 204V206H186L187 209L185 208V209L182 210V211H184V214H186V213H185V210L189 211V210H188V207L191 206L192 204H193L192 207H189V208H192V210L194 211L195 208L193 207V206H194V203H193L192 201H195V203H197V204H196V207H199V208H196V209H200V207L204 208V210H202V211H204L205 213L202 212V211H200V212L202 213V215L205 214V217L202 216V215H200L199 210L197 211L198 214H199V216H198V214H197V216H196V213H197V212H195V211H194L195 215H194V213H193V214L191 213V212H193V211H191V212L189 211V212H190L193 216H196L195 218H197V219L199 218V220H201V222H202V223H201V226H200L201 228H202V226H206V224L208 223L207 225H208L209 227L206 226L205 229H204V227H203V228H202L203 231L201 230V228L198 229V230L200 231L199 233L202 232L201 234H202V236H204V237H201V236H198V237H200V239H202V240L205 239L204 241L206 242V241H208L210 238H212V236H213L214 234L216 235L217 232L215 233V230L218 231V227L215 229V228H214V225H216V223H213V222H216V220H217L218 217H219L218 220H219V219H222V218H220L222 215H221V213H220L219 216H218V215H217L218 213H217L216 211H213V212H212V209H213V207H214L212 203H210V204H212L213 207L211 206L212 209L210 210V207H208V205L206 204L207 202H209L208 200H206L207 197H206V198H205V197H201V199H202V198L205 199V200L202 199V200L204 201V203L206 202L205 205H204V207L202 206V205H203V202H202L200 199H199V200H200V201H199L198 198H196V197H195V198L192 197ZM240 198H241V199H240ZM15 199H16V198H15ZM22 199H23V198H22ZM38 199H40V198H38ZM45 199H44V200H45ZM49 199H50V197H49ZM49 199H47V200H49ZM54 199H55V198H54V196H53V200H54ZM60 199H61V198H60ZM83 199H84V198H83ZM94 199H95L96 202H97V201L100 202V201H104V200H105V198H104L103 200L100 199V201H99L98 199H96V198H94ZM94 199L92 198L91 200L93 201ZM112 199H114V198L112 197ZM196 199L198 200L199 203L196 201ZM231 199H233V198H231ZM17 200H18V199H17ZM29 200H30V199H29ZM33 200H34V199H33ZM40 200H41V199H40ZM47 200H45V201H47ZM57 200L60 202L59 198H57ZM74 200H75V199H74ZM76 200H77V202H79V201H78V198H77ZM86 200H88V201L86 202ZM140 200L142 201V199H140ZM152 200H154V201L152 202ZM168 200L164 201V203L167 202ZM212 200H213V199H212ZM250 200H251V198H250ZM14 201H16V200H14ZM14 201H13V202H14ZM24 201H25V204L28 203V202H26L25 199H24ZM55 201H56V199H55ZM55 201H52V203H54ZM67 201H68V197H67ZM67 201H64V203L67 202ZM108 201H107V203H108ZM122 201H123V200H122ZM125 201H126L125 203H127V200H125ZM129 201H131V200L129 199ZM129 201H128V203H127V206H126L127 208L125 209V212H124V213H125V214H128L129 211H131V213H129V214H131V215H130V216H131V217H130L131 219H129V220L124 219V220H125V221H123L124 227H122L121 225H120V226H117V225H118L117 223H118V221H120V220H116V221H117V222H116V221H114L115 219H110V222L107 223V224L110 225V227L115 228V230L118 229L119 227H121V228H119V229L124 230V234H127V235H128V236L126 237V239H127V243H128V244H126L127 247H128L129 244L131 243L130 241H131L132 239L135 238V240H136V238H137L139 235L142 236V233H141V232L144 233V231H145V233H148L147 230H148L149 228L147 229V225H149V224H150L149 222H151V221H149V218L146 220L147 215H148V216H151V215L147 214L146 212L143 213V211H145L148 207L145 208V210H143L142 208H144V205L142 206V204H141V208H140V209L137 207V209H138L139 211H138L137 209H136L137 211H135V210H133V209L130 210V208H131L133 205H131V206L129 205V206H130V208H129L128 204H130V203L132 202V201H131V202H129ZM172 201H171L170 203H172ZM178 201H179V200H178ZM217 201H218V200H217ZM217 201H216V202L213 201V202L216 203L215 205H218V206H219L220 204H217ZM228 201H229V202H228ZM231 201H232V200H231ZM253 201H254V200H253ZM9 202H11V201H9ZM40 202L42 203V201H37L35 207H37V204L40 203ZM43 202H44V201H43ZM59 202H58V203L56 202L57 205H58V204L60 205ZM89 202H91V201H89ZM98 202H97V204H99L100 206L102 205V206H103V207L101 206L102 208H106V206L109 204V203H108V204L105 206L104 204H106V203L102 202V203L100 204V203H98ZM135 202H136V201H135ZM142 202H143V201H142ZM146 202L148 203V200H147ZM146 202H144V203H146ZM183 202H182V207L179 206L180 209H179V207H177L178 205L176 206L177 203L175 202L176 204H175V207H174V208L177 207V208L175 209V211H176L175 213H174V208L171 207V206H170V208H171V209L173 208V209L170 210V208H169V205H170V204H169L168 206H167V204H166V206L168 207V208L166 207V210L163 209V210H165L164 212L167 211L166 215H165V214L162 215V216H164V215L166 216V217L164 216L165 219L162 218L163 221L166 220V218H167V214H168L169 212L173 211V216H172L170 213H169L170 215H168V218H169V219L167 218L168 223L166 222L167 220L165 221V223H167L166 226L169 227L170 231H171V228H170V227H171L172 225H173V226H176V225H178V223H180V224L182 223V219H181L182 217H180V216H181V214H180L181 211H180V210H181V208H184V207H185V206H183V205H184ZM185 202H191L192 204H190V203H185ZM200 202H202V203H200ZM218 202H219V201H218ZM226 202H227V204H226V207H225L224 210H223V214H224V215H227V214L229 215L228 212H229L230 210H229V211H227V210L229 209V207H230V209H231V206L234 207V209H236L234 204H237V203H234V204L231 203V205H230V204H229V203H230V198H229ZM21 203H22V202H21ZM23 203H24V202H23ZM33 203H35V201H34ZM33 203L30 202V204L34 207ZM45 203H46V202H45ZM45 203H42V205L45 204ZM50 203H51V202H50ZM71 203H72V202H71ZM80 203H81V202H80ZM80 203H79V204H80ZM91 203H94V201L91 202ZM103 203H104V204H103ZM136 203H137V202H136ZM147 203H146V204H147ZM156 203H154V205H156ZM162 203L160 204L161 206H162ZM224 203H225V202H224ZM224 203H223V204H224ZM253 203H254V202H253ZM253 203H252V204H253ZM25 204H24V205H25ZM48 204H49V203H48ZM48 204H45L44 206H45V207H48V206H46V205H48ZM133 204L135 205L134 202H133ZM173 204H174V203H173ZM199 204H201V205H199ZM223 204H222V205H223ZM240 204L236 205V207L238 208V206H239ZM262 204H264V201H263ZM3 205H4V206H5V205L7 206V204H3ZM27 205H28V204H27ZM27 205H25V206L27 207ZM31 205L27 207L28 209H27V208H24V209H23V208H21V206L18 207V208H19V209L17 210L18 212H17V211H13V213H12V212L10 211L11 214H13V215H12L13 217H10L9 219H11V220L13 219L12 222L14 223V222L16 221V218H18V217H19V218H22L23 216H25V214H30L31 211H32V212H31V216L34 214L35 211H36L35 214L37 215V212H38L37 209L40 208L39 210H42L41 207H44V206H42L41 204H40V205L38 204V206H41V207H37V209H32L33 207H31ZM59 205H58L57 207H60ZM65 205H67V204H65ZM65 205H64V206H65ZM69 205L71 206V204H69ZM69 205H68V206H69ZM87 205H88L87 207H89L91 204H87ZM95 205H96V203H95ZM95 205L93 204V205H91L89 208L94 207V208L96 209ZM99 205H97V206H99ZM122 205H124V202H123ZM125 205H126V204H125ZM125 205H124V206H125ZM157 205H158V204H157ZM160 205H158V206H160ZM227 205H228V208H227ZM233 205H234V206H233ZM244 205H245V204L243 203V205L241 206V207L244 208L243 211H246V213H245V215H244L243 217L246 216L247 211H250V212H251V210H250L251 208L248 209V207H247V209H246V206H244ZM258 205H259V204H258ZM1 206H2V205H1ZM70 206H69V207H70ZM77 206H78V205H77ZM84 206L86 207V205H84ZM135 206H137V205H135ZM135 206H133V208H134ZM138 206H139V205H138ZM158 206H157V207L154 206V207H155V208H158ZM173 206H174V205H173ZM205 206H207V207L209 208V210H210V214L212 213L211 216H213V215H215V214H216V216H218L217 218H215V221H213L214 219L212 220L213 222H212L211 220H208V219L211 218V216L209 217V214L206 213V211H208V210H207L208 208L206 209ZM220 206H221V205H220ZM220 206H219V207H220ZM251 206H252V205H251ZM2 207H3V206H2ZM35 207H34V208H35ZM75 207H76V206H75ZM145 207H146V206H145ZM151 207L154 209L153 206H151ZM219 207L216 206L215 208L218 209ZM241 207H240V208H241ZM60 208H61V207H60ZM60 208H58V209L60 210V212H61V211L63 212V213H62L63 215H64V213L66 212L65 214H67V216H69V218L72 217V216L70 217L71 213H69L70 215H68V212H70V209H69V210H68V209H65V210H68V212L65 211V210H64V211H65V212H64V211L61 210ZM66 208H67V206H66ZM81 208H84V207L82 206ZM81 208H79V210H83L84 213H88L89 210H90V209H89L88 212H86L87 210H84V209H86V208H84V209H81ZM122 208H123V209H122ZM122 208H120V209H121L120 211L118 210L119 213L124 211V208H125V207H122ZM128 208H129V209H128ZM135 208H136V207H135ZM135 208H134V209H135ZM159 208H160V207H159ZM163 208H164V207H163ZM220 208H222V206H221ZM226 208H227V210H226L227 214H225L226 212L224 213V211H225ZM240 208H239V209H236L235 212L238 211L237 213H239V212H240V211H239ZM243 208H242V209H243ZM21 209H22V210H21ZM25 209H26V210H25ZM62 209H63V208H62ZM92 209H93V208H92ZM95 209H94V212H95ZM99 209H100V207H99ZM108 209H109V208H108ZM141 209H142V210H141ZM167 209H169V212H168ZM177 209H179V210H177ZM217 209H216V210H217ZM19 210H21V211H23V212H21V211H19ZM27 210H30V211H27ZM112 210H113V209H112ZM122 210H123V211H122ZM132 210L135 211V212H138V214H136V213L134 212L136 216L139 215V214L142 212L143 215H141V217H140V221H141L142 223H146V222L149 221V222L147 223V225L145 224L146 228H144L145 226H144V224H143V226H144V227H143L144 229H143V228H142V225H141L142 223H141V224H138V229H139V230H138L137 227H136L137 224L134 223L135 221L133 222V224H135L134 228H131V227H130L131 222H129V221L133 220V218L136 217L134 214H132V213H133ZM149 210H150V209H149ZM163 210H162L161 212H163ZM200 210H201V209H200ZM205 210H206V211H205ZM218 210H219V209H218ZM218 210H217V211H218ZM24 211H26V212H24ZM52 211H53V210H52ZM52 211H51V212H52ZM55 211H56V210H55ZM98 211H99V210H98ZM146 211H147V212H150V211H148V210H146ZM177 211H178L179 213H178ZM0 212H1V211H0ZM16 212H17V213H16ZM19 212H21V213H19ZM27 212H28V213H27ZM40 212H42V211H40ZM51 212H50V213H51ZM71 212H72V213H75V212H76V214H78V213H77L78 211H75V212L71 211ZM80 212H82V211H80ZM110 212H111V211H110ZM110 212H109V213H110ZM157 212H158V211H157ZM157 212H156V213H157ZM159 212H160V211H159ZM159 212H158V213H159ZM161 212H160V213H161ZM164 212H163V213H164ZM208 212H209V211H208ZM214 212H215V213H214ZM219 212H220V210H219ZM235 212H233L234 215H235ZM241 212H242V211H241ZM252 212H253V210H252ZM2 213H3V212H2ZM2 213H0V216H1V217L3 216L2 218H3L4 220H5V217H4V216H6V220H9L8 217L11 216V215H8V216H7V215L4 214V213H3V215H1ZM14 213H16V215H15ZM18 213H19V214H18ZM82 213H83V212H82ZM119 213H118V214H119ZM124 213H122V215H123ZM151 213H152V211L150 212V214H151ZM171 213H172V212H171ZM182 213H183V212H182ZM190 213H189V214H190ZM213 213H214V214H213ZM243 213H244V212L241 213V217H242ZM261 213L263 214L264 211L261 212ZM21 214H22V217H21ZM35 214H34V216H35ZM62 214L60 213V216H58V217H59V218H60V217H61V218L65 217V216L62 217ZM93 214H94V213H93ZM93 214H92V216H93ZM115 214H117V211H116ZM115 214H114V215H115ZM144 214L146 215V216H145V219H144V217H143ZM175 214H176V215H175ZM179 214H180V216H179ZM189 214L187 213V216H188V217H187V216H186V217H187L188 219L186 218V220L190 221V223H193V222L191 221V219H189ZM191 214H190V215H191ZM207 214H208V215H207ZM248 214L250 215V213H248ZM248 214H247V217H248ZM253 214H254V213H253ZM257 214L260 215V213H257ZM14 215H15V216H14ZM19 215H20V216H19ZM57 215H58V214H57ZM57 215H56V216H57ZM72 215H73V214H72ZM78 215H79V214H78ZM94 215H95V214H94ZM97 215H98V214H97ZM97 215H96V216H97ZM122 215H119V217H123V216H124V215H123V216H122ZM133 215H134V217H133ZM152 215H153L152 217L156 216V214H155L154 212L152 213ZM158 215H159V214H158ZM160 215H161V214H160ZM192 215H191V216H192ZM220 215H221V216H220ZM254 215H255V214H254ZM263 215H264V214H263ZM16 216H17V217H16ZM34 216H32V217H34ZM44 216H45V215H44ZM139 216H140V215H139ZM183 216L185 217V215H183ZM216 216H215V217H216ZM230 216H231V214H230L228 217H230ZM235 216H236V215H235ZM238 216H240V214H238L237 217H238ZM14 217H15V218H14ZM28 217L30 218V216H28ZM48 217L52 218L53 215H52V216H48V215H47V218H48ZM78 217H79V216H78ZM86 217H87V216H86ZM94 217H95V216H94ZM97 217H98V216H97ZM125 217H127V215H125ZM128 217H129V216H128ZM137 217H138V216H137ZM142 217H143V218H142ZM157 217H159V216H157ZM175 217H176V218H175ZM178 217H180L179 220H178ZM200 217H202L203 219H202V218L200 219ZM208 217H209V218H208ZM222 217H223V216H222ZM241 217H238V219H241ZM254 217H255V216H254ZM263 217H264V216H263ZM19 218H18V219H19ZM23 218H24V217H23ZM23 218H22V219H23ZM26 218H27V215H26ZM47 218H46V220L48 221L49 218H48V219H47ZM59 218H58V222H60V221L62 222V221H63L65 218H67V217L63 218V220L60 218V221H59ZM138 218H139V217H138ZM141 218L144 219L146 222H144V220H142ZM174 218H175V221H174ZM207 218H208V219H207ZM212 218H214V217H212ZM232 218H233V217H232ZM18 219H17V220H18ZM30 219H31V218H30ZM52 219H54V217H53ZM52 219H51V220H52ZM55 219H56V217H55ZM55 219H54V220H55ZM87 219H88V218H86V220H87ZM94 219H95V218H94ZM96 219H98V218H96ZM135 219H136V222L139 223V219H138V220H137V218H135ZM135 219H134V220H135ZM150 219H151V217H150ZM154 219L157 220V218H154ZM158 219H159V218H158ZM160 219H161V218H160ZM162 219H161V220H162ZM171 219H173V222H176V219H177V220H178V223H173V224H172V223H171V222H172ZM183 219H184V218H183ZM197 219H196V220H197ZM204 219H205V220H204ZM206 219H207L208 221L212 222V223H213V226H212V224L209 223L208 221H207V223L204 222V221H206ZM229 219H230V220H229L230 222H231V220H233V219H231V217H230ZM244 219H246V218H244ZM1 220H2V219H1ZM4 220H3V222L1 223V227H0V228H2L3 224H5V223H10L11 225H13V224L11 223V220H10L9 222H5ZM46 220H45V221L43 220L42 222H46ZM67 220H68V219H67ZM67 220L64 221V223L67 222ZM86 220H85V221H86ZM92 220H93V217H92ZM126 220H127V221H126ZM152 220H153V219H152ZM199 220H198V224L196 223V225H198V226H196V225L194 224V223L196 222V221H194L193 224H194L195 226H193V227H190V226H192V225H189L190 223H187L188 221H185V220H184L183 223L188 224V228H189V227L192 228L191 231L193 230L194 234L197 236V234H199V233L196 234V232L198 231V230H196V229H197V227H199V225H200V224H199ZM202 220H204V221H202ZM218 220H217V222H220V220H219V221H218ZM242 220H243V219H242ZM21 221H22V220H21ZM56 221H57V220H56ZM68 221H69V220H68ZM113 221H114V223H113ZM153 221L155 222V220H153ZM170 221H171V222H170ZM180 221H181V222H180ZM221 221H222V220H221ZM247 221H248V220H247ZM247 221H246V222H247ZM262 221H263V220H262ZM0 222H1V221H0ZM4 222H5V223H4ZM38 222H39V221H38ZM42 222H41V223H42ZM48 222H50V219H49ZM86 222H87V221H86ZM94 222H97V221L95 220ZM94 222H92V223H94ZM102 222H103V221H102ZM115 222H116V225H115V226H117V228L114 227V226H111V223H112V225H113V224H115ZM121 222H122V220H121L119 223L122 224ZM154 222H153V225L155 226V223H154ZM156 222H159V221H156ZM255 222H256V220H255ZM258 222H259V221H258ZM15 223H16V222H15ZM46 223H47V222H46ZM55 223H57V222L54 221L53 224L55 225ZM64 223H61V225H60V224H59V225L62 226V224L64 225ZM82 223H83V222H82ZM97 223H101V222L98 221ZM125 223H127V224L129 223V224H128V225H125ZM160 223H162V222H160ZM163 223H164V222H163ZM170 223H171V224H170ZM203 223H205V225H202ZM261 223H262V222H261ZM263 223H264V221H263ZM263 223L260 224L261 227H263ZM42 224H43V225H46V227H45V226L42 227V226H43ZM42 224H41L40 227H41V228H45V230L47 229L48 226H50V224L48 225V223H47V224L42 223ZM78 224H79V223H78ZM83 224H84V223H83ZM86 224H87V223H85V225H86ZM168 224H169V225H168ZM175 224H176V225H175ZM186 224H185L184 226H186ZM240 224H241V223H240ZM240 224H239V225H240ZM245 224H246V223H245ZM249 224H250V223H249ZM249 224H248V225H249ZM256 224H257V222H256ZM26 225H27V224H26ZM37 225H38V223H37ZM54 225H52V226H54ZM96 225H97V224H96ZM96 225H95V223H94V225H93L94 228L91 227V228H93L94 230H92V229L89 228L90 230L93 231V234H94V233L96 234L95 229H96V230L98 229V228L96 227ZM131 225H132V224H131ZM139 225H141V227H140ZM156 225H157V227H159V225H158L157 223H156ZM170 225H171V226H170ZM210 225L213 227V229H210V228H212ZM217 225H218V224H217ZM217 225H216V226H217ZM31 226H32V225H31ZM31 226L28 224L26 227L28 228V227H31ZM38 226H39V225H38ZM38 226H36L37 229H38ZM60 226H59V227H60ZM76 226H77V225H76ZM80 226H81V224H80L79 226H77V228L80 227ZM82 226H83V225H82ZM125 226L127 227V229L130 227V229H128L129 232L132 231V230H134V231L136 230V235H137V230L140 231V229H141L140 234H138V236L135 237V235H132V234H133V231H132V232H130L131 235H129V232H127V229H123V228H125ZM132 226H133V225H132ZM154 226H153V227H154ZM161 226H163V225H161ZM173 226H172V227H173ZM182 226H183V224L181 225V228H182ZM244 226H245V225H244ZM26 227H25V228H26ZM36 227L33 226V228H35L34 230H36ZM54 227L56 228V225H55ZM64 227H65V226H64ZM70 227H73V226H70ZM86 227H88V225H87ZM95 227H96V228H95ZM139 227H140V228H139ZM148 227H150V226H148ZM167 227H165V228H167ZM177 227H178V226H177ZM177 227H174V228H177ZM186 227H187V226H186ZM194 227H196V229H195ZM253 227L255 228L256 226H253ZM258 227H259V226H258ZM51 228H52V227H50L49 229H51ZM73 228H74V227H73ZM75 228H76V227H75ZM181 228L179 227L178 230L175 229L176 231L172 230L171 233H173V232L175 233V232H176V233H175L176 237H181V238H179V239H182V236H181V235H182V232H183L184 230H186V229H187V230H190V229L186 228V229H184V230L181 232ZM183 228H184V227H183ZM193 228L196 230V232L194 231ZM244 228H245V227H244ZM246 228H250V226H249V227L247 226ZM256 228H257V227H256ZM31 229H32V227H31ZM59 229H60V230H59ZM59 229H57V230L61 231V228H59ZM78 229H79V228H78ZM78 229H77V230H78ZM89 229H88V230H89ZM102 229H103V228H102ZM142 229H143V230H142ZM160 229H161V228H160ZM160 229H159V230H160ZM163 229H164V228H163ZM207 229H209V230H213V231H211V232H214L213 234H212L211 232H209V231H206V232H209L208 234L211 233L212 236H211V234L209 235L210 237H209V236H205L207 233L204 232V230H207ZM214 229H215V230H214ZM222 229H223V228H222ZM252 229H253V228H252ZM19 230H20V228H19ZM22 230H23V229H22ZM40 230H41V229H38V231H40ZM73 230H75V229H73ZM77 230H76V231H77ZM81 230H82V228H81ZM81 230H80V231H81ZM100 230H101V229H100ZM113 230H114V229H113ZM248 230H249V229H248ZM20 231H21V230H20ZM25 231H33V230H28V229H26ZM48 231H49V230H48ZM52 231L54 232L55 230H52ZM69 231H70V230H69ZM71 231H72V229H71ZM76 231H75L74 233L77 234ZM97 231H99V229H98ZM146 231H147V232H146ZM162 231H163V230H162ZM166 231H167V230H166ZM166 231H165V232H166ZM170 231H167V232H170ZM177 231L181 234L180 236H178L179 233H178ZM191 231H189V232H191ZM251 231H252V230H249V232H251ZM50 232H51V231H50ZM72 232H73V231H72ZM126 232H127V233H126ZM150 232H153V230H150L149 233H148V235L151 234ZM155 232H156V231H155V229H154V232L151 234L152 236L150 235L149 238L154 237V236H155V235H154ZM157 232H158V231H157ZM203 232L205 233L204 235H203ZM1 233H2V232H1ZM21 233H22V232H21ZM29 233H31V232H29ZM29 233H27V235H26V232H24V233H22V235H21V234H20V235H21V237H22V236H23V237H24V236L27 237L26 240H29L28 238H31V239L34 238V236H35L36 233H38V232H36L35 234H33L34 236H32V235H31V236L28 235ZM33 233H34V232H33ZM46 233H47V232H46ZM46 233H45V234H46ZM51 233H52V232H51ZM51 233H50V234H51ZM86 233H87V231H86ZM89 233H90V232H89ZM145 233H144V234H145ZM158 233H159V232H158ZM163 233H164V232H163ZM163 233L161 232L160 234H163ZM171 233H170V234H171ZM185 233H187V232H185ZM256 233H257V232H256ZM6 234H7V233H6ZM9 234H11V233H9ZM23 234H24V235H23ZM71 234H72V233H71ZM95 234H94V238H95ZM134 234H135V232H134ZM144 234H143V235H144ZM160 234H159V235H160ZM165 234H166V233H165ZM188 234H189V233H187L186 235H188ZM194 234L191 235V236H193L191 239L195 238V239L192 240V243H194L195 241L197 242V240H199L198 237H197V239H196V237L194 236ZM208 234H207V235H208ZM251 234L254 235V233H252V232H251ZM259 234H260V233H259ZM4 235H5V234H4ZM4 235H3V236H4ZM37 235H38V234H37ZM73 235H74V234H73ZM86 235H87V234H86ZM90 235L93 236L92 233H91ZM148 235H147V234L145 235V237L147 236V239H145V240H143V238L141 239V240H142L141 244H142L144 241H146V243L149 242V244L151 243V245H152V243H153V245H154L155 243L158 245L159 242H160V243H163V242H161V241H159V240H158L157 242L155 241V243H154V241H151V242H150V241H147V240L149 239V238H148ZM153 235H154V236H153ZM157 235H158V234L156 233V236H157ZM167 235H168V234H167ZM167 235H166V237H168ZM173 235H174V234H173ZM173 235L171 234V237H172ZM175 235H174V236H175ZM199 235H200V234H199ZM252 235H251V236H252ZM28 236H30V237H28ZM45 236H47V234H46ZM84 236H85V235H84ZM84 236H83V237H84ZM91 236H90V237H91ZM156 236H155V237H156ZM163 236L165 237L164 234H163ZM174 236H173V237H174ZM251 236H250V237H251ZM1 237H2V236H1ZM7 237H9V236L7 235ZM7 237H5V238L2 237V238H0V241H3V239H6ZM16 237H17L18 239L21 238V237L18 236V235H16ZM23 237H22V238H23ZM37 237H38V236H37ZM42 237H43V236H42ZM51 237H52V236H51ZM75 237H77V236L74 235L73 238H75ZM83 237H82V238H83ZM85 237H86V236H85ZM130 237H131V238H130ZM143 237H144V236H143ZM157 237H159V236H157ZM166 237H165V238H166ZM169 237H170V235H169ZM169 237H168V238H169ZM171 237H170V238H171ZM173 237H172V238H173ZM189 237H190V235H188V237H186L187 239L185 238V236L183 237V238H185V240H181L182 243H183V246H181V248H182V247H186V244H184V241H185V242L187 241V244H188V245L191 244L190 246H192V249H193V247L195 248V244H197L198 242L195 243V244L188 243V241H190V240L188 239ZM207 237H209V238H207ZM213 237H214V236H213ZM250 237H249V238H250ZM40 238H41V237H40ZM45 238H47V237H45ZM45 238H44V239H45ZM87 238H88V237H87ZM94 238L91 237L90 243H91L92 239H94ZM115 238H116L117 240H116ZM170 238H169V240L171 241L172 238H171V239H170ZM174 238H175V237H174ZM252 238H253V237H252ZM252 238H251V239H252ZM258 238H259V237H258ZM49 239H50V238H49ZM53 239H54V237H53ZM99 239H100V238H99ZM99 239H98V240H99ZM130 239H131V240H130ZM166 239H167V238H166ZM175 239H176V238H175ZM207 239H208V240H207ZM245 239H246V237H245ZM245 239H244V240H245ZM7 240H8V239H7ZM7 240H6V241H7ZM9 240H10V239H9ZM13 240L18 241V240L15 239V238H13ZM13 240L11 239V241H13ZM19 240H20V239H19ZM40 240H41V239H40ZM40 240H38V242H39ZM42 240H43V238H42ZM51 240H52V239H51ZM57 240H58V239H57ZM96 240H97V238H96ZM129 240H130V241H129ZM137 240H140V238L138 237ZM150 240H151V239H150ZM169 240H167V241H169ZM194 240H195V241H194ZM210 240H212V239H210ZM233 240H234V239H233ZM246 240H247V239H246ZM256 240H257V238H256ZM256 240H255V241H256ZM263 240H264V239H263ZM4 241H5V240H4ZM4 241H3V242H4ZM6 241H5V242H6ZM21 241H22V240H20V241H18V242H20V244H21L24 240H23L22 242H21ZM46 241H48V238L46 239ZM46 241H44L45 244H44V242L40 241V243H41V242L43 243V244H42L43 246L41 245L40 248H39V251L37 250V251L39 252V253H38L39 255H40V254L42 255V253H40V250H41V249H42L41 252L44 253V250H46L47 247H49V246L51 245V244H50V245L48 246V245H47L48 243H46ZM68 241H70V240H68ZM81 241H82V240H81ZM86 241H87V240H86ZM86 241H85V243H86ZM93 241L95 242V239H94ZM93 241H92V242H93ZM99 241H100V240H99ZM116 241H118L117 244L120 242V243H121V246H122V242H121L122 240L119 239L117 236H114V235H113V240H112V242L115 243ZM128 241H129V242H128ZM170 241H169V242H166V243L171 247L172 245H171V242H170ZM199 241H200V240H199ZM204 241H203V242H204ZM18 242H16V244H15V242H14L13 244H12L11 242H10V244H8V246L12 244V246L14 247V248L11 247V246H10V247H7L8 249L10 248V249H9V252H10L11 248L13 249L12 252H14V250H15V246L20 245ZM24 242H25V241H24ZM24 242H23V243H24ZM52 242H53V241H52ZM79 242H80V241H79ZM94 242H93V243H94ZM139 242H140V241H138V243H139ZM208 242H209V241H208ZM245 242H246V243H249V242H247V241H245ZM7 243H8V242H7ZM7 243H4V244H7ZM72 243H73V242L71 241V245H72ZM87 243H89V242H87ZM95 243H98V242L96 241ZM95 243H94V244H95ZM100 243H101V242H100ZM120 243H119V244H120ZM146 243H145V244H146ZM182 243H181V245H182ZM63 244H64V243H63ZM77 244H78V242H77ZM77 244H76V245H77ZM82 244H84V243H82ZM91 244H92V243H91ZM98 244H99V243H98ZM119 244H118V245H119ZM145 244H142V245H145ZM167 244H166V246H168ZM200 244H201V246H200ZM200 244H197L196 247H199V246H200L199 248L202 249V250H204V249H203V248H204V245H203L202 243H200ZM252 244H253V243H252ZM1 245H2V244H1ZM35 245H36L37 248H38L39 243H37V244H35ZM46 245H47V246H46ZM74 245H75V244H73V247H74ZM76 245H75V246H76ZM79 245H80V243L78 244V246H79ZM123 245H124V243H123ZM153 245H152V247L149 248L150 250H155V248L153 249ZM184 245H185V246H184ZM198 245H199V246H198ZM245 245H246V244H245ZM245 245H242V246H245ZM253 245H255V243H254ZM257 245H259V244H257ZM260 245H261V243H260ZM44 246H45L46 249L44 248ZM78 246H77V248H78ZM130 246H131L130 248H132V245H130ZM146 246H147V244H146ZM162 246H163V249H164L165 242L162 244ZM202 246H203V247H202ZM251 246H252V245H251ZM255 246H256V245H255ZM255 246H254V247H255ZM262 246H263V244H262ZM2 247H6V245H5V246L2 245ZM81 247H82V245H81ZM135 247H138V246H135ZM148 247H149V246H147V248H148ZM155 247H156V245H155ZM170 247H168V248L165 247V248H167V251H168V250L171 251V249L173 250V247H171V248H170ZM187 247H188V248H187ZM187 247H186V249H185V248H184V249H185V250L190 249L189 246H187ZM201 247H202V248H201ZM240 247H241V246H240ZM17 248H18V247H17ZM74 248H75V247H74ZM79 248H80V247H79ZM79 248H78V249H79ZM88 248H91V247H88ZM88 248H86V249H88ZM138 248H139V249H138ZM138 248H136V251H135V252H136V254H137V252H138V254H137V258H138L139 260H142V258H143L144 260H142V261L145 263V259H147V260H150V259H151L150 261H146L147 264H151L152 260L154 261V262H152V264H156V263H159V262H160V263H161V262L165 263L164 260H169V259H167V258H168V257L170 258L171 256H173V255H170V253L175 254V253H173V252H169V255H170V256H167L165 259H164V257H162L164 260H160V259H162V258H160L161 256H158V255H157L158 258L156 257V254L158 253L157 251H153V254L151 253L152 255H155V256L152 257V255L149 253V252H151V251L148 250L149 252H147V248H146V247H145V250H146V251L143 250L144 252L142 251V249H143L144 247H142V249H140V245H139ZM151 248H152V249H151ZM157 248H158V247H157ZM159 248H161L160 245H159ZM235 248H237V247H234V249H235ZM241 248H242V247H241ZM241 248H240V249H241ZM247 248H249V246H247ZM251 248H252V247H251ZM260 248H261V246H260ZM8 249H7V250H8ZM43 249H44V250H43ZM182 249H183V248H182ZM206 249H208V248H206ZM211 249H212V248H211ZM216 249H217V248H216ZM245 249H246V248H245ZM253 249H254V248H253ZM257 249H258V246L256 247V250H257ZM262 249H263V248H262ZM0 250H1V246H0ZM4 250H6V249L3 248V251H4ZM7 250H6V251H7ZM31 250H32V249H31ZM129 250H130V249L128 248V252H130ZM131 250H132V249H131ZM138 250H140V251H138ZM202 250H200V251L202 252ZM212 250H213V249H212ZM224 250H225V249H224ZM236 250H237V249H236ZM3 251H2V252H3ZM15 251H17V249H16ZM25 251H26V250H25ZM34 251H36V249H35ZM34 251H33V253H32V252H30V253H32V254L35 253V254H36V252H34ZM48 251H49V250H48ZM73 251H74V250H72V252H71L72 254H71V255H73V254L75 253V252L73 253ZM80 251H82V250H80ZM141 251H142V252H141ZM161 251H162V250H160V252H161ZM167 251H165L164 253H166ZM208 251H209V252H208ZM208 251H207V253H206V251H205V252L203 251L202 253H199V254H201V255H202L203 253H204V255H205V253H206V255L203 256V257H204V260H203L204 263L206 262L205 259L208 257V255H210V254H208V253H211V252H212V251H210V249H209ZM231 251H233V250H231ZM241 251H242V250H241ZM241 251H240V252H241ZM243 251H244V249H243ZM243 251H242V252H243ZM248 251H249V250H248ZM4 252H5V251H4ZM4 252H3V256H2V254H1V257H2V258L4 257V255H5V257H7L6 254H7V255H12V254H10L11 252H10V253H9V252H5L6 254H4ZM28 252H29V251H28ZM45 252H46L47 255H48L50 251H49V252L45 251ZM146 252H147V253H146ZM156 252H157V253H156ZM162 252H163V251H162ZM215 252H216V251H214L211 255L215 254ZM224 252H225V251H224ZM228 252H229V250H228ZM238 252H239V251H238ZM245 252H246V251H244V253H245ZM262 252H264V250H263ZM0 253H1V251H0ZM18 253H19V252H18ZM30 253H29V255H31V258H32V254H30ZM46 253H45V254H46ZM61 253H62V252H61ZM65 253L70 255V253H67V252H65ZM139 253H140L141 257H142V255H143L142 258L139 257ZM144 253H145L147 256H148V253H149L151 256L146 257ZM155 253H156V254H155ZM164 253H162V254H164ZM217 253H218V252H217ZM226 253H227V252H226ZM244 253H243V254H242V253H240V254L237 253V254H239V256H240L241 254H242V255H247V254H248V253H247V254H246V253L244 254ZM251 253H252V255H253V254L255 253V251H254V252L251 251ZM251 253L249 252V255H250ZM260 253H261V252H260ZM19 254H20V253H19ZM21 254H22V253H21ZM21 254H20V255H21ZM25 254H27V251H26ZM63 254H64V252H63ZM63 254H61V255L59 254V256L62 257V256L65 255V254H64V255H63ZM84 254H85V253H84ZM128 254H131V252L128 253ZM227 254H228V253H227ZM230 254H231V253H230ZM261 254H262V256H263L264 253H261ZM23 255H24V254H23ZM27 255H28V254H27ZM36 255H37V254H36ZM39 255H38V257H39ZM41 255H40V256H41ZM165 255H166V254H165ZM216 255H218V254H216ZM225 255H226V254H225ZM231 255H232V254H231ZM233 255H234V254H233ZM259 255H260V254H259ZM16 256H18V255H16ZM33 256H34L33 258L35 259V255H33ZM42 256H44V254H43ZM45 256H46V255H45ZM73 256H75V254H74ZM76 256H77V255H76ZM85 256H86V255H85ZM162 256H164V255H162ZM221 256H224V254L221 255ZM221 256H219V257H221ZM239 256H237V257H239ZM1 257H0V261H1ZM20 257H21V258H22V257H25V260H26V258H27V260H28V259H29V260L31 259L30 256H27V257H26V255H25V256H22V255H21ZM20 257L18 256V258H20ZM28 257H29V258H28ZM38 257L36 258L35 261H39V260H41V257H39V258H38ZM47 257H48V256H47ZM61 257H59V258H61ZM78 257H79V256H78ZM145 257H146V258H145ZM149 257H150V258H149ZM205 257H206V258H205ZM225 257H226V256H225ZM254 257H255V256H254ZM263 257H264V256H263ZM18 258H15V259L17 260ZM21 258H20V259H21ZM86 258H87V257H86ZM140 258H141V259H140ZM152 258H153V259H152ZM156 258L159 259V260H158V261L155 260ZM173 258H175V257H173ZM173 258L171 257L170 260L167 261V263H168V264H169V262L172 263V262H173V261H172ZM181 258H182V257H181ZM185 258H186V257H185ZM190 258H191V257H190ZM190 258H189V259H190ZM235 258H236V253H235ZM241 258H242V257H241ZM241 258H239L240 261H244V259H246L245 256H243L244 259L242 258V260H241ZM251 258H253V257H251ZM255 258L259 260V261H258V260H255L256 262H257V261H258V262H262V261H264V260H262V259H264V258H262L261 256H259L260 259L257 258V257H255ZM255 258H254V259H255ZM6 259H7V258H6ZM6 259L3 258V260H6ZM20 259H19L18 261H19V262L21 261L20 263L23 264L24 261H22V259H21V260H20ZM34 259H33V261H34ZM42 259H43V258H42ZM77 259H78V258H77ZM79 259H81V258H79ZM175 259H176V260H175ZM175 259H173V260L176 261V262H178V261H180V263L183 262V261L185 262V260H183L184 258H182L181 260H178L179 258H178V259L175 258ZM186 259H188V258H186ZM189 259L186 260V261H187L186 263H188V264L190 263V260H189ZM193 259H194V258H193ZM207 259H208L212 264H216V263L219 262V260H218V262H217V259H219L218 257H216V259L214 260L215 262L213 261L212 257H209V258H207ZM220 259H222V258H220ZM237 259H238V258H237ZM237 259H236V261H237L236 264H238V261H239V260H237ZM254 259H253V260H254ZM29 260H28V261H29ZM223 260H224V259H223ZM248 260H249V257H248L247 261H248ZM253 260H252V261H249V264H253V263H250V262H254V264H256L255 261H253ZM11 261H12V260H11ZM11 261H10V262H11ZM30 261H31L32 264H34V263L32 262V259H31ZM30 261H29V263H30ZM59 261L61 262V259H59V260L57 261V263H58ZM62 261H63V258H62ZM66 261H67V260H66ZM69 261H71V259L68 260V263H70ZM73 261H74V260H73ZM76 261H77V260H75V262H76ZM79 261H81V260H79ZM188 261H189V262H188ZM191 261H192V260H191ZM193 261H194V260H193ZM199 261H201V263H202V260H199ZM199 261H198V263H199ZM46 262L48 263L47 260H46ZM46 262H45V264H46ZM84 262H85V264H86L88 261H87V260H84L83 263H84ZM176 262H175V263H176ZM194 262H195V261H194ZM224 262H226V261H224ZM228 262H230V261H228ZM228 262H226V263L228 264ZM258 262H257V264H258ZM0 263H1V262H0ZM13 263L18 264V262L14 261V258H13ZM31 263H30V264H31ZM43 263H44V262H43ZM43 263H42V264H43ZM50 263H51V262H49V264H50ZM54 263H56V262L53 261L51 264H54ZM57 263H56V264H57ZM160 263H159V264H160ZM163 263H162V264H163ZM167 263H165V264H167ZM180 263H179V264H180ZM186 263H185V264H186ZM191 263L194 264L193 262H191ZM191 263H190V264H191ZM201 263H199V264H201ZM206 263H207V262H206ZM220 263H221V261H220L218 264H220ZM231 263H232V261H231ZM240 263H241V262H239V264H240ZM243 263L245 264L246 262L244 261ZM243 263H242V264H243ZM25 264H28V262H25ZM35 264H36V262H35ZM37 264H39V263H37ZM78 264H80V263H78ZM172 264H174V263H172ZM176 264H177V263H176ZM195 264H197V263L195 262ZM224 264H225V263H224ZM229 264H230V263H229ZM232 264H235V263L233 262ZM246 264H247V263H246Z\"/></svg>",
  "mask_w": 264,
  "mask_h": 264
}]
</instances>
